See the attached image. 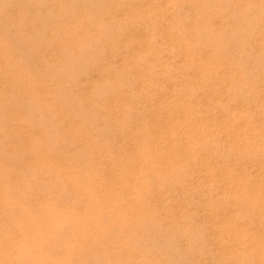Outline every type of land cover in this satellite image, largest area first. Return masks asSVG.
Listing matches in <instances>:
<instances>
[{
	"label": "rangeland",
	"instance_id": "obj_1",
	"mask_svg": "<svg viewBox=\"0 0 264 264\" xmlns=\"http://www.w3.org/2000/svg\"><path fill=\"white\" fill-rule=\"evenodd\" d=\"M27 0H0V12H2L3 13V15H1V17H0V39L2 40V41H0V264H118L117 262H119V264L121 263V264H123L122 262H121V260L124 262L125 260H127V262H130V261H133V260H131L130 259V255L127 257V255L125 256L124 254L122 255V253H124V250L123 249H121V247L118 245V247H117V245L114 247L113 245L114 244H117V242H118V244L120 243V242H122V237L121 238H118V237H116V238H118V239H120V240H118V239H116V238H114L115 236H117L116 234H118L119 235V237L120 236H123L125 239H126V237L127 236H130L133 232H131L134 228H136V226H135V224H128L127 226H128V228L130 229V227H129V225H131L132 226V228L133 229H131L130 230V232H131V234H130V232H129V229H128V231H126V228H125V231H126V234L124 233L125 231H124V227L126 226L125 224H127V223H131V222H129L130 220L132 221L133 219H135V213H137V212H135L134 214V217L132 216L131 218H133V219H130L127 223L125 222V226L123 227L122 225L123 224H121L120 226L121 227H123V228H121L120 226H119V224L117 223V219H115L114 218V215H111V213H113V212H111L112 210L114 211L116 208H118L119 207V209L121 210L122 208H123V212H125V209L127 210V209H130V207H132L131 205H132V201H131V192L133 191V189H130L131 187L132 188H134V186L133 185H135V183H134V181H135V179H136V177L137 176H135V179H134V181H132V179H130L129 178V180H131L132 182H133V185H132V182L130 181V182H127V179H126V177H128V175L132 178V177H134L133 175L134 174H137V173H134L133 174V172H132V174H130L131 172H129V170H131V171H134V172H138L139 170H137L139 167H140V165H141V163H140V160H141V162H142V160L145 162V159L147 158V156H148V154H150L149 152L151 151V149H153L154 150V148H153V142H155V140H156V137H158V136H156L155 137V139H153L152 140V137L154 138V136H155V134L156 135H158V134H165V136L164 135H160L159 137V139L158 140H160L159 142H165V143H162V146H164L165 144V146L166 147H164V148H166L165 150H164V148H163V150L162 149H160L159 148V150H162L163 152H164V157L162 156V157H160V158H158L154 153L153 154H151L152 155V157H157L156 159H157V163L158 164H160V163H165L166 165L164 166L165 168H166V170H167V172H166V174H163V176L165 175V177H166V175H167V173H169V171H168V169L167 168H170L171 167V169L173 168V167H175V166H171V165H174V163L175 162H173V163H171L170 161H169V157H167L168 156V154H166V153H168V145L170 144V142H171V140L173 139V138H177L178 136H179V138L181 137V136H184V134H185V137L188 135V137H186V138H189V136L191 135V137L192 136H194L196 139H197V137H196V132L198 133V131L200 130V131H202V128H201V126L198 128L199 130L197 131V130H195V125L193 126L192 125V119H191V123H188L189 121L188 120H190V119H188L187 121V123L185 124V126H180L179 127V129H182V127H183V129H182V131H184L183 132V134H181V131H180V135L179 134H177L179 131V129L177 130V129H175V128H178V127H175L174 129H172L174 126H170V124H168L167 126H165V127H162L163 126V124H165L164 122H166V121H163V119L165 118V120H169V118H167V115H164L163 113H165V109L167 108H169V110L170 109H173V110H177L176 108H183V107H181V106H183V105H180L182 102H183V100H184V102H186L185 100H190L192 97L193 98H195V96H197L198 94V96H200V94H202V95H204L205 93L203 92V91H205L206 89H204L203 90V85L205 84V87L204 88H208L207 89V91H205L206 92V97L207 98H209V99H211L213 96V94H215V95H220L219 93H225L226 91V93H228L231 89L233 90L232 92L233 93H229V94H231V95H229L228 94V96H230V97H232V95H233V98H231V100L229 99V97L228 96H226L225 94H224V96H225V102H226V100L227 99H229V101L228 102H230V105H229V103H227V105H225L226 103H224L223 101L221 102V100L223 99V98H221V97H224V96H222V95H220V96H218V97H220L221 99H219V98H217L220 102H221V104L222 103H224V104H220V102H219V104L216 102V100H215V98H212V100L214 99V101H212V100H210L209 102H208V100H207V98L205 97V96H202L201 97V99L202 98H206V99H203L204 101H202V103L203 102H205V100H206V103H207V106H204L206 103H203V104H201V101H200V99H197L196 101L198 102V100H199V102H198V106H197V109H198V107L199 106H204V107H207V108H205L204 109V107H203V109L205 110H203L202 112L203 113H205V115L207 116V118H209V116H211L212 117V115L214 116L215 115V118L217 119V117L218 118H221V117H223V118H221V120L220 119H218L219 120V122H221V123H223L225 126L227 125V123H229V121H230V123H232V122H234L233 124H228V125H230V126H232V128L234 129V133L235 132H238L237 130H239V128L237 129L236 127H240V125H241V127H242V125H243V127L244 126H246L244 129H246L247 128V125H248V127L249 126H251V125H253V126H251V127H254V126H256L257 125V121L259 120V118H260V120L259 121H261L262 123H264V120H263V114L261 113V109L263 108L262 106V108L260 109V111H258L259 109L257 108L256 109V107L257 106H253V108H250V107H248L249 106V104H250V102L249 103H247L248 102V100L250 101V99H251V103L253 104V105H255L256 103L258 104V107H259V100H255L254 98H252V96L253 97H255V96H257V97H255L256 99L259 97V94H260V96H262V97H260V98H262V100L260 99V98H258V99H260V103H261V105L263 104V101H264V93H263V91H264V86L262 87V91H261V83L259 84L258 82H260V81H257L256 83L258 84V86H259V88L260 89H258V86L256 85V83H254L253 82V80L254 81H256V79H254L255 77H257L258 75H255V72L253 71V70H255V71H257L256 72V74L259 72V70H256L257 68L256 67H258L259 69H261L260 71H262L263 70V67H264V63L262 64L261 63V61H258V62H260V63H258L256 60H259L258 59V53H257V50H258V47H259V44H258V41L255 39L256 37H254V36H252V37H248L247 36V34L249 35V32L252 30V28H253V24H251V25H249L248 24V22L250 21V19H251V16L252 17H254L255 16V14H254V16L251 14L252 12L254 13V11H256V12H258V11H261V10H264V0H261V3H258L259 2V0H258V2H256V0L254 1V2H256V5H257V3L259 4V6L257 5H254L255 3H253L252 5L249 3L250 1L252 2V0H250L249 2H248V0H243V1H245V2H248V4H246L245 2H242V0L240 1V0H238V2H239V4H237L238 2H237V0H227L228 2L227 3H229V9H228V4H226V2H225V4L222 2V1H225V0H215L216 2L218 1L219 3H216L214 0H213V4H211L209 1H211L212 2V0H206V3L207 4H211L212 5V7L214 8V9H217V6H219L218 7V9L217 10H219L218 11V13L217 12H215V14H220V16L221 17H223V15H225L226 14V16L224 17V18H222V19H224V20H222L218 15H216V17L213 15V13H212V15L214 16V18L215 19H217L218 18V20L216 21V22H221V23H219L218 22V24H219V26H218V24L217 23H215V19L213 20V19H211L210 18V16H212V15H206V14H208V13H211V12H209V11H211L209 8L211 7V5H210V7L207 5L206 7H209L208 9H209V11H208V13L205 11V10H207V8L205 9V5H206V3L205 4H203L204 6H201L202 4H200L199 2H202L203 3V0L202 1H199V0H196L197 2H196V4H195V1L194 2H192L191 0H189L190 2H188V0H186V2L188 3H184V1H182L181 0V3L177 0V1H171L170 2V0H165V2H164V0H147L148 1V4L146 3L147 1L146 0H116V2H115V0H87V1H89L90 3H88L89 4V7H94L93 9L91 8V11H94L95 12V10L97 9V10H100V12L99 11H97V12H90L92 15H93V13H94V18H95V16L97 15V17L94 19L93 18V21H94V23H91L92 22V20L91 21H89L90 23H91V27H92V29L93 28H95V29H97V26L99 25L98 23H102V22H100L101 20L102 21H104L103 23L104 24H106V23H109L108 22V19L106 20V19H104L105 17L106 18H109V17H111V18H113L114 20L117 18V22L119 23H117V25L116 26H118L117 27V32L119 33V31H120V33H127V34H123V36H122V34H119V37L118 38H116V39H114V41H113V43L117 46V48H118V52L116 53L117 54V56H116V54L115 55H113V56H111V58H110V56H109V54L108 53H106V48H104V46L103 45H101V44H99V46L97 47L99 50H101V52L104 54V56H103V54L102 53H98L99 51L97 50V52L96 51H94V56H95V54H96V57H94L95 59H96V61L94 62V63H92V62H88V61H83V58L81 57V53H80V51L78 50V48L76 49L74 46H73V42L74 41H72V40H68V37H69V39H73V37H74V39L77 37V36H79V35H81L79 32H83V33H86V32H88L87 34H92V32L95 30V29H90L91 30V32H90V30H89V28L90 27H86L87 26V23L88 24H90L89 22H86V23H84V25H83V29H85V30H75V29H73L74 27V23L75 22H73V21H76V19L74 20L73 19V17L74 18H78L79 17V15L81 14L82 15V13L85 11L82 7L85 5V4H87V3H85L83 0H28L27 2H26ZM35 1V2H34ZM44 2L43 3V7H42V3H39V2ZM79 1H80V3H84V5L82 6H80L79 4ZM94 1V2H93ZM101 1V2H100ZM123 1L125 2V3H123ZM136 3H135V2ZM150 1V2H149ZM157 1H158V3H157ZM199 1V2H198ZM24 3V4H22V3ZM26 2V3H25ZM37 2H38V4H37ZM65 3V4H67L66 6H67V8L69 7L70 8V6H68L69 5V3H70V5L73 7V8H71V10L73 11V12H69L68 10L69 9H67V11L66 12H68L67 14H66V18L64 17V15H65V13L63 12V8L60 10V6L61 7H63V6H65L64 4H60V3ZM67 2V3H66ZM99 2V3H98ZM103 2V3H102ZM167 2H169V3H167ZM172 2H174V5L172 6V8L175 10V8L177 9V11H180L181 10V13H179V12H175L174 10L172 11H169L170 10V6L169 5H172L173 3ZM178 2L181 4H179V5H177L178 4ZM191 2L196 6H198V8H197V6H196V9H194L195 8V6H193L192 4H191ZM204 2H205V0H204ZM232 2V3H231ZM29 3V4H28ZM30 3L31 4H33L32 6L33 7H30ZM94 3V4H93ZM101 3V4H100ZM116 3V4H115ZM122 3V4H121ZM151 3V4H150ZM157 3V4H156ZM177 3V4H176ZM183 3L185 4V5H183ZM197 3H199V5L197 4ZM215 3L216 4H218L216 7H214L213 5H215ZM245 3V4H244ZM26 4H28V7H27V5ZM35 4L36 5H38V9L36 8V7H34L35 6ZM41 4V6L40 7H42L41 9H39L40 7H39V5ZM58 4L60 5L59 7H58ZM124 4V5H123ZM143 6H142V5ZM161 4V5H160ZM168 4V6H169V10H167L168 9V6L166 7V5ZM224 4V5H223ZM233 4H234V6L235 5H237V6H233ZM241 4H243V6L244 5H246V7H248V8H246L245 7V9L243 8V6L241 5ZM261 4V5H260ZM44 5H45V7H44ZM77 5V6H76ZM91 5V6H90ZM93 5V6H92ZM96 5V6H95ZM120 5H121V7H120ZM125 5H127V6H125ZM129 5V6H128ZM132 5V6H131ZM139 5L141 6V8L139 7ZM146 5H148L149 6V8H147V7H145ZM155 5H157V7L155 6ZM165 6V7H163V8H165V10L162 8H160L159 6ZM177 5V6H176ZM191 6L193 9H194V13H195V15H194V13L193 12H189V10H191V11H193L192 10V8L191 7H187V6ZM231 5V6H230ZM24 6V7H23ZM66 6L64 7V8H66ZM103 6L105 7V8H103ZM119 6V7H118ZM127 7V8H124V7ZM138 6V7H137ZM153 6V8H150V7H152ZM176 6V7H175ZM179 6V7H178ZM182 6V7H181ZM223 6V8H221ZM225 6V7H224ZM240 6H242V9L246 12V14L248 13L247 11H249V13H250V16H249V13H248V16H249V19L248 18H246L247 20H248V22L246 21V24H247V26H245V25H243V27L245 26V27H250V26H252V28H251V30L249 31L248 29L249 28H246L247 30H245L243 27L241 28V27H239V26H236L235 24H233L232 22H233V20H235V23L237 22V23H239V22H243V21H241L239 18H237L239 15V13H240V15H241V18L243 17L244 18V15L243 14H241L242 13V11L240 10V9H238L237 7H240ZM252 6H253V8H252ZM27 8V10H26V8ZM48 7V8H47ZM57 7H58V9L60 10V11H56V10H58L57 9ZM79 7V8H78ZM85 7V9H87V7H88V5H87V7H86V5L84 6ZM114 7H115V10L117 11V9H118V11L116 12L115 10H113L114 9ZM129 7V8H128ZM175 7V8H174ZM183 7H187L185 10H183L182 11V8ZM199 7H200V9H199ZM204 7V10H203V12L205 13L206 12V14L205 15H203V16H208V17H203L202 15H199V16H197L196 15V13H198V10L199 11H201L202 12V10H201V8H203ZM211 7V9L213 10V8ZM30 8V9H29ZM56 8V9H55ZM125 9V11H124V9ZM141 10H140V9ZM144 8V9H143ZM146 8V9H145ZM167 8V9H166ZM171 8V9H172ZM231 8L233 9V10H231ZM257 8H259V10L257 9ZM2 9V10H1ZM23 10V11H21V10ZM43 9H45L46 11H44ZM78 9V10H77ZM90 9V8H89ZM105 9V10H104ZM108 9V10H107ZM109 9H110V11H109ZM112 9V10H111ZM119 9H121V10H119ZM127 9H129V11L127 10ZM153 9V10H152ZM155 9V10H154ZM160 9V10H159ZM184 9V8H183ZM189 9V10H188ZM221 9H223V10H221ZM234 9H235V12H233L234 11ZM249 9V10H248ZM250 9H254V10H250ZM29 10V11H28ZM41 10L42 11H44V12H48V11H50V12H48L47 14L46 13H44L45 14V16L42 14V13H40L41 12ZM53 10H55V12H59L58 14H59V16H61L62 17V15H63V17H64V19H60L59 17H58V15H57V13L56 14H53V13H55V12H53ZM70 10V11H71ZM76 10V11H75ZM122 10H123V12H122ZM134 10H136V11H134ZM137 10H139V11H137ZM145 10V11H144ZM162 10V11H161ZM186 10H188V11H186ZM216 10V11H217ZM221 10V11H220ZM226 10V11H225ZM229 10H231V11H229ZM237 10H240V11H237ZM21 11V12H23L24 13V15L21 13V15H20V13L19 12ZM27 12L26 14H25V12ZM51 11H52V13H51ZM82 11V12H81ZM120 11H121V13L123 14H119L120 13ZM141 11H143L142 13H141ZM146 11H147V13H146ZM167 11H169V12H167ZM236 11H237V13H236ZM243 11V12H244ZM100 14H99V13ZM101 12H105V13H101ZM106 12H108V14L106 13ZM109 12H110V14H109ZM113 12V13H112ZM125 12V13H124ZM132 12V13H131ZM145 12V13H144ZM149 12V13H148ZM163 12V13H162ZM166 12V13H165ZM174 12V13H173ZM187 12L190 14V15H192V16H190L189 14H187ZM201 12H199L200 14H204V13H201ZM212 12H214V11H212ZM225 12H227V13H225ZM239 12V13H238ZM245 12H244V14H245ZM255 12V13H256ZM2 13H0V14H2ZM64 13V14H63ZM69 13H72V15L70 16V14ZM75 13V14H74ZM78 13V14H77ZM97 13V14H96ZM128 14V16H127V14ZM156 13V14H155ZM176 13V14H175ZM198 13V14H199ZM230 13V14H229ZM235 13L238 15H236L235 16ZM259 13V12H258ZM38 14H40V17L38 16ZM42 14V15H41ZM51 14V15H50ZM56 15L55 17L53 16V15ZM118 14V16L116 17V15ZM129 14H131L130 15V17H129ZM158 14V15H157ZM161 14H163V15H167V14H170V16L168 17V15L167 16H163V15H161ZM173 14H175L176 16L177 15H179V14H181V15H179L178 16V19L176 20L175 18H173ZM234 14V15H233ZM48 15H50V16H48ZM76 15V16H75ZM80 15V16H81ZM91 15V16H92ZM102 15H104V16H102ZM108 15V16H107ZM119 15H120V17H119ZM124 15H126V17L124 16ZM171 15H173V16H171ZM185 15H187V17L185 16ZM193 15L194 16H197L196 18H194L195 20L199 17V18H208V20H209V25H210V27L213 29V27H214V29H216V30H209L211 33L210 34H213V36H215V34H217V33H219V32H221L222 30H217V28H219V27H224L225 25H227V24H229V23H231V25L229 24V26L230 27H232L233 29L235 28V26H236V28H241V31H239V34H238V29L236 30V28L234 29L235 31H229V30H224V31H229V32H231V34L233 35V34H238L237 36L240 38V39H238V37H237V39L238 40H241L238 44L240 45V43L242 42H246V41H248V42H246V44L247 45H249V46H247L248 47V50H250L251 51V53L254 51L253 50V48H255V50L256 51H254V52H256V53H254V54H256L255 55V57L253 56L254 54L252 53V55H251V53L248 51V50H244V49H246V46H245V44L243 43V44H241L240 46L238 45V44H235V46L233 47V46H231L232 47V50H231V48H230V44L229 43H227V40H223V44L221 43L222 42V40H220L219 41V39L217 40L216 39V41H218V42H216L215 43V45L213 44L214 42H215V39L214 40H212V42L211 41H209V42H211L212 44L210 45V43H208L207 44V46H206V48L208 49V50H206V52L208 51V53H205V46L204 45H202V47H200L199 48V46L198 45H196V43H195V41H193L192 40V38L191 37H189V38H187L188 39V41H190V38H191V41H193L194 42V45L193 44H190V43H192V42H189V48L190 49H192V50H194L195 52H196V54H198V55H200L199 57L202 59L203 58V60L205 59V60H207L206 58H208L207 56H209V60L210 59H212V60H210V62H209V60H208V63H209V65H211V70H214V71H212V73H207V72H209V71H211V70H209V65L208 66H206V68L208 67V69L207 70H205L204 71V69H206L205 68V66H204V68L199 64V66H201V67H199L198 66V64H196L197 65V69H198V67H199V69L200 70H203L205 73H207V74H209V76H210V78H208L209 76H204L203 74H201L199 71V69L197 70L196 69V66H195V64L194 63H192L193 65H191L190 63H188V62H186L184 59H182V57L183 56H186V55H183V54H185V53H187L186 52V50L185 49H183V48H180V50H178L179 48H177V49H175V51L173 52V51H167V49H169V47H168V45H169V38H167V35H166V33L165 32H169V31H167L166 30V26H167V24H168V26H169V23H170V27L172 28L173 26H177V25H179L180 24V22H182V24L183 25H187V27L185 28V26H181V24H180V26H181V28H180V26L177 28V29H179V32L181 31L180 29H182V33L184 32L185 34L187 33V32H189L191 29H193L194 30V28L195 27H193L192 26V24L193 23H195V20L193 21V19H192V22H191V20H189V21H187L190 17L191 18H193ZM11 16V17H10ZM37 16H38V18H37ZM42 16V17H41ZM67 16H70L71 17V19H70V17L69 18H67ZM78 16V17H77ZM100 16V17H99ZM122 16V17H121ZM147 17V19H146V17ZM175 16V17H176ZM218 16V17H217ZM235 17V19H234V17ZM10 17V18H9ZM12 17H14L13 19H12ZM25 17V18H24ZM48 17H50V18H52V19H46V18ZM58 17V18H57ZM62 17V18H63ZM99 17V18H98ZM115 17V18H114ZM120 19H119V18ZM128 17V18H127ZM133 17V18H132ZM134 17H136V18H138V19H136V18H134ZM154 17H155V19H154ZM163 17V18H162ZM168 17V18H167ZM179 17L182 19V21H180V19H179ZM186 17V18H185ZM40 18H42L41 19V21L45 24V23H47L45 26H44V30H43V27H41L40 25H42L43 23L40 21ZM53 18H55V19H53ZM81 18V17H80ZM111 18H109V19H111ZM143 18V19H142ZM149 18V19H148ZM151 18H153V19H151ZM162 18V19H161ZM165 18H167L166 20H165ZM170 18V19H169ZM172 18V19H171ZM185 18V19H184ZM188 18V19H187ZM198 18V19H199ZM242 18V19H243ZM22 21H21V20ZM25 19V20H24ZM30 19V20H29ZM32 19V20H31ZM37 19V20H36ZM39 19V20H38ZM57 19V20H56ZM62 20V22L64 21V23H63V26L64 25H67L68 23H69V25L68 26H64V28H62L61 27V21H59V20ZM69 19V20H68ZM96 19H98L97 20V22H96ZM142 19V21H140V23H139V25H136L137 24V22H139L138 20H141ZM158 19V20H157ZM160 19H161V21H163L164 20V22L166 21V23H164L163 22V24L164 25H166L165 27H163V24L161 25V24H159V23H162L161 21H160ZM169 19V20H168ZM220 19L223 21V24H222V21H220ZM252 19H254V22H256V19L255 18H252ZM251 19V22L253 21ZM5 20V21H4ZM11 20V21H10ZM19 20L21 21V22H19ZM28 20V23L26 22ZM36 20V21H35ZM44 20V21H43ZM46 20V21H45ZM51 20V21H50ZM52 20H54L53 22H54V24L53 25H49L48 23H51L52 22ZM55 20L58 22H60V23H55ZM100 20V21H99ZM121 20V21H120ZM125 21L126 22V24H125V22L123 23V25H122V23L121 22H123V21ZM126 20H129L128 22H129V25L131 24V25H133V27L130 25H127L128 24V22L126 21ZM131 20H132V23H131ZM136 20V21H135ZM146 20H147V22H146ZM154 21L156 24H157V22H158V25H161L162 26V30H159V35H161L162 37H160L159 35H156V34H158L157 32L155 33V31H157V29H161V27L159 28L158 26H156L157 28L155 29V31H153L154 30V28H155V26L153 25V24H155L154 22H151V21ZM157 22H156V21ZM167 20H168V22H167ZM211 20V21H210ZM230 20H232V21H230ZM238 20H240V21H238ZM244 20V19H243ZM25 21V22H24ZM30 21H31V23H30ZM37 21H39V25H37ZM72 21V23H70ZM135 21V22H134ZM148 21H150V22H148ZM177 21H178V23H177ZM187 21V22H186ZM212 21H214L213 23H211ZM8 22H10V27L12 28H10L9 26H8V23L6 24V23ZM32 22H34V25H33V23ZM41 22V23H40ZM96 22V23H95ZM146 22V25L144 24ZM172 22H175L176 24L174 25V23H172ZM191 22V23H190ZM227 23V24H225V23ZM250 22V23H251ZM253 22V23H254ZM5 23V27H6V29H4V26H3V24ZM14 25V27L12 26V24ZM22 23V24H21ZM23 23H26V25L25 24H23ZM66 23V24H65ZM144 24V29H140L139 28V26L140 25H142L143 26V24ZM148 23V24H147ZM149 23H150V25H149ZM190 23V24H189ZM257 23V22H256ZM19 24V25H18ZM32 24V25H31ZM43 24V25H44ZM52 24V23H51ZM57 24V25H56ZM61 24V25H60ZM96 24H97V26H96ZM116 23H114V25H115ZM189 24V25H188ZM211 24H213V26L211 25ZM214 24H216V25H214ZM223 26H222V25ZM21 26V25H25L24 27L23 26H21L20 28H16L17 26ZM42 25V26H43ZM59 25V26H58ZM107 25H109V24H107ZM122 25V26H121ZM135 25V26H134ZM153 25V30L151 29V31H149L150 30V27ZM173 25V26H172ZM233 25H235L234 27H233ZM8 26V27H7ZM28 26V27H27ZM35 27V29H33L32 27ZM38 26H40L39 28H42V30H40L39 28H38ZM46 26L48 27L47 29H46ZM51 26V29L53 28V30H50L49 29V27ZM57 26H58V28H57ZM70 26V27H69ZM95 26V27H94ZM115 26V27H116ZM121 26V27H120ZM126 26H127V28H126ZM147 26H150L149 27V30L147 29L148 27ZM168 26H167V28H168ZM194 26H195V24H194ZM241 26V25H240ZM26 27V28H25ZM60 27L62 28L61 30H60ZM73 27V28H72ZM123 27V28H122ZM125 27V28H124ZM141 27V26H140ZM226 27V26H225ZM224 27V28H225ZM227 27H228V25H227ZM7 28H8V30H7ZM27 29L25 32H24V30L25 29ZM38 28V29H37ZM57 28V29H56ZM87 28V29H86ZM120 28H122V30L120 29ZM131 28V29H130ZM141 28H143V27H141ZM174 28V27H173ZM173 29V30H171L172 31V33L171 34H174V32H177L178 33V31H177V29ZM185 28V29H184ZM10 29V30H9ZM20 29V30H19ZM49 29V30H48ZM116 29V28H115ZM127 29V30H126ZM130 29V30H129ZM134 29V31L136 30V31H138L139 33H141V34H145L146 36H148V33H152V31H153V33L157 36V40H159L158 41V43H159V45H158V55H157V57H159V59L161 60V62L163 63V65H164V67H163V65H162V63L160 62V64L157 62V61H154V59H153V61L155 62V64H153V66L154 67H152V63H154L150 58H149V60H148V55H145L143 58L145 59V61H146V64H144L145 66H147V67H149L148 68V70L150 69V71L152 72V74H153V72H154V74H155V76L156 75H158L159 77H158V79L160 78V77H162V75L163 74H161V73H163V72H165V70H167L168 68H170L169 69V71L170 70H172V72L170 71V73H172V74H170V75H172V77L173 78H175V79H173L172 77H171V79L174 81H171V80H169L170 78H168V79H166L167 78V75H168V77L170 76L169 75V73H167L166 75H165V73H164V75H163V80H164V78H165V76H166V82L165 81H163L162 79H157V81H156V78H157V76L155 77V76H152L153 78H155V82H154V84H153V81L154 80H152L153 78H151L150 80L151 81H149V83H147L145 80H144V78H143V80H142V78L140 77L141 75L142 76H145V74L146 73H148L146 70V68L147 67H145L144 65H143V63L142 62H144L143 60V58H140V57H142V53H139V50H138V46H139V44H141V43H143L144 41H143V39L145 40L146 39V36L144 35H142L141 36V34H139L140 36H138L139 37V39H137L136 37V35L138 34V32H134V34H133V38L135 37V41H133L132 40V42L130 41L131 40V38H132V33L133 32H130V31H132ZM139 29V30H138ZM187 29H190V30H188V31H186ZM229 29V28H228ZM231 29V28H230ZM232 29V30H233ZM243 29V30H242ZM30 30V31H29ZM35 31V33L36 32H38L39 31V36L40 37H42V35L43 36H45V33L47 34L48 33V35H49V33H50V35L48 36V35H46V39L45 38H41L40 39V37L38 38V35H37V37L36 38H38L36 41L34 40V39H36V38H34V39H32L31 37H30V35L28 34V31L29 32H31V33H34L33 31ZM67 30V32H65ZM70 30V31H69ZM89 30V31H88ZM146 30V31H145ZM166 30V31H165ZM175 30V31H174ZM190 31L189 33L191 34L192 32H194V31ZM240 30V29H239ZM257 30V29H256ZM18 31H20V32H18ZM40 31H42V32H40ZM85 31V32H84ZM98 31V30H97ZM96 30L94 31L95 33L97 32ZM111 31V30H110ZM112 31H115V30H112ZM123 31V32H122ZM125 31V32H124ZM143 31V32H142ZM161 31V32H160ZM170 31V32H171ZM174 31V32H173ZM197 31V30H196ZM199 31H201V30H199ZM212 31H214V32H212ZM244 33H243V32ZM254 32H251L253 35H256V34H258V30L257 31H255V30H253ZM262 31H264V30H260V32H262ZM23 32H24V35L26 36H24V35H22L23 34ZM27 32V33H26ZM53 32H55L56 34L58 33V36H60L59 37V40H58V38H57V40H56V34H53ZM131 34H129V33ZM236 32V33H235ZM240 32H242L243 34H245L244 36H243V34L241 33V35H240ZM17 33V34H16ZM19 33H20V35H19ZM22 33V34H21ZM34 33V34H35ZM61 33V34H60ZM65 33V34H64ZM71 33V34H70ZM79 33V34H78ZM95 33H93V34H95ZM165 33V34H164ZM181 33V32H180ZM254 33H256V34H254ZM42 34V35H41ZM51 34H52V37H50L51 36ZM64 34V35H63ZM76 34V35H75ZM184 34V36H187V35H185ZM188 34V33H187ZM17 36V37H14V36ZM29 37H28V36ZM66 35V36H65ZM75 35V36H74ZM126 35H128V36H126ZM4 36H6V38L8 39L9 38V40H7V39H5V37ZM31 36H33V35H31ZM54 36V37H53ZM57 36V37H58ZM64 36V37H63ZM71 36V37H70ZM73 36V37H72ZM129 36H131V38L129 37ZM188 36H189V34H188ZM187 36V37H188ZM241 36V37H240ZM4 37V38H3ZM18 37H20V38H18ZM22 37H24V39L22 38ZM28 37V38H27ZM63 37V38H62ZM160 37V38H159ZM166 37V38H165ZM254 37V39H252ZM18 38V41L16 40ZM25 38H27V39H25ZM34 40V44H33V41L31 40ZM52 38H53V40H52ZM123 38V39H122ZM127 38H128V41H127ZM143 38V39H142ZM186 38V37H185ZM234 38H235V36H234ZM251 38V39H250ZM14 39V40H13ZM22 39V40H21ZM44 39V40H43ZM60 39H62L61 40V42H58V41H60ZM64 39V40H63ZM122 39V43L120 42V40ZM126 39V41H124ZM130 39V40H129ZM166 39V40H165ZM171 39V38H170ZM248 39V40H247ZM259 39V38H258ZM5 40V41H4ZM23 40H25V41H23ZM28 40H29V42H28ZM47 40V41H46ZM67 40V41H66ZM136 40H139V44L137 43L136 44V42H138V41H136ZM251 40V41H250ZM253 40V41H252ZM17 41V42H16ZM27 41V45H26V43H25V47H27V46H30L31 47V44H32V47H34V48H32V52H34L33 51V49L34 50H36L34 53H32L31 52V54H32V56L29 54V52L28 51H31V48L30 47H28L27 49H30V50H27L26 48H24L23 46H24V42H26ZM31 41V42H30ZM44 41H46V43L44 42ZM54 43H53V42ZM68 41H70V42H68ZM143 41V42H142ZM2 42V43H1ZM23 42V43H22ZM56 42H58V43H56ZM66 42V43H65ZM125 42V43H124ZM238 41L236 40V43H237ZM4 43V44H3ZM16 43H20V46H22V47H19V44L17 45ZM28 43H30V44H28ZM48 43V44H47ZM120 43H121V45H120ZM133 43H135V45H137L135 48H137V50L135 49H133L132 51L130 50V48L132 49V44ZM162 43V44H161ZM207 43V42H206ZM9 44V45H8ZM51 44V45H50ZM69 44V45H68ZM72 44V46H70ZM129 44H131V47L130 48H126V47H129ZM164 44H166V48L165 47H163V45ZM217 44H219L218 46H219V48H217ZM221 44H222V48H221ZM251 44L253 45V48H251L252 46H251ZM17 45V46H16ZM37 45V46H36ZM55 45V46H54ZM58 45H60L61 47H62V49H61V47L60 46H58ZM101 45V46H100ZM120 45V46H119ZM135 45H133V48H134V46ZM162 45V46H161ZM206 45V44H205ZM208 45H209V47H210V50H209V47H208ZM238 45V46H237ZM242 45H243V49L241 48L242 47ZM3 46V47H2ZM8 46V47H7ZM36 46V47H35ZM124 46H126V47H124ZM199 48H197V47ZM212 46H213V48H214V46L216 47V50L215 51H217V49H219L216 53H215V51L212 49ZM56 47V48H55ZM58 47V48H57ZM103 47V48H102ZM162 47V49H166V51L165 50H161V51H159V49ZM168 47V48H167ZM240 47V48H239ZM6 48V49H5ZM9 48V49H8ZM36 48V49H35ZM67 48V49H66ZM120 48H122V49H120ZM226 48V49H225ZM228 48H230L229 50H231V51H234V52H229V51H227L228 50ZM233 48H234V50H233ZM235 48H238V49H236L235 50ZM5 49V50H4ZM26 49V50H25ZM198 49V50H197ZM204 49V50H203ZM220 49H225V51L224 50H222V52H220ZM242 49V50H241ZM20 50V51H19ZM59 50V51H58ZM62 50H64L63 52H62ZM76 50H77V52H76ZM128 52H127V51ZM130 50V51H129ZM202 50V51H201ZM214 51V53L215 54H213V52H211L210 53V51ZM244 50V51H243ZM253 50V51H252ZM69 51V53L67 54V52ZM120 51V52H119ZM121 51H122V53H121ZM136 53H135V52ZM183 51H184V53H183ZM200 51V52H199ZM204 51V52H203ZM239 51V52H238ZM241 51H243V53L241 52ZM246 51H248L249 53H250V55L249 56H252L251 58H252V60H253V58H256V59H254L253 60V62H252V60H250L251 61V63H253L254 64V66H253V64H250V62H249V59H247V58H245L244 57V55L243 54H245L246 56H248V52H246ZM1 52H5L4 54H6L5 56H3L2 54L3 53H1ZM26 52H28V54L32 57V61H31V57L30 58H27V54H26ZM37 52V53H36ZM65 52V53H64ZM74 52V53H73ZM93 51H91L90 52V54L92 53ZM96 52V53H95ZM131 52V53H130ZM134 52V53H133ZM160 52V53H159ZM161 52H163V54L161 53ZM183 53V54H181V53ZM226 52H229V53H227V55L226 54H224V53H226ZM236 52H238V53H236ZM8 53V54H7ZM60 53H64L63 55L62 54H60ZM119 53V54H118ZM123 53H124V55H123ZM128 53V54H127ZM131 55H130V54ZM164 53H167V54H169L170 56L168 57V55L166 56ZM179 53H180V55H179ZM202 53H204V54H202ZM242 53V54H241ZM26 54V55H25ZM70 54H73V55H71L70 56ZM87 54L89 55V52H87ZM99 54V55H98ZM108 54V55H107ZM135 54V55H134ZM216 55V57H218V63L220 64V66L221 67H219L218 65V63H216L215 61H214V58H211V57H215V56H213V55ZM231 54V55H230ZM232 54H235V57H236V59L237 58H239V60L237 59V63L239 62V63H242V66H244V64H248V63H243V59H247L248 61L247 62H249V64L250 65H252V68H251V66H249L248 68H247V70H249V69H253V70H249V71H247L245 68H246V66L247 65H245L244 67L245 68H243L242 66V69L240 68V64H238L239 65V67H238V65L237 64H234V65H236V67L234 66V65H232V66H230L231 65V63L229 62V61H227V62H229V63H227L226 62V60L227 59H229L230 60V58H231V60L233 61V63H234V58L232 59V57L234 56V55H232ZM239 55V54H241V55H239V56H237V55ZM12 55V56H11ZM29 55H28V57H29ZM36 55H37V57H36ZM54 57H53V56ZM68 55H69V57H68ZM121 55H123L124 57H122ZM132 55H134V56H132ZM141 55V56H140ZM220 55L224 58V56L226 55L227 57H229V58H227V59H223L222 60V58H219L220 57ZM6 57L7 56V58H8V56H9V60L11 59V63L10 62H8V61H6V59L7 58H4V59H1V58H3V57ZM81 57V60H79V58ZM87 56V55H86ZM90 56V55H89ZM91 56H92V58H93V55L91 54ZM108 56V57H107ZM119 56V57H118ZM120 56H121V58H120ZM129 56H131V57H129ZM136 56V57H135ZM165 57L164 59L162 58V57ZM176 56H178V57H176ZM206 58H205V57ZM231 56V57H230ZM248 56V57H249ZM26 57V58H25ZM38 58V59H36V58ZM58 57V58H57ZM88 57V56H87ZM117 57V58H116ZM126 57H129L128 59L126 58ZM147 57V58H146ZM175 58V59H172V58ZM241 57V58H240ZM57 60H59V61H57ZM89 58V57H88ZM124 60H123V59ZM126 58V59H125ZM139 58H140V60H139ZM162 58V59H161ZM178 58V59H177ZM184 58V57H183ZM55 59V60H54ZM70 59V60H69ZM112 59V60H111ZM141 59H143V60H141ZM167 59V60H166ZM180 59H182V60H184L185 62H183L184 64L185 63H187L188 65L190 64V66H186V65H184L183 67H181L182 65L181 64H183L182 63V60H180ZM240 59H241V61H240ZM5 60V61H4ZM127 60V61H126ZM137 60V61H136ZM151 60V61H150ZM155 60H156V58H155ZM158 60V59H157ZM160 60H158V61H160ZM163 60V61H162ZM170 60H175V61H172V66H171V61ZM222 62H221V61ZM230 60V61H231ZM24 61L26 62V64H28V66L26 65V64H24L25 66H21L22 68L24 67L25 69H26V71H24L23 69H21L20 68V66L19 65H23V63H24ZM28 61V62H27ZM79 61V62H78ZM124 61V62H123ZM131 61H134V62H132L131 63ZM139 61V62H138ZM147 61H149V63H147ZM177 61V62H176ZM178 61H181V62H178ZM212 61V62H211ZM213 61H214V64H212L213 63ZM231 61V62H232ZM2 62V63H1ZM8 62V65H9V67L7 66V63ZM55 62V63H54ZM71 62H72V64H71ZM81 62V63H80ZM129 62H130V64H129ZM142 64H141V63ZM151 62V63H150ZM170 62V63H169ZM173 62H174V64H173ZM221 62V63H220ZM226 62V63H225ZM19 63V64H18ZM32 63V64H31ZM74 63H76L77 65H78V67L74 64ZM88 63H90V64H88ZM92 63V64H91ZM98 63V64H97ZM125 63H127V64H125ZM145 63V62H144ZM168 63H169V67L167 68V66H168ZM211 63V64H210ZM232 63V64H233ZM235 63H236V60H235ZM6 64V66H4ZM149 64V65H148ZM158 64V65H157ZM218 64V65H217ZM222 64V65H221ZM224 64V65H223ZM227 64H230V65H227ZM263 66H262V65ZM18 65V66H17ZM44 65V66H43ZM48 65V66H47ZM69 65H71V66H69ZM75 65V66H74ZM84 65V66H83ZM90 65V66H89ZM135 65V66H134ZM140 65H143V69H142V66H140ZM151 65V66H150ZM160 65V66H159ZM175 65V66H174ZM79 66H83L82 68L81 67H79ZM94 66V67H93ZM158 67V69H159V71H163V69L165 68V66H166V69H164V71L162 72H160V74L161 75H159L158 74V72L156 71L155 72V70L154 69H152V68H155L156 69V67ZM162 66V67H161ZM171 66V67H170ZM178 66L180 67V68H182V69H180V68H178ZM191 66H193L194 68V70H195V72H194V70L192 69V74H188V75H184V74H187L188 73V70L189 71H191ZM212 66H214L213 68H215L216 66H218V70H219V72H220V74L218 73V71L216 72L215 71V69H213L212 68ZM261 66H262V68H261ZM19 69H18V68ZM26 67H28V68H26ZM67 67V68H66ZM69 67V68H68ZM73 67V68H72ZM75 67H77V68H75ZM92 67V68H91ZM97 67V68H96ZM141 67V68H140ZM173 67V68H172ZM177 67V68H176ZM187 67V68H186ZM224 67V68H223ZM231 67L232 68H236V70L235 69H233V70H231ZM12 68V69H11ZM30 68V69H29ZM72 68V69H71ZM137 68H139V70L137 69ZM163 68V69H162ZM203 68V69H202ZM226 68H229V69H226ZM238 68H239V70H238ZM20 71V72H18L19 73V76H18V74H17V76H16V73L15 72H17L18 70ZM23 70V71H21V70ZM29 69V70H28ZM50 69V70H49ZM93 69V70H92ZM134 69V70H133ZM161 69V70H160ZM180 69V70H179ZM183 69H184V71H183ZM110 70H116V71H118V70H123V75H124V77L126 78L127 77V79L125 80L124 78H123V75L121 74V73H119L120 75L119 76H122V77H120L119 79H118V85L120 86V87H123L121 90V92H120V90H118V88L116 87V83L113 85V87H115V88H113L112 90H111V87H110V90H111V92L109 91V89L108 90H106L104 93H102V95L101 94H99L98 93V96L96 95L97 94V92H99L100 90H101V88H100V82L102 81V79H104L105 78V76H106V74L105 73H107L108 71H110ZM157 70V69H156ZM173 70H176V72L174 71L173 72ZM177 70H179V75L181 74L182 75V77H180L179 75L176 77V73L178 72ZM181 70H182V72H181ZM209 70V71H208ZM221 70H224V71H221ZM235 70V71H234ZM28 71V72H27ZM77 71V72H76ZM86 71V72H85ZM101 71V72H100ZM137 71H138V73H137ZM141 71V72H140ZM144 71V72H143ZM146 71V72H145ZM168 71V70H167ZM166 71V72H167ZM187 71V72H186ZM203 71H201V72H203ZM207 71V72H206ZM238 71L239 72H241V71H243L242 73H244V72H246L247 71V74H242L241 73V75H243V76H240V74L238 73ZM251 71L254 73V76H252L253 74L251 73ZM264 71V70H263ZM263 71L262 72H259L260 74H259V76L257 77V79L258 80H262V84H264V81H263V79H264V74H263ZM24 72V73H23ZM32 72H34V73H32ZM36 72L38 73L37 75H35L34 76V74H36ZM64 72V73H63ZM79 72V73H78ZM105 72V73H104ZM129 72V73H128ZM134 72V74H132ZM143 72V73H142ZM150 72V73H151ZM184 72V73H183ZM197 72H199L203 77H201V76H199L200 74L199 73H197ZM218 73L217 74V79H219L220 78V76H221V78L220 79H222V80H219V82H220V84H222V85H220L219 84V86L220 87H222V86H225V87H223V88H225V89H223V88H219V86H217L218 84L217 83H219L217 80H214L213 82H212V79L211 78H214V79H216V76H215V74L214 73ZM222 72H224L223 74H222ZM236 72V73H235ZM250 72V73H249ZM15 73V75L14 76H16V78L17 77H20V79H18L19 80V82H18V80L15 78V77H13L12 75ZM26 73V74H25ZM62 73V74H61ZM145 73V74H144ZM194 73H195V75H194ZM232 73H233V75H232ZM263 75H262V74ZM25 74V75H24ZM27 74H29V76L30 77H27ZM46 74V75H45ZM50 74V75H49ZM54 74V75H53ZM105 74V75H104ZM126 74V75H125ZM129 74H131V75H129ZM140 74V75H139ZM149 74V73H148ZM153 74V75H154ZM196 74H199L198 76L196 75ZM206 74V75H207ZM212 74L215 76V77H212ZM228 74V75H227ZM238 74V75H237ZM251 74V75H250ZM49 75V76H48ZM192 75V76H191ZM223 75V76H222ZM231 75H232V77H234V78H232L231 77ZM237 75V77H235ZM246 75H248L250 78H251V82L252 83H254V84H252V86L250 85L251 84V82H249L250 80V78L248 77V81L245 79L244 80V78L245 77H247ZM262 75V76H261ZM59 76H61V77H59ZM74 76H75V78H74ZM129 76H130V78H129ZM131 76H133V77H131ZM139 76V77H138ZM189 76H190V78H189ZM224 76H227V77H224ZM44 77V78H43ZM73 77V78H72ZM179 77V78H178ZM186 77V79L184 80L183 78H185ZM197 79H195V78ZM219 77V78H218ZM228 77H229V79H230V82H228L227 81V79H228ZM241 77L243 78V81L241 80ZM254 77V78H253ZM30 78V79H29ZM31 78H32V80H33V82H31ZM38 78V79H37ZM52 78H54V80H52ZM140 78V79H139ZM192 78V79H191ZM225 78H227V79H225ZM260 78V79H259ZM262 78V79H261ZM15 79H16V81L17 82H15ZM47 79V80H46ZM48 79H50V81L48 80ZM101 79V80H100ZM132 79H135L134 80V83H133V80ZM208 79H210L211 80V82H210V80H208ZM235 79H237V81H235ZM21 80V81H20ZM52 80V81H51ZM59 80V81H58ZM82 80V81H81ZM130 80V81H129ZM137 80V81H136ZM178 80V81H177ZM186 80H188L189 82L188 83H191V84H193V83H197V82H199L200 80V82H203L204 83V81H208V82H206V83H204V84H200L199 85V83H198V88H196L194 85L193 86H191V85H188L186 82ZM202 80H204V81H202ZM233 80V81H232ZM23 81V82H22ZM26 81H28V82H26ZM30 81V82H29ZM54 81H56V82H54ZM65 81V82H64ZM140 83H139V82ZM163 81L164 82V84H162V86H161V89H162V87L163 86H165V85H167L166 87H164L163 89H162V91H163V93H159V91L158 90H161V89H159V87H160V83ZM171 81V82H170ZM176 81L177 82H181L180 84H185L184 86L183 85H178V83H176ZM191 81H193V82H191ZM195 81V82H194ZM216 81V82H215ZM235 81V82H234ZM239 81V87H240V84L241 83H246V85H244L243 84V86H242V84H241V86L244 88V90H248L249 88H248V86L247 85H250L252 88H253V85H254V88L253 89H251L250 88V90L249 91H251V92H249L250 94L249 95H251V93L252 92H254L255 91V87L257 88V93L256 92H254L255 94H258V95H251L249 98L248 97H246V98H248V100H246V99H244V100H246V102L244 101L243 102V98H245V95L244 94H242L243 92H244V90H243V92H242V90L241 91H238V88L237 87H235L238 83ZM242 81V82H241ZM4 82V83H3ZM26 82V83H25ZM49 82V83H48ZM54 84H53V83ZM60 83V85H59V83ZM157 82H159V84H157ZM162 82V83H163ZM183 82V83H182ZM223 82H224V84H223ZM225 82H227V83H225ZM233 82V83H232ZM241 82V83H240ZM249 82V83H248ZM27 83H28V86H26L27 85ZM30 83V84H29ZM33 84V87H32V84ZM43 83L45 84V86H43ZM62 83V84H61ZM73 83V84H72ZM132 85H131V84ZM139 83V84H138ZM151 83V84H150ZM166 83V84H165ZM176 83V84H175ZM216 83V84H215ZM232 83V84H231ZM41 86H40V85ZM52 84H53V86H54V88H53V86H52ZM153 84V85H152ZM155 84H157V86L155 85ZM209 86H208V85ZM210 84H211V86H212V89H211V87H210ZM214 84H215V87H214ZM227 84H229V85H227ZM143 85L145 86V87H143ZM151 85L152 86H154V87H151ZM187 85V86H186ZM228 87H230V88H228ZM232 85V86H231ZM235 85V86H234ZM50 86V87H49ZM63 86V87H62ZM68 88H67V87ZM139 88H138V87ZM148 86V87H147ZM172 86H174V87H172ZM181 86H183V88L185 87V88H187L189 91H191V89H192V91L190 92V94L188 95V91H187V89H181L180 87ZM188 86H190V88H188ZM200 86H202V89L200 88L199 89V87ZM32 87V88H31ZM49 87V88H48ZM57 87H58V90H57ZM69 87H70V89L72 88V90H70L69 89ZM126 87V88H125ZM133 87V88H132ZM142 87L143 88H145V89H142ZM151 87V88H150ZM171 87H172V89H171ZM179 87L180 89H178V90H182V94H180V92L178 91L176 94L174 93V90H176L177 91V88ZM217 87H218V89H222L221 91L220 90H218V92H216V90H217ZM233 87H235V88H233ZM241 87V88H242ZM48 88V89H47ZM56 88V89H55ZM153 88H155V89H157V90H154V91H152L153 90ZM166 88V89H165ZM169 88V90H167ZM176 88V89H175ZM215 88V89H214ZM227 88H228V90H227ZM240 88V89H241ZM248 88V89H247ZM28 89H30V90H28ZM67 89H69V90H67ZM124 89V90H123ZM125 89H127L126 91H125ZM133 89V90H132ZM135 89V90H134ZM137 89V90H136ZM147 89V90H146ZM171 89V90H170ZM239 89V90H240ZM10 90V91H9ZM47 90V91H46ZM55 90H57L56 92H55ZM82 90V91H81ZM131 90V91H130ZM144 90V91H143ZM149 90L151 91V93L149 92ZM165 90V91H164ZM169 92H167V91ZM196 90H198V92L196 91ZM225 90V91H224ZM235 90V91H234ZM130 91V93H128V92ZM137 91H139V92H137ZM143 91V92H142ZM146 91V92H145ZM157 91H158V93H157ZM187 91V96H185L184 94H185V92ZM193 91H196V93L197 94H195ZM214 91V92H213ZM220 91V92H219ZM30 92H35V93H30ZM44 92V93H43ZM53 92H54V94L55 93H57V95L55 94V95H53ZM61 92V93H60ZM126 92V93H125ZM140 92H141V94H143V95H141L140 94ZM161 92V91H160ZM175 94V96L173 95V93ZM259 92V93H258ZM260 92H262V94L260 93ZM28 93V94H27ZM36 93H38V94H36ZM120 93V94H119ZM133 93H135L134 95L135 96H137V98L133 95ZM145 93H147V94H151V96H150V94H149V97L147 96V94H145ZM155 93H156V96H155ZM179 93V94H178ZM192 93L193 94H195L194 96L192 95ZM208 93V94H207ZM209 93H210V95H209ZM64 94V95H63ZM81 96H80V95ZM105 94H106V98L104 99V97H105ZM107 94H108V96H107ZM138 94V95H137ZM154 94V97H156V98H154V97H152V95ZM162 94V95H161ZM164 94V95H163ZM245 94H247L246 92H245ZM29 95V96H28ZM30 95H31V97H32V99H31V97H30ZM44 95V96H43ZM45 95H47L46 97H45ZM63 95V97H60V96H62ZM96 95V96H95ZM145 95V97H148L149 99L151 98V99H153V102L151 103V100H150V103H151V105H150V103H149V101H147L148 103H146V104H149L150 106H148L147 108H153L152 109V112H150L149 113V110L151 111V109H148L147 111H146V105L144 106L143 104H145V102L144 103H141V100L143 99L144 101L145 100H148V99H145V97H143ZM181 95V96H180ZM183 95V96H182ZM236 95V96H235ZM238 95V96H237ZM241 95H244V97L243 96H241ZM37 96V97H36ZM53 96V97H55V98H51V97ZM89 96H90V98H89ZM102 96V97H101ZM113 98H115V99H113ZM133 96V97H132ZM141 98L142 97V99H140L139 97ZM161 96V97H160ZM179 96V97H178ZM185 96V97H184ZM197 96V97H198ZM212 96V97H211ZM240 96L242 97V98H240ZM247 96H248V94H247ZM40 97V98H39ZM60 99V101L59 100H57L58 98ZM109 97H110V99H109ZM119 97H124V98H119ZM129 97H130V99H129ZM158 97V98H157ZM167 97V98H166ZM182 97H184V98H182ZM211 97V98H210ZM228 97V98H227ZM36 99V100H34V99ZM39 98V99H38ZM65 98H67L66 99V101H65ZM74 98V99H73ZM79 98V99H78ZM89 98V99H88ZM95 98H97V99H99L98 101L96 100L95 101ZM119 99L118 101H117V103H119L118 104V106H117V103H115L116 102V100L117 99ZM170 100H169V99ZM180 98V99H179ZM190 98V99H189ZM199 98V97H198ZM235 98H236V100H235ZM38 99V100H37ZM44 99H46V100H44ZM49 99L51 100V99H53V100H51V101H54L55 102V105L54 104H52V103H54V102H52L51 103V101H49ZM77 99V101H75ZM94 99V100H93ZM100 99H102V100H100ZM121 99V100H120ZM123 99H125V101L123 100ZM139 99H140V101H139ZM156 99V101L158 100V101H160V104L159 103H156V101H154ZM183 99V100H182ZM254 99V100H253ZM29 100H34V102L37 104V103H39L40 102V105L38 104L37 106H38V109L36 108L37 106L35 105V106H33L34 108H31L32 107V104L34 103H32L31 101H29ZM48 100V101H47ZM59 101L58 103H57V101ZM62 100V101H61ZM70 100V101H69ZM104 100H106V101H104ZM107 100H109V101H107ZM122 100H123V102H122ZM133 100H135V102L133 101ZM138 100V101H137ZM180 100H182V101H180ZM28 101L29 102H31L32 104H30V109H32V111L30 110V109H28V107H27V105H29L28 104ZM38 101V102H37ZM65 101V102H64ZM71 101H74V102H72L71 103ZM100 101V102H99ZM130 101H131V103H130ZM173 101H175V102H173ZM180 101V102H179ZM238 101H242V103H241V105L243 106L244 104H245V106L247 107V108H245V106H244V110H247V111H244V110H242V109H240L239 108V106H241V105H238ZM253 101L255 102V103H253ZM262 101V102H261ZM42 102H44L43 104H42ZM62 102H64V104L62 103ZM70 102V103H69ZM101 104H99V103ZM108 102V103H107ZM113 102V103H112ZM130 105L131 104V106H126V104L127 103ZM143 102V101H142ZM167 102V103H166ZM177 102H179L178 104H177ZM187 102H189V101H187ZM212 102V106H209V103H211ZM215 102V104H213ZM232 102H234L235 103V105L234 104H231ZM27 103V104H26ZM34 103V104H35ZM48 103H50V105L52 104V105H54L55 107H54V109H52L53 111H51L50 113L49 112H47L48 110L50 111L51 109H50V107L52 106H48L49 104ZM68 103V104H67ZM74 103V104H73ZM79 103V104H78ZM91 103V104H90ZM104 103H106V104H104ZM122 103V104H121ZM125 103V104H124ZM139 103V104H138ZM165 103V104H164ZM172 103H175V104H172ZM244 103V104H243ZM26 104V105H25ZM33 104V105H34ZM48 104V105H47ZM63 104V105H62ZM73 104V107L71 106ZM93 104V105H92ZM134 104H136V105H134ZM138 104V105H137ZM158 104V106H156ZM162 104V105H161ZM166 104H167V107H166ZM195 103H193V105H194ZM201 104V105H200ZM240 104V103H239ZM252 104H250L251 106H252ZM256 104V105H257ZM3 105V106H2ZM41 105H43L44 107H42ZM47 105V106H46ZM58 105H59V107H58ZM77 105H80V106H77ZM86 105V106H85ZM107 105H109L110 106V108H108L109 106H107ZM114 105H116V106H114ZM123 105H125V106H123ZM142 107V105L146 108H144L145 109V112H146V114H147V112H148V114L146 115L145 113V115L146 116H148L149 115V119H150V121H148L149 119L148 118H146V116L145 117H141L142 115L144 116V114H143V112L142 113H140L141 111H143V109L140 107V106ZM153 105H154V107H153ZM172 105H174V107L175 106H177V107H175V109H174V107L172 106ZM196 105V104H195ZM194 105V106H195ZM213 105L215 106V107H219V108H216L215 109V107L214 108H212L213 107ZM219 105H221V106H219ZM233 107H232V106ZM23 106H24V108H23ZM40 106H41V108H40ZM65 106V108H63V107ZM89 107V109H88V107ZM99 108H98V107ZM100 106H102V107H100ZM104 106V107H103ZM113 106H114V108H113ZM169 106V107H168ZM172 106V107H171ZM179 106V107H178ZM224 106V107H223ZM236 107V109H237V106H238V109L236 110L235 109V107ZM26 107V108H25ZM69 107V108H68ZM82 107V108H81ZM86 107V108H85ZM117 107V108H116ZM126 107V108H125ZM135 107V108H134ZM137 107H139V110H138V108ZM157 107L159 108V109H157ZM228 107V108H227ZM231 107V108H230ZM21 108H23V109H21ZM40 108V109H39ZM45 108V109H44ZM46 108H48V109H46ZM52 108V107H51ZM101 108V109H100ZM104 108H105V110H104ZM141 108V109H140ZM162 108H163V110H162ZM194 108V107H193ZM192 108V109H193ZM200 109V112L199 113H202L201 112V110H202V108L201 107H199ZM212 108V109H211ZM223 108H225V110H223ZM229 108L230 109H233V111H234V113L232 112V110H231V112H232V114L233 115H235V113L237 112V113H239V114H242L241 116H242V122L245 120V116L247 117L248 115H249V113H250V115L249 116H251V112H253L252 113V117H256L255 115H257V117H259L260 115H263V116H260L259 118H255V119H258L256 122L255 121H253L254 119H252V121H251V118L252 117H247V119H246V121L248 120V119H250L249 121H247V123H245L244 124V122L241 124V120H239L240 119V115H238L239 117H237L236 118V116H237V114H236V116H235V120L234 119H230L231 117H234V116H230L231 115V112H230V110H229ZM20 109V110H19ZM25 109V110H24ZM30 110L29 111V114H28V110ZM34 109H37L38 110V112L40 113V116H39V114H38V117H43L42 118V120H43V122H41V123H39L40 121H42V120H40L38 123H37V119L35 118L36 116H37V114H36V112H34ZM41 109H43V110H47L46 111V113H45V111H41ZM68 109H72L71 111L70 110H68ZM101 111H100V110ZM117 109V110H116ZM122 109V110H121ZM123 109H125V110H123ZM132 109H133V112H135V113H132ZM134 109H135V111H134ZM167 109H166V114H168V116L170 117V114H174V112L175 111H173V110H171V111H169L168 113H167ZM184 109H186V108H184ZM192 109H191V111H192ZM209 109V110H208ZM250 109H252V110H255V111H252V110H250ZM23 112H25V111H27V113H22V111ZM41 112H43V113H41ZM79 110V111H78ZM90 110V111H89ZM95 111V112H92V111ZM103 110V111H102ZM109 110H110V112H109ZM131 110V111H130ZM137 110V111H136ZM141 110V111H140ZM158 110V111H157ZM160 110V111H159ZM162 110V111H161ZM194 110H195V108H194ZM199 110H196V115H199L198 113H197V111H199ZM210 110H212V111H210ZM229 110V114H228V111ZM238 110H242V111H244L243 113H245V114H243V113H240V111H238ZM250 110V112H248ZM18 111H20V112H18ZM65 111V112H64ZM68 111H70V113L68 112ZM75 111V112H74ZM83 111V112H82ZM86 111H87V113H86ZM112 111V112H111ZM113 111H115V116L114 115H112V114H114L113 113ZM117 111L119 112L118 114H117ZM128 111V112H127ZM139 111V112H138ZM155 111H157V112H155ZM178 112H179V110H177ZM180 111H182V109L180 110ZM208 111L209 112H211V114L210 113H208ZM221 111V112H220ZM224 111V112H223ZM225 111H226V113H225ZM260 112L259 114L257 113V112ZM31 112H34V114L33 113H31ZM37 112V113H38ZM62 112V113H61ZM79 112V113H78ZM85 112V113H84ZM89 112V113H88ZM90 112H91V114H90ZM124 112H126V113H124ZM131 112V113H130ZM137 112L138 113H140V114H142L141 116H140V118H139V114H137ZM154 112L156 113V115L157 114H162V115H157L158 117H156V119H154L152 116H153V114H154ZM177 112V113H178ZM185 112H187L186 110H185ZM219 112V116H221V117H219L218 116V113ZM247 112H248V115H246L247 114ZM254 112H256L255 113V115H254ZM262 112L264 113V109H262ZM49 113V114H48ZM66 113L68 114V115H70V116H68V115H66ZM93 113V114H92ZM122 114V117H121V114ZM128 113V114H127ZM151 113H152V115H151ZM177 113H175V114H177ZM202 113V114H203ZM207 113H208V115H207ZM214 113V114H213ZM216 113V114H215ZM223 113V115H221V114ZM21 114H23V115H27L28 116V119H27V117H26V119H27V121H32L31 119H33V117H34V119H33V122H35L36 121V123H28L27 121H25L24 119V122L23 123H21L20 121H22V118H24V117H22L21 116ZM31 114H33V116L31 115ZM90 114V115H89ZM110 116H109V115ZM131 114V115H130ZM133 114V115H132ZM192 114V113H191ZM190 114V111H189V116L191 115ZM194 114V115H195ZM200 114V116H202V117H200V118H206V116L203 114ZM31 116V118H30V116ZM34 115H36V116H34ZM42 115V116H41ZM108 115V116H107ZM111 115H112V117H114V119L115 120H110L112 117H111ZM119 115H120V119H121V122H120V119H119ZM156 115H154V116H156ZM254 115V116H253ZM259 115V116H258ZM19 116V117H18ZM45 116V117H44ZM60 116V117H59ZM71 116H73V117H71ZM101 116V117H100ZM125 116V117H124ZM133 116H135L134 118H132ZM204 116V117H203ZM228 116H229V118H228ZM244 116V117H243ZM66 117V118H65ZM79 117H81V118H79ZM151 117H152V119H154V121L156 122H153L152 121V119H151ZM161 117H162V119H161ZM191 117H193V115H191ZM211 117H210V119H207L206 121H207V123H206V121L204 120V121H202L203 122V126L205 125V124H207L206 126L208 127H210L212 124H209V122H211ZM263 117V118H262ZM44 118H46L47 120H48V122L50 123L51 122V124H48V122L46 121V120H44ZM64 118V119H63ZM74 118V119H73ZM99 118H102V119H100L99 120ZM107 118H109V120L107 119ZM125 118H128V120L126 119V121L127 122H125ZM131 118V119H130ZM142 118H145L144 119V121H145V124L143 123L144 121H141L142 120ZM228 118V119H227ZM39 119H41V118H39ZM56 119V120H55ZM77 119V120H76ZM81 121H80V120ZM83 119H85L86 120V122H85V120H83ZM104 119V120H103ZM113 119V118H112ZM134 119V120H133ZM138 119H140V120H138ZM157 119H158V121H157ZM159 119H160V121H163V122H160L159 121ZM225 119V120H224ZM236 119H238V120H236ZM35 120V121H34ZM51 120V121H50ZM52 120H55V122H57V126H56V124L54 125V123L52 122ZM71 120V121H70ZM98 120H99V122H98ZM116 120H118L119 122H116L117 124H115V125H113L114 123H115V121ZM132 121V123L130 122V121ZM136 120H138L137 121V124H138V126H139V122L141 121L142 123H143V125H142V123H140V127H142V126H144V127H142V129L144 128V129H148V131H149V129L151 130V125H155L156 124V127L155 128H157V129H155L154 127H152V132L150 133V132H146V133H148V137H149V140H148V138H145V137H147V134L145 135V133H141V132H139L140 130H141V128H140V130L138 131V132H134L133 131V134H135L136 133V135L135 136H137V135H139V133H141L142 135H143V137H141L140 135V137L138 138V137H136L135 139H139V140H135V139H132L133 140V142H132V140H131V142H129L130 141V139H131V137L133 136V138H134V135L131 133L132 132V130L134 129V127L136 128V126H137V124L135 123L136 122ZM168 120H167V122H168ZM210 120V121H209ZM44 121H45V124H48V125H45V127H44V124H42V123H44ZM66 121V122H65ZM102 121H104V122H102ZM111 121V122H110ZM152 121V122H151ZM226 121H228V122H226ZM238 121H240L239 123H238ZM245 121V122H246ZM253 122V124H251L250 125V123L249 122ZM258 121V122H259ZM19 122V123H18ZM28 124H27V123ZM47 122V123H46ZM77 122H81L82 124H77ZM85 122V123H84ZM108 122V123H107ZM122 122H124V123H122ZM130 122V124L128 125V123ZM160 122V123H159ZM24 123H26L25 125H24ZM53 123V124H52ZM58 123H59V125H58ZM100 123V124H99ZM119 123H121V125H119ZM135 125H134V124ZM146 123H148L149 124V126H148V124H146ZM153 123V124H152ZM220 123V124H221ZM261 123V124H262ZM22 124V125H21ZM32 124V125H31ZM34 124V125H33ZM35 124H38V125H36L35 126ZM78 126H77V125ZM90 124H92V125H89ZM99 124V126H101V127H99L100 129L102 128V132L100 131V132H98L100 129L98 128V127H96V125H98ZM102 124V125H101ZM103 124H108L107 126H104ZM158 124H162V126H160V125H158ZM192 126V129L191 130H193V132H195V134L190 130V129H188V133L184 130V129H187V128H190L191 126ZM219 124V123H218ZM234 124H236V125H234ZM254 124H256V125H254ZM260 123L258 124V126H256V129H258V128H260L261 126V130H260V132H264V130H262V128L264 127V125L262 124L261 125ZM12 125V126H11ZM27 125H31L30 127H26L27 129H29V130H27L26 128H24V126H27ZM39 125H42L43 127H41V126H39ZM49 125H51V127L54 125V127H53V129H55L54 131H56L55 133L53 132V129L51 128L50 129V126ZM61 125V126H60ZM70 127H69V126ZM74 125H76V126H74ZM88 125V126H87ZM110 125V126H109ZM113 125V126H112ZM145 125H147V126H145ZM158 125V126H157ZM188 125H189V127H188ZM217 125V124H216ZM22 126V127H21ZM64 126V127H63ZM83 126H85V127H83ZM102 126H104V128L102 127ZM128 126V127H127ZM131 126H133V128H131ZM159 126H160V128H159ZM214 126V125H213ZM213 126H211V128L213 127ZM218 126H220V125H217L216 126V128L215 127H213L212 128V130L214 131V128H215V130H217L216 132H214L213 133V131H211L210 133H213V135L214 136H212L211 137V139L213 138V142L211 141V139H210V136H209V134L210 133H207L209 130H208V128H207V130H205L206 128H204L203 130V134H205V136L204 135H199V137L198 138H200L201 136L203 137L204 136V139H206V142H205V144H203L204 143V139H203V141L201 142V140H200V143L202 144H198L199 142V139H197L198 141H197V143H196V140H195V138L194 137H192V138H194L193 140L192 139H190L192 142L195 140V142H193L194 144H197L196 146L194 145V144H190V143H188V145L190 146V148H192L191 146L193 145V148H192V150H193V152L196 150H199V151H195V154L192 152V150H191V154H190V148L189 149H187L186 150V152H184V154L185 153H188V154H190L191 155V159H192V157H194L192 160L193 161H195L196 159H198L199 158V156H200V161H198V160H196L195 161V164L197 165H199V163L201 162V161H205L206 162V160L207 159H209V161H210V156H213V157H215L216 159L218 158L219 160H222L223 161V159L225 158L226 159V161H232L234 164H242L243 163V159H244V157L242 156V159L240 158V156H237V154L239 153V151H238V147L236 148V150H235V146L234 145H232V144H227V140H228V142H230V140H229V134H227V136H228V138L226 139V134H225V136L224 135H222V132L224 131V133H225V130H222V132L220 133L218 130H220V127H218ZM234 126H235V128H234ZM49 127V128H48ZM59 127V129H56V128H58ZM76 127H80V128H76ZM87 127V128H86ZM91 127V128H90ZM93 127V128H92ZM117 127H120V128H117ZM123 127V128H122ZM146 127V128H145ZM170 127H172V128H170ZM187 127V128H186ZM194 127V128H193ZM217 127L219 128V129H217ZM221 127H224V126H222L221 125ZM228 127V126H227ZM240 127V129H243V128H241ZM37 128V129H36ZM42 130H41V129ZM45 128H47V129H45ZM72 128V129H71ZM76 128V129H75ZM96 128H98L97 129V131H94V129H96ZM126 128H129V129H126ZM138 128V127H137ZM138 128V129H139ZM154 128V129H153ZM165 128V129H164ZM196 128V129H197ZM201 128V129H200ZM211 128H209V129H211ZM225 128V127H224ZM43 129H45V130H43ZM66 129H67V131H66ZM80 129H82V131L80 130ZM83 129H85L86 131H89L90 133L92 132V134L94 135L95 134V136L96 137H93V135H91V136H89V135H87V134H89L88 132L86 133V131H83ZM88 129V130H87ZM90 129H93L92 131L90 130ZM105 129V130H104ZM111 129V130H110ZM123 129V130H122ZM126 129V130H125ZM130 129H132L131 131H130ZM143 129V130H144ZM163 129V130H162ZM168 129H170V134H169V130L167 131ZM255 128H253V129H251L250 127H249V129H248V131H251V130H254ZM256 129L254 130V132L256 133L257 131H256ZM36 130V131H35ZM38 130V131H37ZM49 130H50V132H49ZM78 130H80L81 132H78ZM114 130V131H113ZM117 130H120L119 132H121V134L119 135V132L117 131ZM125 130V131H124ZM128 130V131H127ZM153 130H156V132L157 131H159L158 132V134L157 133H155V131H153ZM164 130H166V133H167V135H166V133H165V131ZM176 130V132H174V131ZM28 133H27V132ZM42 131H44V133H45V131H47V136L45 135V134H43V133H40V132H42ZM62 131V132H61ZM72 131V132H71ZM108 131V132H107ZM135 131H137V129H135ZM142 131V130H141ZM146 130H144L143 132H145ZM164 131V132H163ZM178 131V132H177ZM199 131V132H200ZM207 131V132H206ZM221 131V130H220ZM243 131H247V129L246 130H243ZM247 131V132H248ZM38 132V133H37ZM52 132V133H51ZM58 132V133H57ZM60 132V133H59ZM66 132H67V134H66ZM105 132V133H104ZM107 132V133H106ZM113 133V136H112V133ZM128 132V133H127ZM130 132V133H129ZM174 132V133H173ZM191 132V133H190ZM219 132V133H218ZM246 132V133H247ZM253 131H251L250 133L252 134V138L250 137L251 136V134H250V136H248L249 135V133H247L248 135H245V136H248V142L249 141H254V139H255V142H250L251 144L250 145H253L252 146V149L254 148V150H252V155L251 154H249V152L251 151L250 150V148H249V150L250 151H248V156H246V157H253L252 159L249 157V159L248 160H250L251 162H256V161H258V159H256L257 157H259L260 155H261V153H264V145H262V144H264V143H260L259 144V141H257L256 142V138H257V140H258V138H259V140H261L260 142H264V140H263V137H261V139H260V136L261 135H263L264 133H261V134H259L258 132V135H257V133H256V135L257 136H255V134H253L252 133ZM42 135H40V134ZM51 135V136H53L54 134H56V135H54L53 137H51V136H49V134ZM54 133V134H53ZM61 133H64V134H61ZM69 133H71V134H69ZM75 133V134H74ZM76 133L78 134H80L81 133V135H82V137H81V135L79 136V134L78 135H76ZM97 133H99V134H97ZM103 133L105 134V136H106V138H105V136L103 137ZM138 133V134H137ZM153 133H155L154 135H153ZM173 133V134H172ZM186 133H187V135H186ZM189 133H190V135H189ZM217 133V135H218V137L215 135ZM238 133H240V132H238ZM245 133V134H246ZM22 134H23V136H22ZM57 134H60V135H57ZM76 135L77 137L75 138L74 137V135ZM109 134L110 135V137H109V135L107 136V135ZM127 134H131L132 136L130 137L129 135V140H127ZM174 134H176V137H172V136H170V135H174ZM194 134V135H193ZM236 134V133H235ZM243 134H244V132H243ZM45 135V136H44ZM63 135V136H62ZM208 137H207V136ZM221 135H222V137H221ZM60 136H62L61 138H60ZM89 136V137H88ZM101 136V137H100ZM126 136V137H125ZM152 136V137H151ZM168 136V137H167ZM171 137V140L169 139L170 137ZM175 136V135H174ZM217 137V138H214V137ZM220 136V137H219ZM264 136V135H263ZM16 137H18V139H16ZM20 137V138H19ZM27 137V138H26ZM37 137H40V138H37ZM42 137V138H41ZM48 138V139H50V141L47 139V141H49V143L51 144V146H50V144L46 141H43L44 143L43 144H40V143H42V140L41 139H43V138ZM51 137V138H50ZM58 137V138H57ZM75 139H74V138ZM80 137V138H79ZM92 137V138H91ZM101 138V139H99V138ZM107 137H109V138H107ZM162 137V138H161ZM166 137H167V139H169L170 141H168L167 139H166ZM190 137V138H191ZM225 138V140H223V139H221V138ZM231 137H233V135H231ZM230 137V138H231ZM24 138H26V139H24ZM29 138V139H28ZM35 140H34V139ZM44 138V139H45ZM54 138H55V140H54ZM57 138V139H56ZM60 138V139H59ZM68 138H69V141H72L71 143H66V141L68 140ZM71 138V139H70ZM85 138H88V139H85ZM96 140H95V139ZM115 138V140H113ZM121 138H124V139H122L121 140ZM140 138H142L141 140L142 141H140ZM164 138V139H163ZM182 138V137H181ZM180 138V139H181ZM218 138H220V140L218 139ZM251 138V139H250ZM254 138V139H253ZM24 139V140H23ZM37 139L39 140V141H41V142H38L37 141ZM43 139V140H44ZM45 139V140H46ZM74 139V140H73ZM103 139H105V142H104V140ZM109 139L112 141H109ZM126 139V140H125ZM144 139V140H143ZM163 139V140H162ZM166 139V140H165ZM184 139V137L182 138V140ZM210 139V140H209ZM26 140H28V142H26ZM59 140L61 141V143H59ZM66 140V141H65ZM89 140H93V141H88ZM100 141L99 142V145L97 144V146L100 148V144H101V149H99L97 146H95V144L96 143H98L97 141ZM107 140H108V142H107ZM122 142H121V141ZM125 140V141H124ZM147 140V141H146ZM151 140V141H150ZM182 140H179V139H177V141L179 142V141H181V143L183 144V142H182ZM189 140V139H188ZM219 140V143H217V141ZM222 140V141H221ZM57 141H58V143H57ZM77 141V142H76ZM126 141H128V143H126ZM146 141V143H144V142ZM175 140H173V142H174ZM177 141H175V142H177ZM184 141V140H183ZM208 141H211L210 143L208 142ZM214 141H215V143H217V145H218V147H216L217 145H215V144H212V143H214ZM224 141H225V143H224ZM20 142V143H19ZM24 142V143H23ZM31 142V143H30ZM36 142H38L37 144H36ZM76 144L75 146H74V143ZM79 142V143H78ZM82 142V143H81ZM110 142V143H109ZM124 142V143H123ZM143 144H142V143ZM150 144H149V143ZM158 142V141H157ZM169 143V144H167V143ZM17 143V144H16ZM22 143V144H21ZM56 143V144H55ZM72 143H73V147L72 146H70V145H72ZM77 143L79 144V145H77ZM86 143V145H83V144H85ZM109 143V144H108ZM126 143V144H125ZM130 143V144H129ZM137 146L138 144H140L139 146H141V147H143V148H141V147H139L138 148V146L136 147V148H134L133 147V145L134 144ZM172 143V142H171ZM180 143V142H179ZM255 143H258V145H261V147H254V146H258L257 144H255ZM26 144V145H25ZM28 144V145H27ZM33 144V145H32ZM37 145V146H34V145ZM38 144H40V145H42L41 147L39 146V148H37L36 149V147H38ZM47 144H49V145H47ZM62 144H64V147H62L63 145ZM108 144V145H107ZM116 144V145H115ZM118 144H121V145H118ZM130 146L131 144H133L132 146H128V145ZM148 144H149V146H151V147H149L148 146ZM164 144V145H163ZM211 144V145H210ZM221 144V145H220ZM225 144V145H224ZM226 144H227V146H226ZM3 145V146H2ZM16 145V146H15ZM18 145H20V146H18ZM22 145H25V146H22ZM32 145V146H31ZM43 145H44V147L47 149H45L44 147H43ZM53 145V146H52ZM55 145V146H54ZM57 145H59V146H57ZM69 145V146H68ZM81 145V146H80ZM90 145V146H89ZM107 145V146H106ZM127 147H125V146ZM171 145V144H170ZM187 145V146H188ZM198 145H200V146H198ZM203 145L205 146V147H203ZM228 145H231V146H228ZM34 146V147H33ZM77 146V147H76ZM78 146H80L81 148H79ZM116 146H118L119 148H122V151L118 148V147H116ZM147 146V147H149V148H145V147ZM160 146H161V143H160ZM160 146H158L157 145V147H160ZM161 146V147H162ZM168 146V147H167ZM194 146H195V148H194ZM224 146H225V148H224ZM234 146V147H233ZM263 146V147H262ZM17 148V152L18 153H20L21 152V148H22V150L25 152V150H26V148L25 147H29L27 150V153H25L26 154V156H25V154H24V152L22 153L23 155H21V153L20 154H18V155H16L17 154V152H16V154H14V155H16V156H12V155H10L13 151L12 150H14L15 148ZM19 147V148H18ZM53 147V148H52ZM54 147H57V149L58 148H62L61 150L60 149H56V148H54ZM82 147L85 149L84 151L85 152H83V149H82ZM88 147V148H87ZM96 147H97V149H96ZM104 147V148H103ZM171 147V146H170ZM208 147H210V148H208ZM222 149H221V148ZM230 147L232 148V150L234 151V153H237L234 157H235V159H232V158H234L232 155H234V153H230L229 151H231V149H230ZM35 148V149H34ZM44 148V149H43ZM124 148V149H123ZM129 148V149H128ZM138 148V149H137ZM226 148H228V149H226ZM234 148V149H233ZM263 148V149H262ZM30 149V150H29ZM33 149V150H32ZM42 149V150H41ZM55 149H56V151L59 153H57L56 151H55ZM74 149H76V150H74ZM94 149V150H93ZM112 149V150H111ZM115 149V150H114ZM128 149V151H133V152H135V153H133V152H128V151H126ZM131 149V150H130ZM139 149H141V150H139ZM142 149H144V150H142ZM147 149H150V150H147ZM170 149V148H169ZM215 149V150H214ZM225 149V150H224ZM8 150V151H7ZM19 150H20V152H19ZM50 150L52 151V150H54L55 152L53 153V152H51V155H50ZM73 150V151H72ZM80 150H82L81 152H79V153H77V151H80ZM87 150V151H86ZM125 150V151H124ZM138 151V154L139 155H141V156H145L144 158H142V157H140L139 156V158L137 157L138 156V154H136L137 153V151ZM226 152H224V151ZM256 150V151H255ZM4 153H3V152ZM16 151V149L14 150V152ZM32 151V152H31ZM37 151V152H36ZM47 151H49V153L47 152ZM74 151H75V153H74ZM93 151V152H92ZM110 151V152H109ZM118 151V152H117ZM142 151H145V152H143L142 153ZM167 151V152H166ZM237 151V152H236ZM253 151L254 152H256L254 155H256L257 154V157L256 156H254L253 155ZM10 152V153H9ZM13 152V153H14ZM43 152V153H42ZM63 152H66L65 154L63 153ZM69 154H68V153ZM96 152V153H95ZM105 152H107V154L105 153ZM148 152V153H147ZM204 152V153H203ZM223 152H224V154H223ZM35 153H38V155H36V158H35ZM71 153H73V154H75V155H71ZM91 153L93 154V155H91ZM122 153V154H121ZM141 153V154H140ZM144 153L145 154H147V156L146 155H144ZM196 153H199V154H196ZM201 153V154H200ZM215 153H216V155H215ZM57 154V155H56ZM81 154V155H80ZM104 154V155H103ZM130 154V155H129ZM211 154V155H210ZM226 154V155H225ZM4 155V156H3ZM61 155H64L63 157L61 156ZM76 155L77 156H81L82 157V159H83V163H82V161H80L79 159L81 158L80 156V158L79 157H76ZM86 155V156H85ZM101 155H103L104 156V159H103V156H101ZM132 155V156H131ZM167 155V156H166ZM194 155V156H193ZM195 155L197 156V155H199V156H197V157H195ZM224 157H223V156ZM34 156V157H33ZM45 156V157H44ZM51 156H53V157H51ZM59 156V157H58ZM87 156H89V157H87ZM113 158H112V157ZM126 156V157H125ZM130 158H129V157ZM134 156V157H133ZM136 156V157H135ZM165 156H166V159L168 160V162H167V160H165ZM184 156V155H183ZM182 156V157H183ZM201 156H206L205 158H203V157H201ZM216 156H219V157H216ZM38 157H39V160H38ZM84 157V158H83ZM102 159H101V158ZM187 157H189L188 155L186 156V154H185V157H183V158H185V160H183L182 159V162L183 161H186V163L187 164H185V162H184V164L182 163V165H184V167H186V165H187V167L188 166H190V168H191V166L194 164L193 163V161H192V163H191V161L188 163L187 162V160H186V158ZM223 157V158H222ZM231 157V159H229ZM91 159V161H84V159ZM116 158V159H115ZM124 158V159H123ZM137 158L138 159H140V160H137ZM58 159V160H57ZM67 159H69V162H70V164H68L69 162L67 161ZM73 159V160H72ZM87 159V160H88ZM97 159V160H96ZM109 159V160H108ZM111 159H113V160H111ZM128 159V160H127ZM132 159V161H130ZM137 161H136V160ZM154 159V158H153ZM152 159V160H153ZM171 159H174V158H171ZM170 159V160H171ZM190 159V158H189ZM195 159V160H194ZM203 159H206V160H203ZM224 159V160H225ZM228 159V160H227ZM242 161H241V160ZM247 158H245V160L244 161H246V163H243V165L245 164V165H248V164H251V162L250 161H247L246 160ZM256 159V160H255ZM65 160H66V162H65ZM70 160H72V161H70ZM76 160V161H75ZM79 160V162H77ZM127 160V161H126ZM235 160H237L238 161V163H237V161H235ZM254 160V161H253ZM57 161H59V162H57ZM106 161H107V163H106ZM122 161V162H121ZM124 161V162H123ZM131 162L132 164H133V166H132V164L131 163H129V162ZM136 161V163H134ZM189 161V160H188ZM197 161L199 162V163H197ZM213 161V160H212ZM241 163H240V162ZM51 164H50V163ZM54 162V163H53ZM65 162V163H64ZM73 164H72V163ZM77 162V163H76ZM80 162H81V165L79 166V164H80ZM84 162H87V163H85L84 164ZM89 162H90V164H89ZM99 162H100V164H99ZM126 163V165H124V164H122V166H121V168H120V164L121 163ZM128 162V163H127ZM144 162H142V163H144ZM156 162V161H155ZM160 162V163H159ZM170 162V163H169ZM208 162V161H207ZM211 162V161H210ZM232 162H229V163H231V164H233ZM247 162H248V164H247ZM67 163V164H66ZM96 163V164H95ZM98 163V164H97ZM109 163V164H108ZM111 163H114V164H111ZM119 164V166H118V164ZM162 163V164H163ZM170 164V167H169V165L168 164ZM204 163V162H203ZM200 163V167L202 166V165H205V168H206V166H210L211 165V163H210V165H207L206 163ZM213 163V162H212ZM66 164V165H65ZM75 164H78V167H75L76 165ZM84 164V166H82ZM127 164H128V166H130V167H128L127 166ZM131 164V165H130ZM140 164V165H139ZM162 164H160V165H162ZM192 164V165H191ZM194 164V165H195ZM202 164V165H201ZM50 165V166H49ZM52 165H54V167L52 166ZM56 165V166H55ZM74 165V166H73ZM90 165V166H89ZM92 165V166H91ZM97 165H100V167L99 166H97ZM138 165V166H137ZM164 165V164H163ZM163 165L162 166H159V169H160V167H161V171L162 172H165L166 170H164V168H162L163 167ZM182 165H181V167L180 166H177L176 165V167H180V171L182 170L181 168H182ZM195 165V166H196ZM196 166V167H194L193 166V169H195V173L194 172H191V174L193 173L194 174V180H196V182L195 181H193L192 179H190L188 176L190 175V170H192L193 171V169L191 168V169H189L188 170V168L186 167V168H184L183 167V169H187L188 170V172L189 173H187L185 170H182V171H185V173H187V177H186V179L188 180V182L190 183V182H194V183H192L193 185L195 184V183H200L199 181H198V179H197V177L199 176H202V177H200L201 179L202 178H205L206 179V176L208 175L206 172H205V169H204V171H200L202 168H204V166H202L201 167V169H198L197 170V167H199V166ZM54 168V169H52V167ZM71 166V169L69 168ZM82 166V167H81ZM87 166H89L88 168H87ZM124 166L126 167V168H124ZM135 166V167H134ZM167 166V167H166ZM46 167V168H45ZM61 167V168H60ZM75 167V168H74ZM137 167V168H136ZM156 167V166H155ZM175 167V168H176ZM56 168L57 169H60V171L59 170H56ZM66 168V169H65ZM74 168V169H73ZM80 168V169H79ZM84 169V171H82L83 169ZM86 168H87V170H89V171H87L86 170ZM94 170H93V169ZM122 168H124L125 170L123 171V169ZM135 168V169H134ZM149 168H152V167H149ZM46 169V170H45ZM63 169H64V171H63ZM77 169V170H76ZM91 169H92V171H91ZM118 169V170H117ZM177 169H179V168H177ZM47 170H49L48 171V173L46 172ZM53 170H55L54 172H53ZM76 171V172H74V171ZM82 171L81 173H78V172H80V171ZM136 170V171H135ZM164 170V171H163ZM175 170V173H176V171H178V170H176V169H174ZM174 170H170V171H172L173 173H174ZM196 170H197V174H196ZM203 170V169H202ZM39 171V172H38ZM40 171H41V173H40ZM52 171V172H51ZM88 172V173H86V172ZM105 171V172H104ZM115 171H116V173H115ZM120 171V172H119ZM125 171H126V173H125ZM148 171H150V172H148L147 174H150V175H152V176H150V175H148V177L146 178V180H145V177L147 176V175H144L143 177H141V179L142 178H144V180H145V182L147 183V179H151V181H153V183L152 184H155V187H152V188H150V186H149V184L151 183V182H148V184H147V188L149 189H151V191H153L154 192V189L153 188H158V186L159 185H161L159 188H158V193L160 194L161 192H160V190L163 192V191H165V193L163 192V193H161L160 195H161V198H163V197H166L165 199H167V198H169L170 197V200H171V198L173 199L172 201L174 202H177V203H171L170 201H169V199L166 201V203H171V204H173V207H172V209L170 208L172 205H168V204H166L165 203V199L163 198L162 200H161V198H157L158 197V195L156 196H153L154 198L156 197V199L158 200V204H157V202H156V199H152V198H150L151 197V195H150V189L148 190V194L150 195H148V201H149V204L150 205H152L153 207H154V209L159 205V207H157V209L156 210H158V216L159 215H161V217H163L164 216V218H161L160 216H159V219H160V221L158 220V219H156V218H158V216H154V215H157V213L155 212V210L153 209V207L152 206H150L151 208H150V212L153 214L154 213V215H153V218L154 217H156V218H154V220L155 221H157L156 223L158 224V223H160L161 221L163 222V220H164V225L162 224V222L159 224L160 226L161 225H163L164 227H161V228H159L160 226L159 225H157V224H155V222H153L154 220H153V218L152 217H150L151 216V213L149 214L148 213V210L146 209V211H145V213L144 214H146V213H148L149 215V217H150V220H148L149 218L148 217H146V215L144 216V218H142L141 219V221L143 220L144 222H145V225L144 224H142L143 223V221L141 222V223H136V224H139V226L142 224V226L144 225V227L146 226H148V224L151 222V223H154L155 225H154V227H153V225L151 224V228H149L148 227V230H145V228H143L142 226L140 227V228H143V237H141L142 235H140V234H142V233H140V231H142V230H140V228H139V226L137 225V230H138V232L140 233V234H138V236L137 237H135L136 235V231L137 230H135L134 229V233L132 234L133 236H134V238L133 239H136V238H138L139 237V235H140V238L142 239H144V240H146V241H148V239L150 240V237H152V234H154V232H156V231H158L159 232V230H160V232L162 233V235L164 234V236H165V234L167 233V232H165V231H168V232H170V233H168V235L167 236H170V237H167L166 239H165V237L163 236V237H161L162 239L161 240H163L164 239V241L165 240H170V239H172L175 235H178L179 234V236L178 237H174L171 241L173 242L174 241V239H176L174 242H175V244L178 246H176L175 244V246L174 245H172L173 247H174V250L176 251V253L178 254V253H180V257H179V254L177 255L174 251H173V254H171L172 253V251L171 250H173L172 248H170L171 247V244H173V243H171L170 241V243H169V246H163V245H160L161 246V248L159 247L158 248V250H157V248L155 249V254H154V250H151V251H153V252H151L150 254H149V252H147V254H146V257L148 256H150L151 257V254L154 256L155 255V257H153L152 256V259L151 258H149V259H151L150 260V262H149V259H147L146 257H145V255H144V257L146 258V260H148V261H146L145 260V258L143 257V259H144V261H142V263H147L148 262V264L150 263V264H155V262L157 261L158 262V264L160 263V262H162V259L164 258L165 260H163V261H165V263H167V264H169V263H171L172 262V260H174L172 263L173 264H186L185 263V260H186V262H187V264H197V263H202V264H205V263H207V264H210L209 262H212V261H216V260H218L219 261V263L220 264H222V261L224 262V264H230V260L228 259V261L226 262L225 260H227V259H225L224 258V254L222 253L223 251L221 250L222 249V247H223V244L221 243V242H217L218 243V245H217V243H215V241L213 242V237H212V239H211V241L207 238H205V237H210L211 235H213V231H209V230H211V227H213L212 225V223L210 222H208V221H210V219L212 220V222L214 221V218H215V215L217 214L216 212H230L231 210H233L234 208V206H230V204L228 203V201L226 200V199H228V198H230V200L232 201L233 199V197L232 196H230V197H228V195L227 194H225L223 197H224V199H222L223 201H225V205L227 206V208L229 207V208H232V209H229V210H227L226 209V206L223 204L224 202H222V205H224L225 206V208L224 209H226V211L224 210L223 211V206L221 207V208H218L219 206H217V204H216V208L215 207H213V205H210V204H214L215 205V202H217L218 200H220V199H217V197L219 196V195H221V194H224L223 192H221V190H222V186H220V185H222L221 183H220V181H222V180H219V183L217 182V183H212V182H210L209 183V181L207 180V181H205V180H201L200 178H199V180H201V185H205V184H207V183H209L208 185H205V186H207V187H209V188H211V187H215L214 189L213 188H211L212 189V191L213 190H217V192L218 191H220L219 193V195L217 196V193L214 191L213 192V196H212V191H211V189H210V191H209V196L211 195L212 197H209L207 194H206V192H208V191H204V193H205V195H207L208 196V199H207V196H206V198L205 197H203V196H205V195H203L202 193H203V191L202 190H200V189H202V188H204V189H206L207 190V188L206 187H202L201 186V188L199 189L198 187H195L196 188V190L197 191H200V193H198L199 195L201 194L202 195V197L204 198V199H206V201L202 198V199H200V200H198V198H200L201 197V195H200V197H198V196H196V195H198V194H196L195 195V193L193 194V192H197V191H194V186H192L194 189H192V188H190L193 192H191V190L190 189H188V191L190 190V192H191V194L193 195V196H191V199L192 198H194V199H196V201H194V199H193V201L192 200H190L189 198H190V196L188 195V194H190V192H188L187 191V189H184V188H186V187H184V188H182V190H185V191H187V196H185L186 195V192L184 191V193H185V195H184V193L180 190V189H178V191L180 190V192H178L180 195H176V190L177 189H175V190H173L174 189V186H173V188H172V186H171V188H169L170 190L172 189L174 192H170V191H166V190H168L166 187V183H165V177H161L162 176V172L161 173H159V174H156L157 172H154L153 170H148ZM153 172V174H151L152 172ZM179 171V174H181L182 173V171L180 172ZM60 172V173H59ZM61 172H64L63 174H65V175H63ZM85 172V173H84ZM95 172V173H94ZM101 172H103V173H101ZM111 172V175L109 174ZM121 172H124V177L125 178H123V173H121ZM129 172V173H128ZM171 172V174L169 173L168 175H167V179H171V176H172V180H173V177L175 178V173L173 174ZM203 172V174L205 175L204 177H203V175H201V173ZM206 174H205V173ZM45 173H47V174H45ZM50 173V174H49ZM55 173H57V174H55ZM59 173V174H58ZM66 173H68V174H66ZM73 174V173H75V175L73 174V175H69V174ZM77 173V174H76ZM93 173H94V175H93ZM106 173V175H104ZM128 173V175L126 176V174ZM155 173V174H154ZM185 173L184 174H182V175H178L177 176V174H176V180L175 181H177L176 183L178 184V186L177 187H175V188H178V187H182L183 185L184 186H186V185H190L189 183H187V182H182V181H186L185 179L183 180V178H185L184 177V175H185ZM81 176H80V175ZM90 174H92V175H90ZM113 174V175H112ZM119 174V175H118ZM138 174H139V172H138ZM137 174V175H138ZM196 174V175H195ZM69 175V176H68ZM83 175V176H82ZM102 175V176H101ZM117 177V180H116V177ZM132 175V176H131ZM158 176V177H155V176ZM160 175V176H159ZM171 175V176H170ZM88 176V177H87ZM106 176H108V178L106 177ZM112 176V177H111ZM182 176V177H181ZM186 176V175H185ZM68 177V178H67ZM71 178V180H70V178ZM78 177H79V179H78ZM100 177V178H99ZM152 177L155 179H157V181L158 180H160V182L158 183L156 180H152ZM178 177V178H177ZM191 177V176H190ZM193 177V176H192ZM195 177H196V179H195ZM73 178H75V179H73ZM97 178V179H96ZM119 178V179H118ZM190 180H189V179ZM208 178V177H207ZM89 179H92L91 181H93V180H97V181H99V183H101V184H99L98 186V188H101V189H98V190H96L95 189V191L96 192H101L102 191V189L104 188V187H109V186H112L111 188H112V190H111V188H105V189H107L106 191L109 193V191H111V192H113L114 193V195L116 196V194H118L119 192L121 193V194H123V193H125L126 191V197H124L125 196V194H123V195H121V194H119V195H121V199L119 198V195H117L116 196V198H119L118 200H117V202H115L116 200H114V199H112L114 196H110L109 197V194L107 193V195L105 194V189H104V191H102L103 192V195L105 196H107V198L109 197L110 199L108 200V204H109V202L111 203L112 201L113 202H115V204L112 202L110 205H107V200L106 199H104V198H106V196L103 198V197H99V195H100V193H96L95 191H94V195L95 196H97V197H99V198H97V199H99L100 201L101 200H103L104 199V201H106V205L104 204V201H103V204H102V201H101V203L98 201V203H99V205H96V204H92L93 202H92V200H88V198L89 197H91L90 196V194H87V193H85L84 191H82V192H84V194L81 192V195H83V196H81V195H79L80 193H78L79 191H81V190H83V189H81V188H78V190H74L73 191V188L72 187H75L74 189H77V187L76 186H78L77 184H78V181H80V184H81V182H82V184H84L85 185V181H89ZM100 179V180H99ZM104 179V183H103V180ZM123 179H125V180H123ZM166 179V180H167ZM182 179V180H181ZM106 180H108V182L106 181ZM128 180V181H129ZM143 180V179H142ZM172 181V182H167V183H169V184H171V185H173V182H175V181ZM68 181H74V182H72L71 184H67V183H69ZM110 181V182H109ZM113 181V182H112ZM115 181H117V182H115ZM118 181H120V183H121V181H125V184H126V182H127V186H125V184L122 182V184L124 185V186H120L119 184V182ZM149 181V180H148ZM156 181V182H155ZM164 181V182H163ZM171 181V180H170ZM77 182V183H76ZM107 182V183H106ZM155 182V183H154ZM163 182V183H162ZM179 182H181L180 184L182 185L183 183V185L181 186H179ZM204 182V183H203ZM205 182H207V183H205ZM88 182H86V184H87ZM112 183H113V185H112ZM114 183H115V185H114ZM116 183H119V184H116ZM131 183V184H130ZM156 183H158L159 185L158 186H156L157 184ZM161 183V184H160ZM185 183H186V185H185ZM203 183V184H202ZM105 186H104V185ZM107 184H109V185H107ZM121 184V185H122ZM129 184H130V186H129ZM165 185V187H163V185ZM175 184V183H174ZM210 184H215V185H213V186H211ZM218 186H217V185ZM76 185V186H75ZM102 185L104 186V187H102ZM116 188H115V187ZM196 186V185H195ZM197 186H200L199 184H197ZM211 186V187H210ZM125 188L124 190H126L125 192H121V191H124V190H122V188ZM130 187V188H129ZM161 187H163L164 188V190L163 189H161ZM169 187H170V185H169ZM216 187H217V189H216ZM218 187H219V189H218ZM220 187H221V189H220ZM72 188V189H71ZM83 188V187H82ZM118 188V189H117ZM120 188V189H119ZM166 188V189H165ZM199 190H198V189ZM208 188V189H209ZM69 189H71V190H69ZM81 189V190H80ZM160 189V190H159ZM67 190H69V192L71 191L72 193H68V191ZM115 190H117V191H115ZM121 190V191H120ZM157 190V189H156ZM171 190V191H172ZM67 191V192H66ZM76 191H78V192H76ZM116 193H115V192ZM128 191L130 192L129 194H128ZM77 194H76V193ZM111 192H110V194H111ZM166 192H168V193H166ZM183 194H182V193ZM76 195H75V194ZM112 193V194H113ZM173 193V194H172ZM177 193V194H178ZM73 194V195H72ZM89 196H87V195ZM99 194V195H98ZM152 195H154V193H151ZM163 194V195H162ZM176 196H175V195ZM190 194V195H191ZM215 194V195H214ZM79 195V196H78ZM102 194H101V196H103ZM127 195H130L129 197H130V199H129V197L127 196ZM160 195H159V197H160ZM168 195H169V197H168ZM171 195V196H170ZM196 197H195V196ZM227 195V197H226V199H225V196ZM74 196H75V198H74ZM76 196H78L79 198H76ZM94 196V197H95ZM179 196V197H178ZM183 196H184V198H188V200L187 199H184L183 198ZM189 196V197H188ZM217 196V197H216ZM123 197V198H122ZM128 197V198H127ZM175 199H174V198ZM222 197V198H223ZM83 198V199H82ZM126 198V199H125ZM209 198H213L212 200H215V201H213V202H211L212 200H210ZM217 200H216V199ZM218 198H220V197H218ZM82 199V200H81ZM87 199V200H86ZM91 199V198H90ZM129 199V200H128ZM151 199V200H150ZM178 199H179V201L180 200H186V202L190 205H192V207H190V208H192L193 209V206L195 207L196 205L194 204H192L193 202H196V203H200V205L201 204H205L206 202L208 203V201H210L211 203H206V205H204V207L206 206V207H209V206H211L213 209V212H212V210L211 209H209V208H211V207H209L208 209L211 211H209V213H215V215L213 214V217L214 218H212V215H210L207 211H208V209H205L206 211H204L203 209H204V207H203V205L201 206L202 207V209L199 207V209L197 210V212L198 213H200V214H197V212L195 211L197 208H194L193 210L194 211H192V210H190V208L189 207H187L188 206V204L187 205H185V201H183V202H179L178 201ZM79 200H81V201H79ZM85 200V202H87V203H85V202H82V201H84ZM153 200V201H152ZM177 200V201H176ZM189 200L192 202H190L189 203ZM202 200H203V202H202ZM229 200V199H228ZM76 201H78L79 203L80 202H82V203H80V205H81V207H85V206H89V205H91V208H89V210H91V209H96V207H97V209L100 207H103V205H105L104 207H109V208H112V209H110L109 210V212L107 211V212H105L106 210H104L103 208H101V211L102 212H98V213H101V216H100V214H98V213H95L96 211H98V210H94L95 212L93 213L94 215H92V217L91 218H93V217H95L96 218V220H97V218H99V220L101 221L102 220V224L104 225V227H105V229H104V227H103V225H100L101 226V229H102V227H103V229H104V231H109V232H111V233H107V232H105L106 234L104 235V233L102 232V233H100L101 235H104V236H106V235H110V237L111 236H113V234L115 235V236H113V237H109L111 240H109L108 238H107V236L105 237V239H108V240H102V242L103 241H108L107 242V244L108 245H106V243L104 242V244L103 243H101V242H99L98 240H97V238L99 239L100 237L101 238H103L100 234H98L99 232H97V230H96V228L97 229H99V231H101L100 230V227H99V225H95V223H97V222H95L96 220H94V222L95 223H91L92 225H93V227H95L94 228V230H96V235H99L100 237H96L95 238V231L94 230H92L93 229V227L92 228H89V225H91L89 222L91 221H89L88 222V224H82V217H80L81 216V214L83 213V214H88V213H90V212H88L89 210L87 209L88 207H85L84 209L85 210H83V208L81 209V207L79 208V207H77V209H81V212H82V210L84 211V212H82L81 214H80V210L79 211H77V209H75L76 208V206L77 205H74L75 203H76ZM90 201L92 202V203H90ZM118 201H121V202H118ZM126 201H129V202H127V203H129L128 204V206H126L125 204H126ZM159 201H160V203H159ZM197 201H199V202H197ZM73 202V203H72ZM75 202V203H74ZM78 202L76 203V204H78ZM154 202H156V204L154 203ZM179 202V203H178ZM219 202H221V200L219 201ZM83 203H85V204H87V205H85V204H83ZM90 203V204H89ZM117 203V204H116ZM131 203V204H130ZM180 203H184V204H181V205H183L182 206V208L184 209H182L181 208V210H179V206H177V205H179ZM119 204H122V206L123 205H125L126 207H122L121 205H119ZM174 204H175V206H177L176 208H177V210H178V212L180 213L181 212V215L180 214H178V216H175V213L177 212V210H176V208H174ZM228 204H229V206H228ZM232 204H233V202H232ZM74 206V210L75 211H73V209H71V208H73V206ZM85 205V206H84ZM96 205V206H95ZM116 207L115 209H114V206ZM117 205V206H116ZM130 205V206H129ZM166 205V210H164L165 209V207L164 206ZM186 207H185V206ZM209 205V206H208ZM92 206H95V207H93L92 208ZM111 206H113V207H111ZM169 206V207H168ZM107 207H106V209H107ZM122 207V208H121ZM205 207V208H206ZM247 207V206H246ZM108 208V209H109ZM125 208V209H124ZM162 208V209H161ZM167 208L169 209V210H167ZM187 210H186V209ZM218 208V209H217ZM86 209L88 210V211H86ZM103 209V210H102ZM107 209V210H108ZM164 212V213H166L165 215H164V213H162V211ZM214 209H216V210H214ZM222 210V211H219V210ZM176 210V211H175ZM200 210H202V212L203 213H205V212H207L210 216H211V218H209L208 219V221H207V219H206V217H208L209 215L208 214H206V217L204 218V221H202V222H204L205 224H203L202 222H201V220L203 219H200V222L198 221H196L197 220V217H198V220H199V217L201 216H205ZM70 211H72V212H74L75 213V218L77 217V219H73L74 218V213H70ZM115 211H119V210H115ZM122 211H120L121 213H122ZM169 211H171V212H169ZM185 211L187 212V213H189L188 211H192L191 213L193 214H197V216H196V220H193L192 218H194L195 216L194 215H190V214H186L185 213ZM236 210H234V212H235ZM250 210H248L247 211V209L245 210V213H247V212H249ZM252 211V210H251ZM250 211V212H251ZM76 212L77 213H79L80 215H78V214H76ZM85 212H87V213H85ZM168 212V213H167ZM233 212V211H232ZM250 212H249V214H250ZM255 212V211H254ZM105 213V215L106 214H108V216H109V213H110V216L111 217H113V219H115V220H113L111 217H108V216H103V214ZM115 213V215H117L116 214V212H114ZM170 213H172V215L170 214ZM185 213V214H184ZM96 214H98L99 216L97 217V215ZM138 214V213H137ZM143 214V215H144ZM221 214V213H220ZM72 215V216H71ZM78 215V216H77ZM96 215V216H95ZM185 215H190V217L189 216H185ZM83 217L85 216V215H82ZM138 216V215H137ZM171 216V217H170ZM183 216H185V217H183ZM209 216V217H210ZM250 216H253V214L252 215H250ZM73 217V218H72ZM106 218L107 217V219L109 218V222H108V220L107 219H104V218ZM143 217V216H142ZM145 217H146V220H148V222L149 223H146V220H144L145 219ZM169 217V218H168ZM181 217V218H180ZM182 217H183V221H185V220H187V222H184L185 223V225H184V223H183V226H184V228H183V226H182ZM186 217H187V219H186ZM192 217V218H191ZM95 218H93V219H95ZM140 218V217H139ZM139 218H138V220H139ZM170 218H171V220H170ZM172 218H174V220L176 221H179V223L178 222H176L177 224H181V226L182 227H180L179 225H177V224H175L174 222H172L173 221V219ZM176 218V219H175ZM185 218V219H184ZM188 218H190L189 219V221H188ZM253 218H255V217H252V219ZM71 219H73V220H71ZM93 219H92V221H93ZM137 219V218H136ZM180 219H181V221H180ZM205 219H206V222H205ZM251 219V221H250V224L252 225V226H254V225H258V221L256 222V220H255V222L253 221ZM103 220H105V222L103 221ZM153 220V221H152ZM216 221L218 220V218H216L215 219ZM72 221H74V222H79V221H81V223H78V224H76V223H73L74 224V226H77V227H79L80 229H81V226H82V228H83V226H84V228L83 229H85L86 227H88V229H89V231H90V234H91V236H87L86 237V232H88V231H85L84 230V233L81 231V230H79L78 228H76L75 227V232H76V230H79V232H82L83 234H85V236L83 237L82 236V234L81 233H79V234H77V232H76V236L74 235L75 233H72V232H74L73 230L71 231V229H74V226L72 225ZM91 221V222H92ZM112 221L115 223V224H117V228H119V230H121V235H120V232L118 233L117 232V228L115 229V226H114V228H113V226H110V223L111 224H114V223H112ZM159 221V222H158ZM169 221V222H168ZM191 221H195V222H197V223H194L193 224V222H191ZM253 221V222H252ZM133 222H135L134 220H133ZM132 222V223H133ZM165 222H166V224H165ZM171 222L172 223H174L173 224V226H171L172 224H171ZM190 222V225L191 226H193V225H195V226H193V227H195V228H193L194 230V232H196V229L198 228H200L201 227V229H197L198 231H199V233H194L193 231L191 232L190 231V229H192V228H188V223ZM108 224L109 226H110V228H108V227H106L105 225L106 224ZM186 223L188 224V225H186ZM200 225H199V224ZM81 224V225H80ZM114 224V225H115ZM147 224V225H146ZM149 224V225H150ZM167 224H171L170 225V227H173L172 229H173V231L171 232V230H170V228H169V230H165L166 229V227H167ZM207 224L209 225L210 224V226H207ZM212 224V225H211ZM86 225H88V226H86ZM91 225V226H92ZM134 225V226H133ZM157 225V227H155ZM165 225H166V227H165ZM189 225V226H190ZM86 226V227H85ZM90 226V227H91ZM176 226V228H174ZM180 227V229L178 228V227ZM187 226V227H186ZM197 226V227H196ZM208 227V228H206V227ZM152 227H153V229H155V228H158V230L156 229V231L155 230H152ZM169 227V226H168ZM167 227V228H168ZM189 230H187V232H189L190 233V235L193 237V235H195L196 236V238H190L189 236L190 235H186V234H188V233H186V230H184V229H186V228ZM109 230H108V229ZM114 229L113 231H112V229ZM162 228H164L163 230H162ZM184 230L185 232V234L183 233V231L181 232V233H183V235H185V236H187V237H183V236H181L180 235V232H178L179 230ZM182 228V229H181ZM87 229V230H88ZM93 231L92 233H91V230ZM102 229V230H103ZM107 229V230H106ZM147 229V228H146ZM150 229L152 230L151 231V233H150ZM175 229V230H174ZM178 231H177V230ZM203 229H207L208 231H209V234L210 235H206V234H208L207 232V230H204L203 231ZM116 230V232L115 233H112V232H114ZM118 230V231H119ZM213 230V229H212ZM124 231V232H123ZM148 231H149V235H150V237L149 236H147L148 235ZM174 231H176V232H174ZM202 231V233H203V235L205 236L204 238H203V236H202V233H201V236H198L199 234H200V232ZM207 231V232H206ZM128 232V233H127ZM158 232H156L155 233V236L157 237V239L156 240H158V239H160V232L158 233ZM178 232V234H176ZM206 232V233H205ZM212 232V233H211ZM69 233V234H68ZM124 233V234H123ZM147 234V235H145V234ZM192 233V234H191ZM194 233V234H193ZM89 234V235H90ZM123 234V235H122ZM129 234V235H128ZM157 234V235H156ZM172 234H173V237H172ZM198 234V235H197ZM79 235V238L81 239V241L80 240H78V236ZM88 235V234H87ZM92 235H95L94 237L92 236ZM125 235H126V237H125ZM130 236L129 237V239L130 238H132L133 236ZM81 236V237H80ZM145 236H147L146 238H145ZM95 238L96 239V241L97 242H99L100 244H101V246L99 245V243H97L96 242V244H98V246H100V249L102 248V250H98V251H96L98 248H95V251H96V253H92V254H90V252H92V251H94V246H96L97 247V245H95L94 244V242L93 241H95V240H91V238ZM198 237V238H197ZM199 237H202L203 238V241H202V239H199ZM74 238V239H73ZM82 238H90L89 240H86V239H83L82 240ZM92 238V239H93ZM128 238V237H127ZM139 238V239H140ZM155 238V237H154ZM170 238V239H169ZM179 238V239H178ZM180 238H184L183 240H181ZM122 239V240H121ZM123 240L124 242V244H125V242H127L128 241V243L127 244H130V240ZM132 239V240H133ZM141 239H140V241H137V242H141ZM152 239H153V237H152ZM85 240H86V242L87 241H90V242H87V244H86V242H85ZM115 240H116V242H115ZM155 239H154V241L155 242H158V241H160V240H158V241H156ZM179 240H181V241H179ZM199 240H200V242L202 241V243L203 244H201L202 246H203V248L200 250V251H204L205 250V253H206V251H207V253H212V255L211 254H209V255H206L205 253L203 254L202 252H198V253H196V255L197 254H200L201 253V255H197V257H199L200 258V260H199V258H197V257H195L196 255H194L195 254V251L197 252V251H199V249H200V243H199ZM208 240V241H210V242H206V241ZM77 241V242H76ZM84 241V242H83ZM92 241V242H91ZM179 241V242H178ZM183 241H184V243H183ZM205 241V242H204ZM76 242V243H75ZM81 242V244H78V243H80ZM133 242V241H132ZM151 243L152 242V240L151 241H148V242H145V243ZM176 242H178L179 243V245H178V243H176ZM194 242V243H193ZM195 242H197L199 245H197L196 247H197V250L196 249H194L195 247H193V249L195 250H186V247L187 246H189L190 247V249L192 248L190 245H196V243ZM142 243H143V241H142ZM141 243V244H142ZM144 243V244H145ZM150 243H149V245H150ZM153 243V242H152ZM159 244H160V242H158ZM181 243V244H180ZM206 243H208L207 245H206ZM210 243V244H209ZM79 245V246H77V248H75V249H77V250H79V252H77L76 251V254L74 253L75 252V249H74V247H76V246H74V245ZM84 244H85V246H84ZM88 244H90V246L88 245ZM94 244V245H93ZM103 244V245H102ZM126 244V245H127ZM133 244V243H132ZM136 244H140V243H136ZM146 244V245H147ZM155 244V243H154ZM154 244H151L152 246L154 245ZM215 245V247L218 249L219 248V250H215V249H213L212 251L210 250V251H208L210 248L212 249L214 246L213 245ZM220 244H222V246H220ZM91 245H93V246H91ZM143 245V244H142ZM140 246V247H143V246ZM149 245H147L145 248H147ZM184 245V246H183ZM81 246V247H80ZM84 246V247H83ZM87 246H88V248L89 249H86L87 248ZM103 246H104V248L106 249L108 246L110 247V249H107V250H109V251H107V250H105V249H103ZM201 246V247H202ZM211 246V247H210ZM213 246V247H212ZM220 246V247H219ZM108 247V248H109ZM114 248L116 251H117V248H118V250L119 249H121V250H119V251H117V253H116V251L114 252V251H112V250H114V249H112L111 250V248ZM117 247V248H116ZM165 247V249H163ZM80 248V249H79ZM90 248H92L91 250H90ZM166 248H169V252H167L168 251V249H166ZM177 248L178 249H180V251H178L177 252ZM199 248V249H198ZM207 248V249H206ZM73 249H74V252H73ZM144 249V248H143ZM142 249V254H145ZM181 249H183V250H181ZM82 250V251H81ZM88 250H89V252H88ZM111 250V251H110ZM157 250V251H156ZM162 250V251H161ZM165 250V251H164ZM167 250V251H166ZM216 252H215V251ZM85 251H86V253H85ZM121 251H122V253H121ZM161 251V252H160ZM185 251V252H184ZM188 251V252H187ZM189 251H191L190 253H189ZM193 251H194V253H193ZM83 252V253H82ZM109 252V254H107V253ZM114 252V253H113ZM118 252H120V254L118 253ZM186 252H187V254H186ZM220 254H218V253ZM77 253H79V254H77ZM100 253V254H99ZM157 253H159V254H157ZM163 254V255H165V256H160V254ZM175 253V254H174ZM182 253H183V255H182ZM191 253H193V254H191ZM73 254V255H72ZM83 254V255H82ZM99 254V255H98ZM106 254V255H105ZM166 254H169L168 256H166ZM171 254V255H170ZM190 254V255H189ZM216 254H218L219 256H223V258L222 257H218V255H216ZM76 255V256H75ZM97 255V256H96ZM158 255H159V260H161L160 262L158 261V259H157V257H158ZM172 255L173 256H175V255H177V256H175V257H172ZM186 255V256H185ZM194 255V256H193ZM216 255V256H215ZM138 257H136V260L139 258V256H141L140 258H142V255H141V253H140V255H137ZM203 256H206V258L209 260V262H208V260L207 259H205ZM208 256V257H207ZM217 257V258H214V259H216V260H213L211 257ZM125 257V258H124ZM168 257H171L170 258V262H168L169 260H167L166 258H168ZM188 257H190V258H188ZM203 257V259H201ZM87 258V259H86ZM118 258V259H117ZM125 260H124V259ZM127 258H129L130 259V261L127 259ZM140 258H139V260H140ZM153 258H154V260H153ZM175 258V259H174ZM184 258V259H183ZM195 258V259H194ZM197 258V259H196ZM219 258H221L220 260H219ZM115 259H116V261H115ZM169 259V258H168ZM211 259V260H210ZM225 259V260H224ZM92 260V261H91ZM99 260H100V262H99ZM102 260V261H101ZM111 260V261H110ZM120 260V261H119ZM156 260V261H155ZM167 260V261H166ZM176 260V261H175ZM190 260L192 261L193 260V262H190ZM202 260H204V261H207V262H203ZM245 260H247L248 261V259L247 258H245ZM244 260V261H245ZM97 261V262H96ZM111 263H110V262ZM113 261V262H112ZM135 261V260H134ZM140 261V262H141ZM146 261V262H145ZM151 261H155V262H151ZM202 261V262H201ZM93 262V263H92ZM126 262V261H125ZM124 262V264H128V263H125ZM137 263L136 264H138V261H136ZM156 262V263H157ZM175 262V263H174ZM189 262V263H188ZM253 262H254V264H258L257 263V260L256 259H254L253 260ZM163 263V262H162ZM162 263H160V264H162ZM199 263V264H200ZM213 263V262H212ZM216 263H218V262H216ZM218 263V264H219ZM129 264H135V262L134 263H129ZM139 264H141V263H139ZM164 264V263H163ZM214 264V263H213Z\"/></svg>",
	"mask_w": 264,
	"mask_h": 264
},
{
	"label": "bare ground",
	"instance_id": "obj_2",
	"mask_svg": "<svg viewBox=\"0 0 264 264\" xmlns=\"http://www.w3.org/2000/svg\"><path fill=\"white\" fill-rule=\"evenodd\" d=\"M27 1H28V0H27ZM27 1H26V2H27ZM42 1H43V0H42ZM42 1L39 2V3H42V7H43V3H44V2H42ZM80 1H81V0H80ZM80 1H79V3H80ZM83 1H84V0H83ZM121 1H122V0H121ZM146 1H147V0H146ZM150 1H151V0H150ZM150 1H149V2H150ZM154 1H155V0H154ZM159 1H160V0H159ZM171 1H173V0H170V2H171ZM174 1H177V0H174ZM178 1H179V0H178ZM182 1H184V3L186 2V0H182ZM191 1H192V0H191ZM194 1H195V4H196L197 1H196V0H193L192 2H194ZM199 1H202V0H199ZM199 1H198V2H199ZM207 1H208V0H207ZM214 1H215V0H214ZM218 1H219V0H218ZM218 1H217V2L215 1V2H216V3H219ZM230 1H231V0H230ZM240 1H241V0H240ZM249 1H250V0H248V2H249ZM254 1H255V0H252V2L250 1L249 3H250L251 5H252L253 3H255L254 5H256V2H258V0H256V2H254ZM26 2H25V3H26ZM34 2H35V1H34ZM81 2H82V1H81ZM84 2H85V3H87V2L90 3V2L87 1V0H85ZM93 2H94V1H93ZM100 2H101V1H100ZM115 2H116V0H115ZM134 2H135V1H134ZM136 2H137V1H136ZM136 2H135V3H136ZM155 2H156V1H155ZM164 2H165V0H164ZM179 2L181 3V0H180ZM179 2H178V4H177V3H176V4L179 5V4H180ZM188 2H190V1L188 0ZM192 2H191V4H192L193 6H195ZM209 2H210L211 4H213V0H212V2H211V1H209ZM222 2H223L224 4H225V2H226V4H228V6H227L228 9L230 8V7H229V3H227V2H228L227 0L222 1ZM237 2H238V0H237ZM242 2H245V1L242 0ZM248 2H245V3L248 4ZM21 3H22V2H21ZM59 3H60V2H59ZM66 3H67V2H66ZM88 3L85 4L86 7H87V5H88L87 9H85V7H84V6H85L84 3H83V4H82V3L79 4L80 6H81V5H82V6L84 5L82 8H83L85 11L82 13V15L80 14L81 16H80V15H79V17L77 16L78 18H74V17H73L74 20L76 19V21H73V22H75V23H74V26H73L74 28L72 27L73 29H75V30H85V29H83V25H84V23L89 22V21H91V20H92L91 23H94L95 20L93 21V18H94L93 15H94V13L97 12V11L100 12L101 9H100V10H97V9H96L97 11L95 10V12H94V11H91V8L93 9L94 7H89V4H88ZM98 3H99V2H98ZM102 3H103V2H102ZM123 3H125V2L123 1ZM146 3L148 4V1H147ZM157 3H158V1H157ZM157 3H156V4H157ZM167 3H169V2H167ZM172 3H173L172 5H169L171 8H172V6L174 5V2H172ZM184 3H183V5H185ZM186 3H187V2H186ZM199 3L202 4L201 6H204L203 4L206 3V0H205V2H204V0H203V3H202V2H199ZM199 3H197V4L199 5ZM216 3H215V5H213L214 7H216V6L218 5V4H216ZM231 3H232V2H231ZM245 3H244V4H245ZM258 3H261V0H259ZM258 3H257V5L259 6ZM22 4H24V3H22ZM28 4H29V3H28ZM28 4H26L27 7H28ZM37 4H38V2H37ZM60 4H64V5L66 6L68 3H67V4H65V3H60ZM90 4H91V3H90ZM93 4H94V3H93ZM100 4H101V3H100ZM115 4H116V3H115ZM121 4H122V3H121ZM150 4H151V3H150ZM181 4H182V3H181ZM181 4H180V5H181ZM187 4H188V3H187ZM211 4H210V5H211ZM224 4H223V5H224ZM226 4H225V5H226ZM237 4H239V2H238ZM261 4H262V3H261ZM261 4H260V5H261ZM24 5H25V4H24ZM32 5H33V4L30 3V7H33ZM71 5H72V4H71ZM71 5H70V3H69L68 6H70V8H69V7L67 8V6H66V8H64L65 6L61 7L62 5L60 6V5L58 4V7L60 6V10L63 8V12H64V11L66 12L67 9H69V10H68L69 12H73V11L71 10V8H73V7H72L73 5H72V6H71ZM123 5H124V4H123ZM141 5H142V4H141ZM148 5H149V4H148ZM148 5H146L145 7H147ZM160 5H161V4H160ZM177 5H176V6H177ZM180 5H179V6H180ZM207 5L210 7V5L206 3V5H205L204 7H205V9L207 8V10H205V11L208 13V11H209V9H210L211 11H209V12H211V13H208V14H206V12L204 13V12H203L204 7H203V8H201L202 12L198 10V13L201 12V13H204V14H200V13L198 14V13H196V15H197V16H199V15H202V16H203V15H205V14H206V15H209V14L212 15V13H213V15H214L215 12L218 13L219 10H217V9H218V7H219L220 5L217 6V9H214V8L212 7V5H211V7L213 8V10L211 9V7H210V8H209V7H206ZM239 5H240V4H239ZM241 5L243 6V4H241ZM257 5H256V6H257ZM36 6L38 7V5L35 4L34 7H36ZM40 6H41V4L39 5V7H40ZM76 6H77V5H76ZM90 6H91V5H90ZM92 6H93V5H92ZM95 6H96V5H95ZM125 6H127V5H125ZM128 6H129V5H128ZM131 6H132V5H131ZM142 6H143V5H142ZM155 6L157 7V5H155ZM158 6H159V5H158ZM167 6H168V4L166 5V7H167ZM169 6H168V9L166 8L167 10H169ZM176 6H175V7H176ZM179 6H178V7H179ZM196 6H197V5H196ZM196 6H195L194 9H196ZM230 6H231V5H230ZM233 6H234V4H233ZM235 6H237V5H235ZM235 6H234V7H235ZM242 6L237 7V8L240 9V10L242 11V10H243V9H242ZM23 7H24V6H23ZM37 7H36V8H37ZM42 7H40L39 9H41ZM44 7H45V5H44ZM58 7H57V9H58ZM118 7H119V6H118ZM120 7H121V5H120ZM123 7H124V6H123ZM137 7H138V6H137ZM139 7L141 8L140 5H139ZM159 7L162 9V8L165 7V6L163 5L162 7H161V6H159ZM175 7H174V8H175ZM181 7H182V6H181ZM187 7H191V6L189 5V6H187ZM187 7H183L184 9L182 8V11L185 10ZM224 7H225V6H224ZM245 7H246V5L243 6L244 9H245ZM25 8H26V7H25ZM47 8H48V7H47ZM78 8H79V7H78ZM89 8H90V9H89ZM103 8H105V7L103 6ZM124 8H127V7H124ZM124 8H123V9H124ZM128 8H129V7H128ZM140 8H139V9H140ZM147 8H149V6H148ZM150 8H153V6L150 7ZM157 8H158V7H157ZM171 8H170L169 11H171V10L173 11V10H174L173 8H172V9H171ZM176 8H177V7H176ZM176 8H175L176 11H175V10H174V11H175V12H179V13H181V10H180V11H177ZM191 8H192V7H191ZM197 8H198V6H197ZM208 8H209V9H208ZM221 8H223V6H222ZM246 8H248V7H246ZM252 8H253V6H252ZM29 9H30V8H29ZM37 9H38V8H37ZM55 9H56V8H55ZM94 9H95V8H94ZM143 9H144V8H143ZM145 9H146V8H145ZM163 9L165 10V8H163ZM194 9L192 8L193 11H191V10H189V9H188V10H189V12H193V13H194V12H195ZM199 9H200V7H199ZM223 9H224V8H223ZM223 9H221V10H223ZM257 9L259 10V8H257ZM1 10H2V9H1ZM20 10H21V9H20ZM23 10H24V9H23ZM23 10H21V11H23ZM26 10H27V8H26ZM43 10L46 11L45 9H43ZM60 10L58 9V10H56V11H60ZM70 10H71V11H70ZM77 10H78V9H77ZM104 10H105V9H104ZM107 10H108V9H107ZM111 10H112V9H111ZM113 10H115V7H114ZM119 10H121V9H119ZM127 10L129 11V9H127ZM140 10H141V9H140ZM152 10H153V9H152ZM154 10H155V9H154ZM159 10H160V9H159ZM188 10H186V11H188ZM216 10H217V11H216ZM221 10H220V11H221ZM231 10H233V9L231 8ZM231 10H229V11H231ZM240 10H237V11H240ZM248 10H249V9H248ZM250 10H254V9H250ZM21 11H20V12L18 11V12L20 13V15H21V13L24 15V13L21 12ZM28 11H29V10H28ZM28 11H27V12H28ZM44 11L41 10L40 13H42V14L45 16L44 13H46V12H44ZM75 11H76V10H75ZM109 11H110V9H109ZM115 11H116V10H115ZM117 11H118V9H117ZM117 11H116V12H117ZM124 11H125V9H124ZM134 11H136V10H134ZM137 11H139V10H137ZM144 11H145V10H144ZM161 11H162V10H161ZM169 11H167V12H169ZM212 11H214V12H212ZM225 11H226V10H225ZM237 11H236V13H237ZM241 11H240V12H241ZM243 11H244V10H243ZM243 11H242L241 14L244 15V18L242 17L244 20L241 18V15H240L239 12H238V13H239V14H238L239 16L235 13V16L237 15L238 17H237V16H236V17L239 18V19H240L241 21H243V22H239V23L236 22V23H235V20H233V22H232L233 24H235L236 26H239V27H241V28L243 27V25L247 26L246 21L248 22V20H247L246 18L249 19L250 13L252 12V11H251V12L249 13V11H247V12L249 13V16H248V13L246 14V12L244 11V12H245V14H244ZM256 11H257V10H256ZM256 11H254V13H253V12L251 13L253 16H254V14H255L254 17L251 16V19H252V18H255L257 23L254 22V19H252V20H253L252 22H251V19H250V21L248 22L249 25L253 24V25H252L253 28H252V26H250V27L252 28V30H251V28H250L249 26H248V27H245V26H244L245 28H244V27H243V28H244L245 30H247L246 28H249V29H248L249 31L251 30V31L249 32V35L247 34L248 37H252V36L256 37L255 39L258 41V44H259V47H258V50H257V53H258V59H259V60H256V61H257V62H258V61H261V63H262V62L264 63V31L260 32V30H264V10L258 11L259 13L256 12ZM24 12H25V11H24ZM27 12H25V14H26ZM48 12H50V11H48ZM48 12H47V13H48ZM53 12H55V10H53ZM65 12H64V13H65ZM81 12H82V11H81ZM90 12H94L93 15H92ZM99 12H98V13H99ZM118 12H119V11H118ZM122 12H123V10H122ZM142 12H143V11H141V13H142ZM233 12H235V9H234ZM255 12H256V13H255ZM0 13H2V12H0ZM47 13H46V14H47ZM51 13H52V11H51ZM56 13H57V12H55V13H53V14H56ZM58 13H59V12H58ZM58 13H57L58 17H59L60 19H64V17L66 18V14H67L68 12L65 13L64 17H63V15H62L63 18H62L61 16H59ZM64 13H63V14H64ZM101 13L103 14V13H105V12H101ZM106 13L108 14V12H106ZM112 13H113V12H112ZM124 13H125V12H124ZM131 13H132V12H131ZM144 13H145V12H144ZM146 13H147V11H146ZM148 13H149V12H148ZM162 13H163V12H162ZM165 13H166V12H165ZM173 13H174V12H173ZM225 13H227V12H225ZM42 14H41V15H42ZM48 14H49V13H48ZM53 14H52V15H53ZM69 14H70V16L72 15V13H69ZM74 14H75V13H74ZM77 14H78V13H77ZM96 14H97V13H96ZM99 14H100V13H99ZM109 14H110V12H109ZM119 14H120V15L122 14L121 11H120ZM126 14H127V13H126ZM155 14H156V13H155ZM175 14H176V13H175ZM175 14H173L174 16H173V15H171V16H173V18H175V19L177 20V19H178V16L181 15L182 13L179 14V15H177V16H176ZM187 14H189V13L187 12ZM190 14H191V13H190ZM190 14H189V15H190ZM227 14H228V13H227ZM229 14H230V13H229ZM1 15H3V13L0 14V17H1ZM50 15H51V14H50ZM50 15H48V16H50ZM67 15H68V14H67ZM91 15H92V16H91ZM97 15H98V14H97ZM97 15L95 16V18L97 17ZM120 15H119V17H120ZM122 15H123V14H122ZM130 15H131V14H129V17H130ZM157 15H158V14H157ZM161 15H163V14H161ZM167 15H168V17L170 16V14H167ZM167 15H163V16L165 17V16H167ZM194 15H195V13H194ZM194 15H193V18H191V17H190L189 19L187 18V19H188L187 21L191 20V22H192V19H193V21H194V20H195L194 18L197 17V16H194ZM213 15L210 16L211 19H213L214 16L216 17V15H218V14H215L214 16H213ZM233 15H234V14H233ZM38 16L40 17V14H38ZM38 16H37V18H38ZM53 16L55 17L56 15H53ZM70 16H67V18H69ZM75 16H76V15H75ZM102 16H104V15H102ZM107 16H108V15H107ZM117 16H118V14L116 15V17H117ZM124 16L126 17V15H124ZM127 16H128V14H127ZM175 16H176V17H175ZM185 16L187 17V15H185ZM190 16H192V15H190ZM218 16L222 19V18H224V17L226 16V14L223 15V17H221L220 14H219ZM218 16H217V17H218ZM246 16H247V17H246ZM10 17H11V16H10ZM10 17H9V18H10ZM41 17H42V16H41ZM58 17H57V18H58ZM80 17H81V18H80ZM99 17H100V16H99ZM99 17H98V18H99ZM119 17H118V18H119ZM121 17H122V16H121ZM145 17H146V16H145ZM168 17H167V18H168ZM186 17H185V18H186ZM203 17H208V16H203ZM203 17H202V18H199V17H198L199 19L197 18V19L195 20V23L192 24V26L195 27V28H194L195 31H194L193 29H191V30H190V29H187V30H186V31H188V30H190V31L193 30V31H194V32H192L191 34L189 33L190 31L187 32V33L189 34V36H188L187 33H186V34H185L184 32L182 33V29H180V30H181V31H180L181 33L179 32V29H177V28L180 26V24H181V26L183 25L182 22H180L179 25H177L175 22H172V23H174V25L176 24L178 27L172 25L174 28H173V27L171 28V27H170V26H171L170 23H169V26H168V24L166 23V21H165V22H164V20L161 21V19L163 18V17H162V18L160 19V21H161L162 23H159V24L162 25L163 22H164V23H166L167 26H168V28H167V26L163 24V27L166 26V30L169 31V32H165L166 35H167V38H169V40H170V41H169V45H168L169 49H167V51H170V50H171V51H173V50L175 51V49H177V48H179L178 50H180V48H183V49L186 50L187 53L183 54L184 51H183V53L180 52L181 54L186 55V56H183L184 58L182 57V59H184L186 62L190 63L191 65H193L192 63H194V64L196 63V64H198V66H199V64H200L203 68H204V66H205V68H206V66L209 65L208 60H209V56H210V55L207 56L208 58H206V57L204 56L207 60H205V59L203 60V58L201 59V58H200L201 56L198 55V54H196L197 51H196V52L194 51L195 49L192 50V49L189 48V46H190V45H189V42H192V43H190V44H193V45H194V42H193V41H195L196 45H198V46L200 45L199 48L202 47V45H204V46H205V50H204V49H203V50L205 51V53H208V51L206 52V50H208V49L206 48V46H207L208 43H210V45H211V44H212L211 42H212V40H214V39H215V42L213 43L214 45H215L216 42H218V41H216V39H217V40L219 39V41L222 40V42H221L222 44H223V40H227V43L230 44V48H231V50H232V47H231V46L234 47L235 44H238L242 39H241V40H238V39H240V38L238 37V36H239L238 34H239V31H241V28H236V26L233 25V27L235 26L236 30L238 29V30H237V31H238V34L235 32L236 34H233V35H232L231 32H229V31H230V30H231V31H235V30H234L235 28L233 29L232 27L229 26V24L231 25V23L227 24V23H225V22H224V23L227 24L228 27H227V25H225V26H226V27L224 26L225 28H224V27H223V28H222V27L217 28V30H222V31L219 32V33H217V34H215V36H213V34H210L211 32L209 31V30L212 29V28L210 27V25H209V23H210L209 20H208L209 17H208V18H203ZM226 17H227V16H226ZM233 17H234V16H233ZM245 17H246V18H245ZM13 18H14V17H12V19H13ZM24 18H25V17H24ZM45 18H46V17H45ZM47 18H48V17H47ZM47 18H46V19H47ZM95 18H94V19H95ZM109 18H111V17H109ZM109 18H106V17L104 18V19H106V20L108 19V22H109V23H106V24L103 23L105 20H104V21H102V20L100 21V20H99V21L102 22V23H98V24H99L98 26H97V24H96L97 29L93 28V29H95L96 31L98 30L96 33L94 32L95 30L92 32V34H87L88 32H86V33L79 32L80 34H81V33H82V34L79 35V36H77L75 39H74L73 36H72L73 39H69V37H68V40H72V41H74V42H73V46H74L76 49L78 48V50H79L80 53H81V57L83 58V61H85V62L88 61V62H92V63H94V62L96 61V59L94 58V57H96V54H95V56H94V54H93L94 51L97 52V50H98V51H99L98 53H102L101 50H99V49L97 48V47L99 46V44L103 45L104 48H106L105 51H106V53L109 54L110 58H111V56L115 55V54L118 52V51H117L118 48H117V46L113 43V41H114V39H116V38L119 37V34H122V33H120V31H119V33L116 31V30H117V27H118V26H116L117 23H118V22H117V18H116L115 20H114L113 18H111V19H109ZM114 18H115V17H114ZM127 18H128V17H127ZM132 18H133V17H132ZM134 18H136V17H134ZM167 18H165V20H166ZM185 18H184V19H185ZM210 18H209V19H210ZM14 19H15V18H14ZM41 19H42V18H40V21H41ZM48 19H52V18L49 17ZM48 19H47V20H48ZM53 19H55V18H53ZM70 19H71V17H70ZM119 19H120V18H119ZM136 19H138V18H136ZM142 19H143V18H142ZM142 19H141V20H138L139 22H137L136 25H139V23H140V21H142ZM146 19H147V17H146ZM148 19H149V18H148ZM151 19H153V18H151ZM154 19H155V17H154ZM169 19H170V18H169ZM169 19H168V20H169ZM171 19H172V18H171ZM179 19H180V21H182V19H181L180 17H179ZM214 19H215V18H214ZM214 19H213V20H214ZM221 19H220V21L224 20L225 18L222 19V20H221ZM234 19H235V17H234ZM20 20H21V19H20ZM20 20H19V22L22 21V20H21V21H20ZM24 20H25V19H24ZM29 20H30V19H29ZM31 20H32V19H31ZM36 20H37V19H36ZM36 20H35V21H36ZM38 20H39V19H38ZM56 20H57V19H56ZM56 20H55V23L57 22ZM58 20H59V19H58ZM65 20H66V19H65ZM65 20H64V21H65ZM68 20H69V19H68ZM97 20H98V19H96V22H97ZM157 20H158V19H157ZM168 20H167V22H168ZM217 20H218V18L215 19L214 21H215V23L218 24L219 21L216 22ZM240 20H238V21H240ZM245 20H246V21H245ZM4 21H5V20H4ZM10 21H11V20H10ZM43 21H44V20H43ZM45 21H46V20H45ZM48 21H49V20H48ZM50 21H51V20H50ZM53 21H54V20H52V22H51L52 24H51V23H48V24H49V25H53V24H54ZM59 21H61V24H62V25H61V24H60V25H61V27H62L64 21H63V22H62V20H59ZM59 21H58L57 23H60ZM85 21H86V22H85ZM120 21H121V20H120ZM122 21H123V20H122ZM126 21L128 22L129 20H126ZM135 21H136V20H135ZM135 21H134V22H135ZM150 21H151V20H150ZM150 21H148V22H150ZM155 21H156V20H155ZM187 21H186V22H187ZM210 21H211V20H210ZM214 21H212L211 23H213ZM230 21H232V20H230ZM24 22H25V21H24ZM26 22L28 23V20H27ZM41 22H42V21H41ZM41 22H40V23H41ZM96 22H95V23H96ZM124 22H125V21L121 22L122 25H123ZM146 22H147V20H146ZM146 22L144 23L145 25H146ZM151 22H154V21H151ZM156 22H157V21H156ZM191 22H190V23H191ZM250 22H251V23H250ZM253 22H254V23H253ZM5 23H6V22H5ZM5 23L3 24L4 29H6V27H5L6 25H5ZM7 23H8V22H7ZM7 23H6V24H7ZM30 23H31V21H30ZM32 23H33V25H34V22H32ZM38 23H39V21H37V25H39ZM42 23H43V22H42ZM70 23H72V21H71ZM89 23H90V22H89ZM91 23H90V24L87 23V26H86V27H90L89 30L92 29L91 26H92L93 24L91 25ZM114 23H116V24L114 25ZM119 23H120V22H119ZM119 23H118V24H119ZM131 23H132V20H131ZM154 23H155V22H154ZM177 23H178V21H177ZM190 23H189V24H190ZM219 23H221V22H219ZM9 24H10V22L8 23V26L10 27ZM11 24H12V23H11ZM21 24H22V23H21ZM23 24L26 25V23H23ZM28 24H29V23H28ZM43 24H44V23H43ZM43 24H42V25H43ZM46 24H47V23H45L43 26L40 25L41 27H43V30L45 29L44 26H45ZM65 24H66V23H65ZM72 24H73V23H72ZM107 24H109V25H107ZM125 24H126V22H125ZM142 24H143V23H142ZM144 24H143V26L140 25V26L143 27V28H141L140 26H139V28H140V29H144ZM147 24H148V23H147ZM189 24H188V25H189ZM194 24H195V26H194ZM222 24H223V21H222ZM222 24H221V25H222ZM18 25H19V24H18ZM25 25H24V26H25ZM31 25H32V24H31ZM56 25H57V24H56ZM68 25H69V23H68L67 25H64V26H68ZM122 25H121V26H122ZM127 25H129V22H128ZM130 25H131V24H130ZM130 25H129V26H130ZM149 25H150V23H149ZM153 25L155 26V28L153 27ZM153 25H152L151 27H150V26H147V27H148L147 29L149 30V27H150V30H149V31H151V29L153 30V28H154L153 31H155V29L157 28L156 26H158L159 28L161 27V29H157V31H155V33H156V32L158 33V34H156V35H159V34H160V33H159V30H162V26H161V25H158V22H157V24L155 23V24H153ZM185 25H186V24H185ZM185 25H183V26H185ZM190 25H191V24H190ZM190 25H189V26H190ZM211 25L213 26V24H211ZM214 25H216V24H214ZM223 25H224V24H223ZM223 25H222V26H223ZM240 25H241V26H240ZM8 26H7V27H8ZM12 26L14 27L13 24H12ZM16 26H17V25H16ZM21 26H23V25H21ZM21 26H20V27H21ZM24 26H23V27H24ZM34 26H35V25H34ZM34 26L32 27L33 29H35ZM40 26H38V28H39ZM58 26H59V25H58ZM58 26H57V28H58ZM64 26H63L62 28H64ZM115 26H116V27H115ZM121 26H120V27H121ZM131 26L133 27V25H131ZM134 26H135V25H134ZM181 26H180V28H181ZM189 26H188V27H189ZM218 26H219V24H218ZM231 26H232V25H231ZM20 27L17 26L16 28H20ZM27 27H28V26H27ZM61 27H60V30L62 29ZM69 27H70V26H69ZM94 27H95V26H94ZM152 27H153V28H152ZM176 27H177V28H176ZM186 27H187V25L185 26V28H186ZM188 27H187V28H188ZM10 28H11V27H10ZM25 28H26V27H25ZM25 28H24V29H25ZM38 28H37V29H38ZM47 28H48V27L46 26V29H47ZM57 28H56V29H57ZM115 28H116V29H115ZM122 28H123V27H122ZM122 28H120V29L122 30ZM124 28H125V27H124ZM126 28H127V26H126ZM128 28H129V27H128ZM128 28H127V29H128ZM175 28L177 29L178 33H177V32H174V31H175V30H174V31H173L174 34H171V33H172L171 30H173V29H175ZM185 28H184V29H185ZM228 28H229V29H228ZM230 28H231V29H230ZM11 29H12V28H11ZM39 29L42 30V28H39ZM49 29H50V30H53V28L51 29V26L49 27ZM49 29H48V30H49ZM64 29H65V28H64ZM86 29H87V28H86ZM93 29H92V30H93ZM127 29H126V30H127ZM130 29H131V28H130ZM130 29H129V30H130ZM232 29H233V30H232ZM239 29H240V30H239ZM256 29H257L259 32H258V34L254 33V34H256V35H253L251 32H254L253 30L257 31ZM7 30H8V28H7ZM9 30H10V29H9ZM19 30H20V29H19ZM26 30H27V29H25L24 32H25ZM35 30H36V29H35ZM89 30H88V31H89ZM110 30H111V31H110ZM112 30H115V31H112ZM138 30H139V29H138ZM166 30H165V31H166ZM196 30H197V31H196ZM199 30H201V31H199ZM212 30H216V29H214V27H213ZM224 30H229V31H224ZM242 30H243V29H242ZM29 31H30V30H29ZM29 31H28V34L30 33L31 35H33V36H31V35L29 34L30 37H31L32 39L36 38L37 35H38V38L40 37L39 34H38L39 31L35 33V31L32 30L35 34L29 32ZM69 31H70V30H69ZM133 31H134V29H133L132 31H130V32H133ZM145 31H146V30H145ZM153 31H152V33H148V36H146V35L143 33V34L146 36V39L144 40V39L142 38L144 42L142 41L143 43H141V44H139V43H140L139 40H136V41H138V42H136V44H137V43L139 44V46H138V50H139V53H142V57H140V58H143L145 55H148V56H149V57H148V60H149V58H150L152 61H153V59H154V61H157V62L160 64L161 60L159 59V57H157V55H158V52H157V51H158V45H159L158 41H159V40H157V36L153 33ZM170 31H171V32H170ZM18 32H20V31H18ZM24 32H23V34H22V33H21V34L24 35ZM40 32H42V31H40ZM65 32H67V30H66ZM84 32H85V31H84ZM90 32H91V30H90ZM122 32H123V31H122ZM124 32H125V31H124ZM134 32H138V31L135 30ZM134 32L132 33V35L128 32V33L132 36V38H131V36H129V37L131 38V40L129 39L131 42H132L133 39H134L133 41H135V37L133 38V34H134ZM142 32H143V31H142ZM160 32H161V31H160ZM212 32H214V31H212ZM242 32H243V31H242ZM242 32H240V35H241ZM26 33H27V32H26ZM79 33H78V34H79ZM93 33H95V34H93ZM165 33H164V34H165ZM243 33H244V32H243ZM243 33H242V34H243ZM16 34H17V33H16ZM53 34H56V33L53 32ZM60 34H61V33H60ZM64 34H65V33H64ZM64 34H63V35H64ZM70 34H71V33H70ZM123 34L125 35V34H127V33H123ZM123 34H122V36H123ZM139 34H141V33L138 32V34L136 35V36H137V37H136L137 39H139V37H138V36H140ZM143 34H141V36H142ZM184 34L187 35L188 37H187V36H184ZM19 35H20V33H19ZM41 35H42V34H41ZM46 35H48V33H47V34L45 33V36L42 35V37L45 38ZM49 35H50V33H49ZM49 35H48V36H49ZM75 35H76V34H75ZM75 35H74V36H75ZM134 35H135V34H134ZM144 35H143V36H144ZM237 35H238V36H237ZM244 35H245V34H243V36H244ZM20 36H21V35H20ZM24 36H25V35H24ZM27 36H28V35H27ZM57 36H58V33L56 34V40H57V38H58V40H59V37H60V36H58V37H57ZM65 36H66V35H65ZM126 36H128V35H126ZM159 36L162 37L161 35H159ZM234 36H235V38H234ZM236 36L238 37V39H237ZM4 37H5V39H7L6 36H4ZM4 37H3V38H4ZM14 37H17V36L15 35ZM25 37H26V36H25ZM28 37H29V36H28ZM28 37H27V38H28ZM42 37H40V39H41ZM50 37H52V34H51ZM53 37H54V36H53ZM63 37H64V36H63ZM63 37H62V38H63ZM70 37H71V36H70ZM160 37H159V38H160ZM185 37H186V38H185ZM189 37H191L193 41H191V38H190V41H188L187 38H189ZM212 37H213L214 39H213ZM240 37H241V36H240ZM254 37H253L252 39H254ZM18 38H20V37H18ZM18 38L16 39L17 41H18ZM22 38L24 39V37H22ZM27 38H25V39H27ZM31 38H30V39H31ZM38 38H36V39H34V40L36 41ZM165 38H166V37H165ZM170 38H171V39H170ZM258 38H259V39H258ZM32 39H31V40H32ZM45 39H46V38H45ZM122 39H123V38H122ZM122 39L120 40V42L122 41ZM211 39H212V40H211ZM250 39H251V38H250ZM7 40H9V38H8ZM13 40H14V39H13ZM21 40H22V39H21ZM34 40H32V41H33V44L35 43ZM43 40H44V39H43ZM52 40H53V38H52ZM61 40H62V39H60V41H58V42H61ZM63 40H64V39H63ZM165 40H166V39H165ZM236 40L238 41L237 43H236ZM247 40H248V39H247ZM0 41H2V40L0 39ZM4 41H5V40H4ZM17 41H16V42H17ZM23 41H25V40H23ZM46 41H47V40H46ZM46 41H44V42L46 43ZM66 41H67V40H66ZM124 41H126V39H125ZM127 41H128V38H127ZM209 41H211V42H209ZM250 41H251V40H250ZM252 41H253V40H252ZM28 42H29V40H28ZM30 42H31V41H30ZM52 42H53V41H52ZM58 42H56V43H58ZM68 42H70V41H68ZM206 42H207V43H206ZM246 42H248V41H246ZM246 42H245V43L243 42V43L245 44V46L247 45ZM1 43H2V42H1ZM22 43H23V42H22ZM25 43H26V45H27V41L24 42V46H23L24 48L27 49L28 47H30V46L25 47ZM53 43H54V42H53ZM65 43H66V42H65ZM121 43H122V42H121ZM121 43H120V45H121ZM124 43H125V42H124ZM218 43H219V42H218ZM243 43L241 42L240 45L243 44ZM3 44H4V43H3ZM16 44H17V45L19 44V47H22V46H20V43H16ZM28 44H30V43H28ZM47 44H48V43H47ZM131 44H132V43H131ZM131 44H129V47H126V46H124V47H126V48H130V47H131ZM161 44H162V43H161ZM205 44H206V45H205ZM222 44H221V48L223 47ZM8 45H9V44H8ZM17 45H16V46H17ZM50 45H51V44H50ZM68 45H69V44H68ZM101 45H100V46H101ZM120 45H119V46H120ZM133 45H135V43L132 44V49L130 48V50H131V51H132L133 49H134V50H135V49L137 50V48H135L137 45H135L134 48H133ZM218 45H219V44H217V48H219V46H220V45H219V46H218ZM238 45H239V44H238ZM238 45H237V46H238ZM240 45H239V46H240ZM36 46H37V45H36ZM36 46H35V47H36ZM54 46H55V45H54ZM58 46H60V45H58ZM70 46H72V44H71ZM73 46H72V47H73ZM161 46H162V45H161ZM247 46H249V45H247ZM247 46H246V49H244V50H248V47H247ZM251 46H252L251 48H253V45H252V44H251ZM2 47H3V46H2ZM7 47H8V46H7ZM60 47H61V46H60ZM62 47H63V46H62ZM62 47H61V49H62ZM163 47L166 48V44H164ZM168 47H167V48H168ZM196 47H197V46H196ZM208 47H209V45H208ZM210 47H211V46H210ZM210 47H209V50H210ZM30 48H31V51H28V52H29V54L32 56L31 52H32V48H34V47H32V44H31V47H30ZM55 48H56V47H55ZM57 48H58V47H57ZM102 48H103V47H102ZM197 48H198V47H197ZM199 48H198V49H199ZM230 48H228L227 51L230 52V51H231V50H229ZM239 48H240V47H239ZM241 48L243 49V45H242ZM5 49H6V48H5ZM5 49H4V50H5ZM8 49H9V48H8ZM26 49H25V50H26ZM35 49H36V48H35ZM66 49H67V48H66ZM120 49H122V48H120ZM198 49H197V50H198ZM212 49H213V50H214V49L216 50V47L214 46V48H213V46H212ZM225 49H226V48H225ZM225 49H220V52H222V50L225 51ZM236 49H238V48H235V50H236ZM242 49H241V50H242ZM27 50H30V49H27ZM130 50H129V51H130ZM161 50H165V51H166V49H162V47L159 49V51H161ZM215 50H214V51H215ZM218 50H219V49H217V51H218ZM233 50H234V48H233ZM238 50H239V49H238ZM244 50H243V51H244ZM253 50L256 51L255 48H253ZM253 50H252V51H253ZM19 51H20V50H19ZM33 51L35 52L36 50L33 49ZM58 51H59V50H58ZM63 51H64V50H62V52H63ZM91 51H93V52L91 53V54L93 55V58H92V56H91V54H90ZM126 51H127V50H126ZM171 51H170V52H171ZM174 51H173V52H174ZM201 51H202V50H201ZM204 51H203V52H204ZM214 51L211 50L210 53L213 52V54H215V53L217 52V51H215V53H214ZM236 51H237V50H236ZM243 51H241V52L243 53ZM248 51L251 53L250 50H248ZM248 51H246V52H248ZM254 51L252 52L253 54L256 53V52H254ZM28 52H26L27 55H26V54H25V55L27 56V58H30L31 56L28 54ZM34 52H32V53H34ZM76 52H77V50H76ZM87 52H89V55H90V56L87 54ZM96 52H95V53H96ZM119 52H120V51H119ZM127 52H128V51H127ZM134 52H135V51H134ZM134 52H133V53H134ZM136 52H137V51H136ZM136 52H135V53H136ZM199 52H200V51H199ZM229 52H226V53H224V54L227 55V53H229ZM231 52H234V51H231ZM238 52H239V51H238ZM238 52H236V53H238ZM249 52H248V56L250 55ZM1 53H3V54H2L3 56L6 55V54H4L5 52H1ZM36 53H37V52H36ZM64 53H65V52H64ZM64 53H63V54H64ZM68 53H69V51L67 52V54H68ZM73 53H74V52H73ZM77 53H78V52H77ZM121 53H122V51H121ZM130 53H131V52H130ZM130 53H129V54H130ZM159 53H160V52H159ZM161 53L163 54V52H161ZM180 53H179V55H180ZM242 53H241V54H242ZM252 53H251V55H252ZM257 53H256V54H257ZM7 54H8V53H7ZM34 54H35V53H34ZM60 54H62V53H60ZM63 54H62V55H63ZM102 54H103V53H102ZM108 54H107V55H108ZM118 54H119V53H118ZM127 54H128V53H127ZM164 54H165L166 56L168 55V57L170 56V55H169L170 53H169V54L164 53ZM202 54H204V53H202ZM213 54H212V55H213ZM241 54H239V55H241ZM245 54H246V53H245ZM245 54H243L244 57L247 58V59L250 58V59H249V62H250V64H253V63H251V61H250V60H252V58H251L252 56H249V57H248V56H246ZM256 54H254L253 56L255 57ZM28 55H29V57H28ZM71 55H73V54H70V56H71ZM86 55H87L89 58H88ZM98 55H99V54H98ZM123 55H124V53H123ZM123 55H121V56L124 57ZM130 55H131V54H130ZM134 55H135V54H134ZM134 55H132V56H134ZM226 55L224 56V58H225V59L229 58V57H227ZM230 55H231V54H230ZM232 55H234V56L232 57V59H233V58L235 57V54H232ZM236 55H237V54H236ZM239 55H237V56H239ZM3 56H2V57H3ZM11 56H12V55H11ZM52 56H53V55H52ZM103 56H104V54H103ZM116 56H117V54H116ZM121 56H120V58H121ZM140 56H141V55H140ZM199 56H200V57H199ZM213 56H215V57H211V58H214V61H215V62L217 61L216 63H218V61H219V60H218V57H216V55H213ZM241 56H242V55H241ZM36 57H37V55H36ZM36 57H35V58H36ZM53 57H54V56H53ZM68 57H69V55H68ZM79 57H80V56H79ZM81 57L79 58V60H81ZM107 57H108V56H107ZM113 57H114V56H113ZM118 57H119V56H118ZM129 57H131V56H129ZM129 57H126V58L128 59ZM135 57H136V56H135ZM176 57H178V56H176ZM226 57H227V58H226ZM230 57H231V56H230ZM242 57H243V56H242ZM244 57H243V58H244ZM4 58H7V56H6V57H3V58H1V59H4ZM25 58H26V57H25ZM57 58H58V57H57ZM116 58H117V57H116ZM126 58H125V59H126ZM140 58H139V60H140ZM146 58H147V57H146ZM155 58H156V60H155ZM162 58L164 59L165 57L163 56ZM162 58H161V59H162ZM171 58H172V57H171ZM219 58H222V60L224 59L221 55H220ZM240 58H241V57H240ZM11 59H12V58H11ZM11 59L9 60V56H8V58L6 59V61H8V62L11 63ZM30 59H31V61H32V57H31ZM36 59H38V58H36ZM55 59H56V58H55ZM55 59H54V60H55ZM122 59H123V58H122ZM143 59H144V58H143ZM143 59H141V60H143ZM157 59L160 60V61H158ZM172 59H175V58H172ZM177 59H178V58H177ZM182 59H180V60H182ZM237 59L239 60V58H237ZM237 59H236V57L233 59V60H234V63H233V61L231 60V58H230V60H231L232 62H231L229 59H227L226 62L229 61V62L231 63V65H230V64H227V65L232 66V65H234V64H237V65L240 64V68H241V69H242V67L245 68L244 66L247 65L246 68H245L246 70H247V68H248L249 66H251V68H252V65H250L249 62H247V61H248L247 59H243V63H244V62H245V63H248V64H244V66H242V63H239V62L237 63ZM254 59H256V58H253V60H254ZM56 60H57V59H56ZM69 60H70V59H69ZM111 60H112V59H111ZM123 60H124V59H123ZM151 60H150V61H151ZM166 60H167V59H166ZM184 60H182V63L185 62ZM210 60H212V59H210ZM210 60H209V62H210ZM235 60H236V63H235ZM253 60H252V62H253ZM4 61H5V60H4ZM57 61H59V60H57ZM126 61H127V60H126ZM136 61H137V60H136ZM143 61L145 62V63L142 62L143 65L146 64L145 59H144ZM154 61H153V62H154ZM162 61H163V60H162ZM170 61H171V63H170V62H169V63H170L171 66H172V61H175V60H170ZM214 61H213L212 64H214ZM220 61H221V60H220ZM223 61H224V60H223ZM240 61H241V59H240ZM8 62H7L6 64H7V66L9 67ZM27 62H28V61H27ZM59 62H60V61H59ZM78 62H79V61H78ZM96 62H97V61H96ZM123 62H124V61H123ZM132 62H134V61H131V63H132ZM138 62H139V61H138ZM176 62H177V61H176ZM178 62H181V61H178ZM211 62H212V61H211ZM221 62H222V61H221ZM221 62H220V63H221ZM226 62H225V63H226ZM229 62H227V63H229ZM1 63H2V62H1ZM54 63H55V62H54ZM80 63H81V62H80ZM92 63H91V64H92ZM140 63H141V62H140ZM142 63H141V64H142ZM147 63H149V61H147ZM150 63H151V62H150ZM161 63H162V62H161ZM163 63H164V62H163ZM163 63H162V65H163ZM169 63H168L167 68L169 67ZM232 63H233V64H232ZM258 63H260V62H258ZM263 63H262V64H263ZM6 64H5L4 66H6ZM18 64H19V63H18ZM24 64H26L25 61H24L23 65H19L21 69L24 68V67H23V68L21 67V66H25ZM31 64H32V63H31ZM71 64H72V62H71ZM74 64L78 67V65H77L76 63H74ZM88 64H90V63H88ZM97 64H98V63H97ZM125 64H127V63H125ZM129 64H130V62H129ZM153 64H155V62L151 64L152 67H154ZM173 64H174V62H173ZM190 64L188 65L187 63H185V64L183 63V64H181V65H182L181 67H183L184 65H186V66L188 67V66H190ZM196 64H195V66H196V69H197V65H196ZM207 64H208V65H207ZM210 64H211V63H210ZM218 64H219V63H218ZM218 64H217V65H218ZM262 64H261V65H262ZM26 65L28 66V64H26ZM75 65H74V66H75ZM127 65H128V64H127ZM143 65H140V66H142V69L144 68ZM148 65H149V64H148ZM151 65H150V66H151ZM155 65H156V64H155ZM157 65H158V64H157ZM221 65H222V64H221ZM223 65H224V64H223ZM248 65H249V66H248ZM17 66H18V65H17ZM43 66H44V65H43ZM47 66H48V65H47ZM69 66H71V65H69ZM83 66H84V65H83ZM83 66H82V67H83ZM89 66H90V65H89ZM134 66H135V65H134ZM144 66H145V65H144ZM159 66H160V65H159ZM159 66H158V67H159ZM171 66H170V67H171ZM174 66H175V65H174ZM193 66H194V65H193ZM193 66H191V67H192V68H191V71L188 70V73H187V74H184V75H188L190 72H191L190 74H192V69L194 68ZM201 66H199V67H201ZM218 66L221 67L220 64H219ZM218 66H216L215 68H213L214 66H212V68L215 69V71L217 70L218 73L220 74V72H219V70H218V69H219ZM234 66L236 67V65H234ZM241 66H242V67H241ZM253 66H254V64H253ZM262 66H263V65H262ZM262 66H261V68H262ZM0 67H1V66H0ZM77 67H75V68H77ZM79 67H81V66H79ZM82 67H81V68H82ZM93 67H94V66H93ZM145 67H147V66H145ZM155 67H156V66H155ZM158 67H156L157 70H156L155 68H152V69H154L155 72L157 71L159 75H161V74L164 75V73H165V75H166L167 73H169V75L172 74V73H170V71L172 72V70L169 71L170 68L167 69L168 71L165 70V72H163L164 69H166V66H165L164 69L162 68L163 71L160 69V70L163 72V73L160 74L161 71H159ZM161 67H162V66H161ZM163 67H164V65H163ZM184 67H185V66H184ZM187 67H186V68H187ZM199 67H198V69H199ZM208 67H209V70H211V65H209ZM208 67H207L206 69H204V71L207 70ZM235 67H234V68L231 67V70H233V69L236 70L237 67H236V68H235ZM238 67H239V65H238ZM254 67H255V66H254ZM258 67H259V66H258ZM258 67H256V68H257L256 70H259V72H262V71L264 70V67H263V70H262V71H260L261 69H259ZM17 68H18V67H17ZM26 68H28V67H26ZM66 68H67V67H66ZM68 68H69V67H68ZM72 68H73V67H72ZM72 68H71V69H72ZM91 68H92V67H91ZM96 68H97V67H96ZM140 68H141V67H140ZM148 68H149V67L146 68V69H147L146 71H147V72L149 71V72H148L149 74H148V73H146V74L144 73L145 76H142V75L140 76V77L142 78V80H143V78H144V80H145L147 83H149V81H151L150 79L153 78L152 76H155V74H156V73L154 74V72H153V74H154V75H153L152 72L150 71L151 68H150L149 70H148ZM172 68H173V67H172ZM176 68H177V67H176ZM178 68H180V67L178 66ZM203 68H202V69H203ZM223 68H224V67H223ZM11 69H12V68H11ZM18 69H19V68H18ZM18 69H17V70H18ZM21 69H20V70H21ZM24 69H25V68H24ZM24 69H23V70H24ZM29 69H30V68H29ZM29 69H28V70H29ZM137 69L139 70V68H137ZM180 69H182V68H180ZM180 69H179V70H180ZM198 69H197V70H198ZM226 69H229V68H226ZM23 70H21V71H23ZM49 70H50V69H49ZM92 70H93V69H92ZM133 70H134V69H133ZM179 70H177L178 72L176 73V74H177L176 77L179 75V74H178V73H179ZM193 70H194V69H193ZM199 70H200V69H199ZM209 70H208V71H209ZM229 70H230V69H229ZM235 70H234V71H235ZM238 70H239V68H238ZM249 70H253V69H249ZM249 70H247V71H249ZM24 71H26V69H25ZM146 71H145V72H146ZM166 71H167V72H166ZM174 71L176 72V70H173V72H174ZM183 71H184V69H183ZM201 71H203V70H200L199 72H200L201 74H203V75L205 74L204 76L206 77V76H209V74H207V73H212V71H214V70H211V71H209V72L206 71L207 73H205L204 71H203V72H201ZM217 71H216V72H217ZM221 71H224V70H221ZM247 71L244 72V73H242L243 71H241V72L238 71V73L240 74V76H243V75H241V73H242V74H247ZM253 71L255 72V75H258V76H259V74H260L259 72L256 74L257 71H255V70H253ZM18 72H20V71L18 70L17 72H15V73H16V76H17V74H18V76H19V73H18ZM27 72H28V71H27ZM76 72H77V71H76ZM85 72H86V71H85ZM100 72H101V71H100ZM140 72H141V71H140ZM143 72H144V71H143ZM143 72H142V73H143ZM150 72H151V73H150ZM181 72H182V70H181ZM186 72H187V71H186ZM194 72H195V70H194ZM199 72H197V73H199ZM216 72L214 73L215 76H216V79L211 78V79H212V82H213L214 80H217L218 82H219V80H222V79H220L221 76H220V78L218 77L219 79H217V74H218V73H216ZM15 73H14L12 76L16 78V76H14ZM23 73H24V72H23ZM32 73H34V72H32ZM63 73H64V72H63ZM78 73H79V72H78ZM104 73H105V72H104ZM119 73L122 74V73H123V70H118V71H116V70H115V71H114V70H110V71H108L107 73H105V74H106L105 78L102 79V81L100 82V88H101V90H100L99 92H97L96 95L98 96V93L102 95V93H104V92H105L106 90H108V89H109V91L111 92V90H112L113 88H115V87H113V85H114L115 83H116V84H115L116 87H117L118 90H120V92H121V91H122L121 89H122L123 87H120V86L118 85V79H119L120 77H122V76H119V75H120ZM128 73H129V72H128ZM137 73H138V71H137ZM183 73H184V72H183ZM200 73H199V74H200ZM223 73H224V72H222V74H223ZM235 73H236V72H235ZM249 73H250V72H249ZM251 73L253 74L252 76H254V73H253L252 71H251ZM25 74H26V73H25ZM25 74H24V75H25ZM37 74H38V73L36 72V74H34V76L37 75ZM61 74H62V73H61ZM105 74H104V75H105ZM132 74H134V72H133ZM190 74H189V75H190ZM199 74H196V75L198 76ZM201 74H200L199 76L203 77ZM206 74H207V75H206ZM219 74H218V75H219ZM261 74H262V73H261ZM263 74H264V71H263ZM263 74H262V75H263ZM45 75H46V74H45ZM49 75H50V74H49ZM49 75H48V76H49ZM53 75H54V74H53ZM122 75H123V74H122ZM125 75H126V74H125ZM129 75H131V74H129ZM139 75H140V74H139ZM163 75H162V77H163ZM194 75H195V73H194ZM227 75H228V74H227ZM232 75H233V73H232ZM232 75H231V77H232ZM237 75H238V74H237ZM237 75H236L235 77H237ZM250 75H251V74H250ZM262 75H261V76H262ZM156 76H157V78H156V81H157V79H158L159 76H158V75H156ZM156 76H155V77H156ZM179 76L182 77L181 74H180ZM191 76H192V75H191ZM210 76H211V75H210ZM210 76H209L208 78H210ZM215 76L212 74V77H215ZM222 76H223V75H222ZM246 76H247V77H245L244 80H245L246 78L248 79V77H249L248 75H246ZM258 76H257V77H258ZM20 77H21V76H20ZM20 77H17V78L20 79ZM27 77H30L29 74H27ZM59 77H61V76H59ZM131 77H133V76H131ZM138 77H139V76H138ZM162 77H160L159 79H162V80H163ZM171 77H172V75H170L169 77H168V75H167V78H166V76H165L166 79L170 78L169 80L173 81V80L171 79ZM224 77H227V76H224ZM257 77H255V78L253 77L254 79H256V81L253 80V82L256 83L257 81H260V82H258V83H259V84L261 83L262 86H261L260 88H261V91H262V87L264 86V84H262V80H258ZM259 77H260V76H259ZM17 78H16V79H17ZM21 78H22V77H21ZM43 78H44V77H43ZM72 78H73V77H72ZM74 78H75V76H74ZM123 78H124L125 80L127 79V77L125 78L124 75H123ZM129 78H130V76H129ZM165 78H164L163 81L166 82V79H165ZM172 78H173V77H172ZM178 78H179V77H178ZM189 78H190V76H189ZM194 78H195V77H194ZM206 78H207V77H206ZM232 78H234V77H232ZM249 78H250V77H249ZM251 78H252V77H251ZM251 78L249 79V80H250L249 82L252 81ZM16 79H15V82H17ZM18 79H17V80H18ZM29 79H30V78H29ZM37 79H38V78H37ZM139 79H140V78H139ZM159 79H158V80H159ZM173 79H175V78H173ZM183 79L185 80L186 77L183 78ZM191 79H192V78H191ZM195 79H196V78H195ZM225 79H227V78H225ZM247 79H246V80H247ZM259 79H260V78H259ZM261 79H262V78H261ZM46 80H47V79H46ZM48 80L50 81V79H48ZM52 80H54V78H52ZM52 80H51V81H52ZM100 80H101V79H100ZM119 80H120V79H119ZM132 80H133V83H134V80H135V79H132ZM152 80H154V81H153V84H154V82H155V78H153ZM196 80H197V79H196ZM208 80H210V79H208ZM241 80L243 81V78H242V77H241ZM20 81H21V80H20ZM58 81H59V80H58ZM81 81H82V80H81ZM129 81H130V80H129ZM136 81H137V80H136ZM163 81H162V82H163ZM171 81H170V82H171ZM174 81H175V80H174ZM174 81H173V82H174ZM177 81H178V80H177ZM177 81H176V83H178V85H183V84H180L181 82H177ZM186 81H187L186 83H187L188 85H191V86H193V85L195 86V85H196V86H197V87L195 86L196 88H198V83H199V85H200L201 83L204 84V83L208 82V81H204V80H202V81H204V83H203V82H200V81H201V80H200V81L197 82V83H193V84H191V83H188V82H189L188 80H186ZM227 81L230 82L229 77H228ZM232 81H233V80H232ZM235 81H237V79H235ZM235 81H234V82H235ZM242 81H241V82H242ZM247 81H248V80H247ZM263 81H264V79H263ZM18 82H19V80H18ZM22 82H23V81H22ZM26 82H28V81H26ZM26 82H25V83H26ZM29 82H30V81H29ZM31 82H33L32 78H31ZM54 82H56V81H54ZM64 82H65V81H64ZM138 82H139V81H138ZM140 82H141V81H140ZM140 82H139V83H140ZM160 82H161V81H160ZM162 82L160 83V87H159V89H161L162 84H164V82H163V83H162ZM191 82H193V81H191ZM194 82H195V81H194ZM210 82H211V80H210ZM212 82H211V83H212ZM215 82H216V81H215ZM241 82H240V83H241ZM249 82H248V83H249ZM3 83H4V82H3ZM48 83H49V82H48ZM52 83H53V82H52ZM58 83H59V82H58ZM139 83H138V84H139ZM176 83H175V84H176ZM182 83H183V82H182ZM186 83H185V84H186ZM225 83H227V82H225ZM232 83H233V82H232ZM232 83H231V84H232ZM237 83H238V84H237L236 86H235V85H234V86L238 88V91H241L242 89L244 90V88H243L242 86H243V84L246 85V83H244V82L241 83L242 86H241V84H240V87H239V81H238ZM254 83L251 82L250 85L252 86V84H254ZM29 84H30V83H29ZM31 84H32V83H31ZM53 84H54V83H53ZM53 84H52V86H53ZM61 84H62V83H61ZM72 84H73V83H72ZM130 84H131V83H130ZM150 84H151V83H150ZM153 84H152V85H153ZM157 84H159V82H157ZM157 84H155V85L157 86ZM165 84H166V83H165ZM185 84H184V85H185ZM215 84H216V83H215ZM215 84H214V87H215ZM217 84H218L217 86H219L220 82L217 83ZM223 84H224V82H223ZM0 85H1V84H0ZM39 85H40V84H39ZM59 85H60V83H59ZM115 85H114V86H115ZM131 85H132V84H131ZM152 85H151V87H154V86H152ZM167 85H168V84H167ZM167 85L163 86L162 89H163L164 87H166ZM184 85H183V86H184ZM207 85H208V84H207ZM220 85H222V84H220ZM227 85H229V84H227ZM227 85H226V86H227ZM250 85H247L248 88L250 87L251 89H253V88H254V85H253V88H252ZM256 85L258 86L257 83H256ZM26 86H28V83H27ZM40 86H41V85H40ZM43 86H45L44 83H43ZM46 86H47V85H46ZM46 86H45V87H46ZM60 86H61V85H60ZM168 86H169V85H168ZM183 86H181L182 88H181L180 86H179V87L183 90V89L185 88V87L183 88ZM186 86H187V85H186ZM208 86H209V85H208ZM212 86H213V85H212ZM212 86H211V84H210L211 89H212ZM231 86H232V85H231ZM28 87H29V86H28ZM32 87H33V84H32ZM32 87H31V88H32ZM49 87H50V86H49ZM49 87H48V88H49ZM62 87H63V86H62ZM66 87H67V86H66ZM110 87H111V90H110ZM112 87H113V88H112ZM137 87H138V86H137ZM143 87H145V86L143 85ZM143 87H142V89H145V88H143ZM147 87H148V86H147ZM151 87H150V88H151ZM172 87H174V86H172ZM172 87H171V89H172ZM179 87H178V88L176 87V88H177V91L174 90V93H175V94H176L178 91H179V92H180V91L182 92V90H178V89H180ZM204 87H205V84L203 85V90L206 89L205 91H207L208 88H204ZM223 87H225V86H222V87L219 86V88H223ZM227 87H228V86H227ZM235 87H233V88H235ZM241 87H242V88H241ZM48 88H47V89H48ZM53 88H54V86H53ZM67 88H68V87H67ZM125 88H126V87H125ZM132 88H133V87H132ZM138 88H139V87H138ZM176 88H175V89H176ZM188 88H190V86H188ZM200 88L202 89V86H200L199 89H200ZM228 88H230V87H228ZM228 88H227V90H228ZM240 88H241V89H240ZM248 88H247V89H248ZM250 88H249L248 90H244V92H243V90H242V92H243L242 94L245 95V98L242 99L243 102H244V101L246 102V100H248V98H249L254 92L257 93V91H258L257 88L255 87V91L252 92L251 95H249V94H250L249 92H251V91H249ZM260 88H259V86H258V89H260ZM55 89H56V88H55ZM69 89H70V87H69ZM69 89H67V90H69ZM115 89H116V88H115ZM162 89H161V90H158L159 93H163ZM165 89H166V88H165ZM171 89H170V90H171ZM185 89H187V88H185ZM190 89H191V88H190ZM214 89H215V88H214ZM223 89H225V88H223ZM239 89H240V90H239ZM28 90H30V89H28ZM57 90H58V87H57ZM57 90H55V92H56ZM70 90H72V88H71ZM123 90H124V89H123ZM126 90H127V89H125V91H126ZM132 90H133V89H132ZM134 90H135V89H134ZM136 90H137V89H136ZM146 90H147V89H146ZM154 90H157V89L153 88L152 91H154ZM167 90H169V88H168ZM167 90H166V91H167ZM218 90L221 91L222 89H218V87H217L216 92H218ZM225 90H226V89H225ZM225 90H224V91H225ZM9 91H10V90H9ZM46 91H47V90H46ZM81 91H82V90H81ZM112 91H113V90H112ZM130 91H131V90H130ZM130 91H129V92L127 91V92L130 93ZM143 91H144V90H143ZM143 91H142V92H143ZM158 91H157V93H158ZM160 91H161V92H160ZM164 91H165V90H164ZM187 91L189 92V93H188V95H189L190 92L192 91V89H191V91H189V90L187 89ZM187 91H186L185 94H184L185 96H187ZM196 91L198 92V90H196ZM196 91H193V92H194L195 94H197ZM205 91H203V92L205 93L204 95H202V94H200V96H198L199 94L197 95L199 98H198L197 96H195V98L192 97L191 99L189 98L190 100H188V99L185 100L186 102H184V100L182 99L183 102L180 104V105H183V106H181V107H183V108H181L182 111H180V110H181L180 108H179V109L176 108L177 110H179V112H178L177 110H176V111L173 110V109H170V110H169V108H168V109L166 108V109H167V113H168L169 111H171V110H173V111H175V112H174V114H173V113L170 114V117H169L168 114H166V109H165V110H164L165 113H163V114H164V115H167V118H169V120L167 119V120H168V122H167V120H165V118H164L163 121H166V122H164L165 124H163V126H162V124H158V125H160V126H162V127H165V126H167L168 124H170V126H174L173 128H172V127H170V128L174 129L175 127H178V128H175V129L178 130L180 126H182V125L185 126V124H186L188 121H189L188 123H191V119H192V120H193V121H192V125H193V126L195 125V130L198 131V130H199L198 128H199L200 126H201V128H202V131L199 130L200 132H199V131H198V133L196 132V137H197V136L199 137V135H201V134L205 136V134H203V131H204L203 129H204V128H206L205 130H207V128H208L209 131L207 130L208 132H207V131H206V132H207V133H210L211 131H213V130H212L213 127L216 128L217 125H220V126H218V127H220V130H221V131H220V130H218V131L221 133L222 130H225V133H224V131L222 132V135H224V136H225V134H226V136H227V134H229V140H230V142H228V140H227V144L229 143V144L234 145V146H235V150H236V148L238 147V151H239L238 154H237V153H234V151H233L232 148L230 147L231 151H229V152L231 153V152L233 151L232 153H234V155H232V156L234 157V156L237 154V156H240L241 159H242V156H243V157H244V159H243V163H246V161H244L245 158H247V159H246L247 161H250V160H248L250 156H249V157H246V156H248L249 154L252 155L251 152H252V150H254V148L252 149V146H253V145H250V144H251L250 142H252L253 140L248 142V140H249V139H248V136H250V134H251L250 132H251V131L254 132V130L256 129V126H258L259 123H260V124L262 123L261 121H259L260 118H261L260 116H263V115H264V113L262 112V109H264V101H263V104H262V105H261V103H260V99L262 100V98H260V97H262V96H260V94H259V97H258V98H260V99H258V98L256 99L255 97H257V96H255V97L252 96V98H254L255 100H259V101H258L259 104H260L259 107H258V104H257V103H256L257 105H256V104L253 105V104L251 103L252 101H251L250 98H249L250 101L248 100V102H247V103L250 102V104H252V106L249 104L248 107L253 108V106H257L256 109L258 108V109H259L258 111H260V109L263 107V108L261 109V113H262L263 115H260V114H259L260 112H257V111H256V112L260 115V116L258 115L260 118L257 117V115H255L256 112H254V115H255L256 117H252V113H253V112H251V116H249L250 113H249V115H248V112H250V110H252V109H250V110L247 112V114H246V115H248L247 117H252V118H251V121H252V119H254L253 121L256 122L258 119H255V118H259V120H258L259 122L257 121V122H256L257 125L254 124V125H256V126H254V127H251V126H253V125H251V124H253V122H251V121L249 122L250 125H251V126H249V127H250L251 129H253V128H255V129H254V130H251V131H248V129H249V127H248L249 124H248V125H247V128H246L248 132H247V131H243V130H246V129H244L246 126L243 127V125H242V127H241V125H240V127L243 128V129H240V127H236L237 129L239 128V130H237V131L240 132V133L235 132V133H236V134H235V133H234V129L232 128L233 125L230 126V125L233 124L234 122L230 123V121H229V123H227V125L225 126L223 123L219 122V120H218V119L221 120V118L224 117V116H223V117L219 116V112H218L217 114H218V116L221 117V118H218V117H217V119L215 118V115H214V116L212 115V117L209 116V118H207V116L205 115V113L202 112L205 108H207V107H204V106H207V103H208L210 100H212V98H215V100H216L217 98H219V99L223 98V99L221 100V102L224 100L223 102L226 103L225 105H227V103H229V105H230V102H228V101H229V99L231 100V98H233V95H232V97H230V96H228V94H229V93H233V92H232L233 90L231 89L228 93H226L227 91H226L225 93L223 92V93H222L223 95H222L221 93H219V94L222 95V96H224V94H225V95L227 94L226 96H228L229 99H227L226 102H225V99H226L225 96L220 98V97H218V96H220V95H215V94H213V95H212L213 97H212V96H211L212 98L210 97L211 99L207 98V97H206L207 95H206V92H205ZM220 91H219V92H220ZM222 91H223V90H222ZM222 91H221V92H222ZM234 91H235V90H234ZM137 92H139V91H137ZM145 92H146V91H145ZM149 92L151 93L150 90H149ZM167 92H168V91H167ZM181 92H180V94L183 93V92H182V93H181ZM207 92H208V91H207ZM213 92H214V91H213ZM245 92L248 94V96H247V94H245ZM30 93L33 94V93H35V92H30ZM43 93H44V92H43ZM60 93H61V92H60ZM125 93H126V92H125ZM150 93H149V94H150ZM168 93H169V92H168ZM172 93H173V92H172ZM174 93H173V95L175 96ZM258 93H259V92H258ZM260 93L262 94V92H260ZM263 93H264V91H263ZM27 94H28V93H27ZM36 94H38V93H36ZM55 94L57 95V93H55ZM55 94H54V92H53V95H55ZM119 94H120V93H119ZM130 94H131V93H130ZM134 94H135V93H133V95H134ZM140 94H141V92H140ZM145 94H147V93H145ZM149 94H147L148 97H149ZM151 94H152V93H151ZM151 94H150V96H151ZM178 94H179V93H178ZM195 94L192 93L193 96H194ZM207 94H208V93H207ZM63 95H64V94H63ZM63 95L60 96V97H63ZM79 95H80V94H79ZM96 95H95V96H96ZM103 95H104V94H103ZM103 95H102V96H103ZM137 95H138V94H137ZM141 95H143V94H141ZM161 95H162V94H161ZM163 95H164V94H163ZM176 95H177V94H176ZM205 95H206V96H205ZM209 95H210V93H209ZM229 95H231V94H229ZM244 95H241V96L244 97ZM253 95H258V94H255V93H254ZM28 96H29V95H28ZM43 96H44V95H43ZM46 96H47V95H45V97H46ZM80 96H81V95H80ZM102 96H101V97H102ZM107 96H108V94H107ZM134 96H135V95H134ZM155 96H156V93H155ZM180 96H181V95H180ZM182 96H183V95H182ZM185 96H184V97H185ZM202 96H205V97L207 98L208 102L206 103V100H205V102H203V103H206V104L203 106L204 109H203L202 106H199V107L202 108L201 112L206 116L207 119H210V117H211V122H209V124H212V123H213V124L211 125V126L214 125L212 128H211V126H210V127H209V126H208V127L206 126V125L208 124V123H207L208 120H207L206 118H205V119H204V118H200V117H202V116H200V114H202V113H199V112H200V110H199L200 108H199V107H198V109H197V106H198V102H199V100H198V102H197L196 100H197V99H200L201 104H203V103H202V101H204L203 99H206V98H202V99H201ZM235 96H236V95H235ZM237 96H238V95H237ZM241 96H240V98H242ZM30 97H31V95H30ZM36 97H37V96H36ZM50 97H51V96H50ZM111 97H112V96H111ZM132 97H133V96H132ZM135 97L137 98V96H135ZM138 97H139V96H138ZM143 97H145V95H144ZM148 97H145V99H148V100H145V101L142 99V97H141V98L139 97L140 99H142V100H141V103H144V102H145V104H143V105H144V106L146 105V108H147L148 106H150L151 103L153 102V99H151V98L149 99ZM152 97H154V94L152 95ZM160 97H161V96H160ZM175 97H176V96H175ZM178 97H179V96H178ZM184 97H182V98H184ZM228 97H227V98H228ZM246 97H248V98H246ZM39 98H40V97H39ZM39 98H38V99H39ZM51 98H55V97L52 96ZM57 98H58V97H57ZM63 98H64V97H63ZM89 98H90V96H89ZM89 98H88V99H89ZM105 98H106V94H105L104 99H105ZM112 98H113V97H112ZM119 98H124V97H119ZM154 98H156V97H154ZM157 98H158V97H157ZM166 98H167V97H166ZM31 99H32V97H31ZM33 99H34V98H33ZM38 99H37V100H38ZM66 99H67V98H65V101H66ZM73 99H74V98H73ZM78 99H79V98H78ZM106 99H107V98H106ZM109 99H110V97H109ZM113 99H115V98H113ZM116 99H117V98H116ZM129 99H130V97H129ZM131 99H132V98H131ZM131 99H130V100H131ZM140 99H139V101H140ZM168 99H169V98H168ZM179 99H180V98H179ZM184 99H185V98H184ZM244 99H246V100H244ZM254 99H253V100H254ZM34 100H36V99H34ZM34 100H33V101H32V100H29V101H31V102L33 103ZM44 100H46V99H44ZM51 100H53V99H51ZM51 100L49 99V101H51ZM57 100L60 101L59 98H58ZM57 100H56V101H57ZM93 100H94V99H93ZM96 100L98 101L99 99L95 98V101H96ZM100 100H102V99H100ZM118 100H119V99H117L115 103H117ZM120 100H121V99H120ZM123 100L125 101V99H123ZM123 100H122V102H123ZM150 100H151V103H150ZM169 100H170V99H169ZM182 100H180V101H182ZM235 100H236V98H235ZM29 101H28V104H29V105H27L28 109H30L29 106H30V104H32V103L29 102ZM47 101H48V100H47ZM59 101H57V103H58ZM61 101H62V100H61ZM65 101H64V102H65ZM69 101H70V100H69ZM75 101H77V99H76ZM104 101H106V100H104ZM107 101H109V100H107ZM133 101L135 102V100H133ZM137 101H138V100H137ZM142 101H143V102H142ZM147 101H149L150 105H149V104H146V103H148ZM154 101H156V99H155ZM180 101H179V102H180ZM187 101H189V102H187ZM212 101H214V99H213ZM217 101H218V102H217ZM35 102H36V101H35ZM35 102H34V103H35ZM37 102H38V101H37ZM52 102H54V101H51V103H52ZM64 102H62V103L64 104ZM66 102H67V101H66ZM72 102H74V101H71V103H72ZM99 102H100V101H99ZM99 102H98V103H99ZM173 102H175V101H173ZM179 102H177V104H178ZM216 102L219 104L220 101L217 99ZM221 102H220V104H221ZM255 102H256V101H255ZM255 102L253 101V103H255ZM261 102H262V101H261ZM34 103H33V104H34ZM43 103H44V102H42V104H43ZM59 103H60V102H59ZM59 103H58V104H59ZM69 103H70V102H69ZM107 103H108V102H107ZM112 103H113V102H112ZM126 103H127V102H126ZM128 103H129V102H128ZM128 103L126 104V106L129 105ZM130 103H131V101H130ZM156 103H159V104H160V101L157 100ZM166 103H167V102H166ZM193 103H195L196 105L194 104V105H195V106H194ZM199 103H200V102H199ZM224 103H222V104H224ZM239 103H240V104H239ZM241 103H242V101H238V105H241ZM26 104H27V103H26ZM26 104H25V105H26ZM33 104H32V107H31V108H34L33 106H35V105H36V106H37L38 104L40 105V102L37 103V104L35 103L34 105H33ZM44 104H45V103H44ZM44 104H43V105H44ZM48 104H49V105H48ZM48 104H47L48 106H51L52 104L55 105V102L52 103L51 105H50V103H48ZM63 104H62V105H63ZM67 104H68V103H67ZM73 104H74V103H73ZM73 104L71 105L72 107H73ZM78 104H79V103H78ZM90 104H91V103H90ZM99 104H100V103H99ZM104 104H106V103H104ZM118 104H119V103H117V106H118ZM121 104H122V103H121ZM124 104H125V103H124ZM138 104H139V103H138ZM138 104H137V105H138ZM164 104H165V103H164ZM172 104H175V103H172ZM201 104H200V105H201ZM213 104H215V102H214ZM222 104H221V105H222ZM231 104H234V105H235L234 102H232ZM243 104H244V103H243ZM43 105H41V106L44 107ZM47 105H46V106H47ZM54 105L51 106L52 108L50 107V109H51L50 111H49V110H48V111L46 110V111L49 112V113H50L51 111H53L52 109H54V107H55ZM64 105H65V104H64ZM92 105H93V104H92ZM100 105H101V104H100ZM134 105H136V104H134ZM143 105H142V107L139 105V106L143 109V111L140 110V111H141L140 113L143 112V114H144V113L146 114V112H145V109H146V108H145ZM147 105H148V106H147ZM161 105H162V104H161ZM221 105H219V106H221ZM2 106H3V105H2ZM41 106H40V108H41ZM77 106H80V105H77ZM85 106H86V105H85ZM107 106H109V105H107ZM114 106H116V105H114ZM114 106H113V108H114ZM123 106H125V105H123ZM129 106H131V104H130ZM151 106H152V105H151ZM156 106H158V104H157ZM172 106L174 107V105H172ZM172 106H171V107H172ZM209 106H212V102L209 103ZM231 106H232V105H231ZM244 106H245V104H244L243 106H242V105L239 106V108H240V109L243 108L242 110H244L245 108H247V107H246L247 105L245 106V108H244ZM261 106H262V107H261ZM58 107H59V105H58ZM62 107H63V106H62ZM87 107H88V106H87ZM97 107H98V106H97ZM100 107H102V106H100ZM103 107H104V106H103ZM153 107H154V105H153ZM166 107H167V104H166ZM168 107H169V106H168ZM175 107H177V106H175ZM175 107H174V109H175ZM178 107H179V106H178ZM193 107L195 108V110H194ZM214 107H215V106L213 105L212 108H214ZM223 107H224V106H223ZM232 107H233V106H232ZM234 107H235V106H234ZM241 107H242V108H241ZM23 108H24V106H23ZM23 108H21V109H23ZM25 108H26V107H25ZM36 108L38 109V106H37ZM40 108H39V109H40ZM63 108H65V106H64ZM68 108H69V107H68ZM81 108H82V107H81ZM85 108H86V107H85ZM98 108H99V107H98ZM108 108H110V106H109ZM116 108H117V107H116ZM125 108H126V107H125ZM134 108H135V107H134ZM137 108H138V110H139V107H137ZM141 108H140V109H141ZM144 108H145V109H144ZM184 108H186V109H184ZM192 108H193V109H192ZM212 108H211V109H212ZM216 108H219V107H215V109H216ZM227 108H228V107H227ZM230 108H231V107H230ZM230 108H229L230 112H231V110H232V112L234 113V111H233L234 108H233V109H230ZM28 109H27V110H28ZM37 109H34V112H36V114H37V116H36V115H34V116H36V117H35L36 119L38 118V119H37V120H38L37 123H38L40 120H42L43 117H38V114H39V116H40V113L38 112ZM44 109H45V108H44ZM46 109H48V108H46ZM88 109H89V107H88ZM100 109H101V108H100ZM100 109H99V110H100ZM114 109H115V108H114ZM148 109H151V111L149 110V113H150V112H152V109H153V108H151V107H150V108H147L146 111H147ZM157 109H159V108L157 107ZM191 109H192V111H191ZM235 109H236V107H235ZM237 109H238V106H237ZM237 109H236V110H237ZM256 109H255V110H256ZM19 110H20V109H19ZM24 110H25V109H24ZM24 110H23V111H24ZM30 110L32 111V109H30ZM30 110H28V114H29V111H30ZM68 110L71 111L72 109H68ZM104 110H105V108H104ZM116 110H117V109H116ZM121 110H122V109H121ZM123 110H125V109H123ZM153 110H154V109H153ZM162 110H163V108H162ZM162 110H161V111H162ZM185 110H186L187 112H185ZM196 110H199V111H197V113H198L199 115H196V114H195V113H196ZM208 110H209V109H208ZM216 110H217V109H216ZM223 110H225V108H223ZM229 110L227 111L228 114H229ZM242 110H241V111L238 110V111H240V113H243L244 111H247V110H244V111H242ZM255 110H252V111H255ZM21 111H22V110H21ZM23 111H22V113H24V114L27 113V111H25V112H23ZM39 111H40V110H39ZM41 111H45V110L41 109ZM41 111H40V112H41ZM46 111H45V113H46ZM70 111H68V112L70 113ZM78 111H79V110H78ZM89 111H90V110H89ZM100 111H101V110H100ZM102 111H103V110H102ZM130 111H131V110H130ZM134 111H135V109H134ZM136 111H137V110H136ZM157 111H158V110H157ZM157 111H155V112H157ZM159 111H160V110H159ZM189 111H190V114L192 113L191 115H193V117H191V115L189 116ZM204 111H205V110H204ZM210 111H212V110H210ZM217 111H218V110H217ZM18 112H20V111H18ZM34 112H31V113L34 114ZM37 112H38V113H37ZM64 112H65V111H64ZM71 112H72V111H71ZM74 112H75V111H74ZM82 112H83V111H82ZM92 112H95V111L93 110ZM109 112H110V110H109ZM111 112H112V111H111ZM127 112H128V111H127ZM138 112H139V111H138ZM138 112H137V114H139L138 116H139V118H140V116H141L142 114H140V113H138ZM155 112H154V114H153V116H152L153 118L155 117L154 119H156V117H158L157 115H159V116L162 115V114H160V113L156 115ZM177 112H178V113H177ZM220 112H221V111H220ZM223 112H224V111H223ZM232 112H231V115H230V116H234V117H231L230 119H234L235 116H236V114H237L236 118L239 117L238 115H240V116L242 115V114H239V113H237V112L235 113V115H233ZM41 113H43V112H41ZM49 113H48V114H49ZM61 113H62V112H61ZM69 113H68V114H69ZM78 113H79V112H78ZM84 113H85V112H84ZM86 113H87V111H86ZM88 113H89V112H88ZM113 113H114V114H112V115L115 116V111H113ZM118 113H119V112L117 111V114H118ZM124 113H126V112H124ZM130 113H131V112H130ZM132 113H135V112H133V109H132ZM157 113H158V112H157ZM175 113H177V114H175ZM208 113L211 114V112H209V111H208ZM208 113H207V115H208ZM225 113H226V111H225ZM257 113H256V114H257ZM33 114H31V115L33 116ZM68 114L66 113V115H68ZM90 114H91V112H90ZM90 114H89V115H90ZM92 114H93V113H92ZM120 114H121V113H120ZM127 114H128V113H127ZM145 114H144V116L142 115L141 117H145V116L148 114V112H147L146 115H145ZM194 114H195V115H194ZM203 114H202V115H203ZM213 114H214V113H213ZM215 114H216V113H215ZM220 114H221V113H220ZM226 114H227V113H226ZM243 114H245V113H243ZM108 115H109V114H108ZM108 115H107V116H108ZM112 115H111V117H112ZM130 115H131V114H130ZM132 115H133V114H132ZM151 115H152V113H151ZM154 115H156V116H154ZM221 115H223V113H222ZM254 115H253V116H254ZM21 116L24 117V118H22V121H20L21 123L24 122V120L26 119V117H27V119H28V116H27V115L25 116V115L21 114ZM29 116H30V115H29ZM41 116H42V115H41ZM68 116H70V115H68ZM109 116H110V115H109ZM18 117H19V116H18ZM44 117H45V116H44ZM59 117H60V116H59ZM71 117H73V116H71ZM100 117H101V116H100ZM121 117H122V114H121ZM124 117H125V116H124ZM134 117H135V116H133L132 118H134ZM152 117H151V119H152ZM203 117H204V116H203ZM243 117H244V116H243ZM247 117L245 116V120L243 121L244 124L247 123V121L250 120V119H248V120L246 121ZM263 117H264V116H263ZM263 117H262V118H263ZM30 118H31V116H30ZM39 118H41V119H39ZM65 118H66V117H65ZM79 118H81V117H79ZM112 118H113V119H112ZM112 118H111L110 120H115L114 117H112ZM146 118L149 119V118H150L149 115L146 116ZM190 118H191V119H190ZM228 118H229V116H228ZM228 118H227V119H228ZM23 119H24V120H23ZM27 119H26L25 121H27ZM33 119H34V117H33ZM33 119H31L32 121H27V122H28V123H30V122H31V123H36L35 120H34L35 122H33ZM63 119H64V118H63ZM73 119H74V118H73ZM100 119H102V118H99V120H100ZM107 119L109 120V118H107ZM119 119H120V115H119ZM126 119L128 120V118H125V122H127ZM130 119H131V118H130ZM134 119H135V118H134ZM134 119H133V120H134ZM140 119H141V118H140ZM140 119H138V120H140ZM144 119H145V118H142L141 121H144ZM154 119H152L153 122L156 121V120L154 121ZM161 119H162V117H161ZM188 119H190V120H188ZM203 119H204L205 121L207 120V121H206L207 124H205L204 126L202 125V124H203L202 121H204ZM241 119H242V116L240 117L239 120H241ZM243 119H244V118H243ZM243 119H242V120H243ZM44 120H46V121L48 122V120H47L46 118H44ZM55 120H56V119H55ZM55 120H52V122L54 123V125L56 124V126H57V122H55ZM76 120H77V119H76ZM79 120H80V119H79ZM83 120H85V119H83ZM99 120H98V122H99ZM103 120H104V119H103ZM138 120H136V122H135L136 124H137V121H138ZM187 120H188V121H187ZM224 120H225V119H224ZM234 120H235V119H234ZM236 120H238V119H236ZM242 120H241V124L243 123ZM263 120H264V118H263ZM50 121H51V120H50ZM70 121H71V120H70ZM80 121H81V120H80ZM100 121H101V120H100ZM129 121H130V120H129ZM141 121L139 122V126H138V124H137L136 128L134 127V129H133V130L130 129V131L132 130L131 133L133 134V131H134V132H138V131L140 130V128H141L142 131L140 130L139 132H141L142 134L145 133V135L147 134V137H145V138H148V140H149L148 133H146V132L148 131V129H147L146 127H145L146 129L143 128L144 130H146L145 132H143L144 130L142 129V127H144V126L140 127V123H142ZM145 121H146V120H145ZM145 121L143 122L144 124H145ZM148 121H150V119H149ZM152 121H151V122H152ZM157 121H158V119H157ZM159 121H160V119H159ZM163 121H160V122H163ZM209 121H210V120H209ZM245 121H246V122H245ZM27 122H26V123H27ZM41 122H43V120L40 121L39 123H41ZM47 122H46V123H47ZM65 122H66V121H65ZM85 122H86V120H85ZM85 122H84V123H85ZM102 122H104V121H102ZM110 122H111V121H110ZM116 122H119V121L116 120L115 123H114L113 125L117 124ZM120 122H121V119H120ZM130 122L132 123V121H130ZM130 122L128 123V125L130 124ZM146 122H147V121H146ZM160 122H159V123H160ZM226 122H228V121H226ZM239 122H240V121H238V123H239ZM18 123H19V122H18ZM26 123H24V125H25ZM28 123H27V124H28ZM39 123H38V124H39ZM53 123H52V124H53ZM107 123H108V122H107ZM122 123H124V122H122ZM143 123H142V125H143ZM155 123H156V122H155ZM188 123H187V124H188ZM218 123H219V124H218ZM220 123H221V124H220ZM38 124H35V126L38 125ZM42 124H44V127H45V125L51 124V122H50V123L48 122V124H45V121H44V123H42ZM77 124L79 125V124H82V123H81V122H77ZM77 124H76V125H77ZM99 124H100V123H99ZM99 124L96 125V127H98V128L101 127V126H99ZM133 124H134V123H133ZM146 124H148V123H146ZM152 124H153V123H152ZM216 124H217V125H216ZM228 124H230V125H228ZM239 124H240V123H239ZM262 124L264 125V123H262ZM262 124H261V125H262ZM21 125H22V124H21ZM31 125H32V124H31ZM31 125L24 126V128H26V127L28 128V127H30ZM33 125H34V124H33ZM54 125H53L52 127H51V125H49V126H50V129H51V128L53 129ZM58 125H59V123H58ZM76 125H74V126H76ZM78 125H77V126H78ZM88 125H89V124H88ZM88 125H87V126H88ZM90 125H92V124H90ZM90 125H89V126H90ZM101 125H102V124H101ZM103 125H104V126H107L108 124H107V125H106V124H103ZM113 125H112V126H113ZM119 125H121V123H119ZM134 125H135V124H134ZM158 125H157V126H158ZM164 125H165V126H164ZM189 125H190V124H189ZM189 125H188V127H189ZM221 125L224 126L225 128H224V127H221ZM234 125H236V124H234ZM11 126H12V125H11ZM39 126L43 127L42 125H39ZM60 126H61V125H60ZM68 126H69V125H68ZM70 126H71V125H70ZM70 126H69V127H70ZM104 126H102V127L104 128ZM109 126H110V125H109ZM145 126H147V125H145ZM148 126H149V124H148ZM151 126H152V127H154V126L156 127V124H155L154 126H153V125H151ZM160 126H159V128H160ZM190 126H191V125H190ZM198 126H199V127H198ZM227 126H228V127H227ZM236 126H237V125H236ZM259 126H260V125H259ZM259 126H258V127H259ZM21 127H22V126H21ZM31 127H32V126H31ZM44 127H43V128H44ZM63 127H64V126H63ZM83 127H85V126H83ZM127 127H128V126H127ZM137 127H138V128L140 127V128L138 129ZM152 127H151V130L149 129L148 132H150V131L152 132ZM155 127H154V128H155ZM197 127H198V128H197ZM218 127H217V129H219ZM261 127H262V126H261ZM261 127L258 128V129H256V131L258 130L257 132H258L259 134L264 133V132H260ZM27 128H26V129H27ZM48 128H49V127H48ZM76 128H80V127H76ZM76 128H75V129H76ZM86 128H87V127H86ZM90 128H91V127H90ZM92 128H93V127H92ZM98 128L94 129V131H97ZM117 128H120V127H117ZM122 128H123V127H122ZM131 128H133V126H131ZM154 128H153V129H154ZM165 128H166V127H165ZM165 128H164V129H165ZM180 128H181V127H180ZM186 128H187V127H186ZM193 128H194V127H193ZM196 128H197V129H196ZM201 128H200V129H201ZM209 128H211V129H209ZM215 128H214L213 133L217 131V130H215ZM234 128H235V126H234ZM36 129H37V128H36ZM40 129H41V128H40ZM45 129H47V128H45ZM45 129H43V130H45ZM56 129H59V127L56 128ZM71 129H72V128H71ZM99 129H100V128H99ZM126 129H129V128H126ZM126 129H125V130H126ZM135 129H137V131H135ZM155 129H157V128H155ZM182 129H183V127H182ZM182 129H179V130H178L179 132L177 131V132H178L177 134H179L180 131H181V134H183L184 131H182ZM188 129L191 130V129H192V126H191L190 128L184 129V130H185V131L187 130L186 132L188 133ZM259 129H260V130H259ZM27 130H29V129H27ZM41 130H42V129H41ZM54 130H55V129H53V132L55 133L56 131H54ZM59 130H60V129H59ZM80 130L82 131V129H80ZM80 130H78V132H81ZM87 130H88V129H87ZM90 130L92 131L93 129H90ZM101 130H102V128H101L98 132H100ZM104 130H105V129H104ZM110 130H111V129H110ZM122 130H123V129H122ZM125 130H124V131H125ZM162 130H163V129H162ZM166 130H167V129H166ZM166 130H164L165 133H166ZM168 130H169V131H168ZM168 130H167V131H168L169 134H170L172 131L170 132V129H168ZM210 130H211V131H210ZM262 130H264V127L262 128ZM35 131H36V130H35ZM37 131H38V130H37ZM66 131H67V129H66ZM83 131H86V130L83 129ZM113 131H114V130H113ZM117 131L119 132L120 130H117ZM127 131H128V130H127ZM153 131H155V133H157V134H158V132H159V131L156 132V130H153ZM164 131H163V132H164ZM173 131H174V130H173ZM191 131L193 132V130H191ZM26 132H27V131H26ZM28 132H29V131H28ZM28 132H27V133H28ZM49 132H50V130H49ZM61 132H62V131H61ZM71 132H72V131H71ZM87 132L89 133V134H87V135H89V136L93 135L92 132L90 133L89 131H86V133H87ZM101 132H102V131H101ZM107 132H108V131H107ZM107 132H106V133H107ZM151 132H150V133H151ZM174 132H176V130H175ZM174 132H173V133H174ZM219 132H218V133H219ZM243 132H244V134H243ZM246 132L249 133V135H248ZM253 132H252V133H253ZM257 132H256V133H257ZM37 133H38V132H37ZM40 133H43V134H45V135L47 136V131H45V133H44V131H42V132H40ZM40 133H39V134H40ZM51 133H52V132H51ZM51 133H50V134H51ZM54 133H53V134H54ZM57 133H58V132H57ZM59 133H60V132H59ZM81 133H82V132H81ZM81 133H80V134L78 133L79 136L81 135ZM104 133H105V132H104ZM104 133H103V137L105 136ZM111 133H112V132H111ZM127 133H128V132H127ZM129 133H130V132H129ZM141 133H139V135H140L141 137H143L144 134L142 135ZM155 133H153V135H154ZM173 133H172V134H173ZM184 133H185V132H184ZM187 133H186V135H187ZM190 133H191V132H190ZM190 133H189V135H190ZM193 133L195 134V132H193ZM213 133H210V134H209L210 139H211L212 136H214ZM245 133H246V134H245ZM256 133L254 132L253 134H255V136H257L258 133H257V135H256ZM48 134H49V133H48ZM50 134H49V136H51ZM61 134H64V133H61ZM66 134H67V132H66ZM69 134H71V133H69ZM74 134H75V133H74ZM74 134H73V135H74ZM78 134L76 133V135H78ZM90 134H91V135H90ZM97 134H99V133H97ZM120 134H121V132H119V135H120ZM137 134H138V133H137ZM194 134H193V135H194ZM198 134H199V135H198ZM40 135H41V134H40ZM45 135H44V136H45ZM54 135H56V134H54ZM54 135H53V136H54ZM57 135H60V134H57ZM67 135H68V134H67ZM71 135H72V134H71ZM76 135H74L75 138L77 137ZM99 135H100V134H99ZM106 135H107V134H106ZM108 135H109V134H108ZM108 135H107V136H108ZM128 135H129V134L126 135L127 137L125 136V137L127 138V140H129V139H128L129 136H130V137L132 136L131 134H130L129 136H128ZM133 135H134V138H133V136H132L129 142H131V140H132V139H135L136 137H138V138L140 137L139 135L135 136L136 133L133 134ZM145 135H144V136H145ZM160 135H161V136H162V135L165 136V134H161V133L158 134V135L155 134L154 138L151 136V137H152V140L155 139L156 136H158V137H156L155 142H153V143H154V144H153V148H154V150L151 149V151L149 152L150 154H148V156H147V154H145V153H146L145 151H142V153L145 152L144 155L147 156V158L145 159V162L142 160V162H144V163H142L141 160L138 159V158H139V156L142 157V158H144L145 156H144V157L141 156V155H142L141 153H140L141 155H139V154H138V151L136 150V151H137L136 154H138V156H137V157H138L137 160H140V163H141V165L139 164L140 167L137 169V170H139V171H138L139 174H138V172H134V171H131V170H129V172H131L130 174H132V172H133V174H134V173H137L138 175H137V174H134V175L132 174L134 177L131 178V177L128 175L129 172L126 174V176L128 175V177H126L127 182H130V181H131V180H129V178L132 179V181H134L135 176H137L136 179H135V181H134L135 185H133V182L131 181V182H132V185L134 186V188H132V187L130 186L131 183L129 184V186L131 187V188H130V187H129V188H130V189H133V191H132L131 193L128 191V194H129V193L131 194V201H132V205H131V206H132V207H130V209H127V210L124 208V209H125V212H123V211H122V210H123L122 207H126V206H128L129 203H127V202H129V201H126V204H125L126 206H125V205L122 206V204H119V205L122 206V207H121V208H122L121 210L119 209V207L116 208V207L113 205V206H114V209L116 208V209L119 210V211H115L116 209H115L114 211L112 210L111 212H113V213H111V215H114V218L117 219L116 221H117V223L119 224V226H120L121 224H123V225H122L123 227L126 225V226L124 227V231H125V228H126V227L128 228V226H127L128 224H135V226H136V228H137V225L139 226V224H136V223H138V222L141 223V222L143 221V220L141 221V219L144 218L145 215H146V217L149 218L148 220H150V217L153 218L154 213L152 214V213L150 212V211L152 210V209L150 210V208H151L150 206H152V205H150V204H149V201H148V195H149V194H148V190H149L150 188H152V187H155V184H152L153 181H151V179H147V183L145 182V180H146V178L148 177V175H150V174H147L148 172H150V171H148L149 169H150V170H153L154 172H157L156 174H159V173L162 172V171H161L162 169H161V167H160V169H159V166H162V165L164 164L162 168H164V170H166V168L164 167L166 164L163 163V162H162L163 164L159 162L160 164H162V165H160V164L157 163L158 161H157V159H156L158 156H159L158 158H160V157H162V156L164 157V152H163L162 150H163L164 147H166V146H165L166 144H165V145L163 144L164 146H162V143H165V142H159L160 140H158V139L160 138V137H159ZM166 135H167V133H166ZM174 135H175V136H174ZM174 135H170V136H172V137H176V134H174ZM179 135H180V134H179ZM191 135H192V134H191ZM191 135L189 136V138H186V137H188V135L185 137V134H184V136H181L182 138L184 137V139H183L184 141L182 140L181 137H180V138H181V139H180L179 136H178L177 138H173L172 140H171V137L169 136V137H170L169 139L171 140L172 143L170 142V144H171V145H170L169 143L166 142L167 144H169V145H168L169 147L167 146V147H168V150H167L168 153H166V154H168V156H167V155H166V156L169 157V161H170L171 163L175 162L174 165H171L172 167H173V166L176 167V165L181 167L182 163L184 164V162H185V164H187L186 161H183V162H182V159L185 160V158H183V157H185V154H186V156H187V155L189 156V157L186 158V160H187L188 163L194 158V157H192V159H191V155H190V154H191V150H192V148H193V145L191 146L192 148H190V146L188 145V143H190V144H191V143L194 144L193 142H195V140H196V143H197V141H198L197 139H199V141H198L199 143H198V144H201V143H200V140L202 139V140H201V142H202L203 139H204V136H203V137L201 136L200 138L197 137V139H196L194 136H192V137L195 138V140L192 142L190 139L193 140L194 138H192ZM215 135L218 137L219 134L217 135V133H216ZM222 135H221V137H222ZM231 135H233V137H231ZM245 135H248V136H245ZM263 135H264V134H263ZM263 135L260 136V139H261V137H263V140H264V136H263ZM22 136H23V134H22ZM41 136H42V135H41ZM53 136H51V137H53ZM62 136H63V135H62ZM62 136H60V138H61ZM89 136H88V137H89ZM112 136H113V133H112ZM206 136H207V135H206ZM216 136H215L214 138H217ZM253 136H254V135H253ZM253 136H252V134H251L250 137L252 138ZM51 137H50V138H51ZM74 137H73V138H74ZM81 137H82V135H81ZM93 137H96L95 134L93 135ZM100 137H101V136H100ZM109 137H110V135H109ZM109 137H107V138H109ZM167 137H168V136H167ZM167 137H166V139H167ZM190 137H191V138H190ZM207 137H208V136H207ZM219 137H220V136H219ZM230 137H231V138H230ZM19 138H20V137H19ZM26 138H27V137H26ZM26 138H24V139H26ZM37 138H40V137H37ZM41 138H42V137H41ZM44 138H45V137H44ZM44 138H43V139H44ZM57 138H58V137H57ZM57 138H56V139H57ZM60 138H59V139H60ZM75 138H74V139H75ZM79 138H80V137H79ZM91 138H92V137H91ZM98 138H99V137H98ZM105 138H106V136H105ZM161 138H162V137H161ZM227 138H228V136L226 137V139H227ZM251 138H250V139H251ZM16 139H18V137H16ZM24 139H23V140H24ZM28 139H29V138H28ZM33 139H34V138H33ZM35 139H36V138H35ZM35 139H34V140H35ZM43 139H41V140H42V143H40V144H43V143H44L43 141L46 142L48 138H47V139L45 138L46 140H45V139L43 140ZM70 139H71V138H70ZM74 139H73V140H74ZM85 139H88V138H85ZM94 139H95V138H94ZM99 139H101V138H99ZM122 139H124V138H121V140H122ZM141 139H142V138H140V141H142ZM163 139H164V138H163ZM163 139H162V140H163ZM166 139H165V140H166ZM169 139H167V140L170 141ZM177 139L182 140L183 144L181 143V141H179V142H180V143H179V142L177 141ZM188 139H189V140H188ZM210 139H209V140H210ZM218 139L220 140V138H218ZM221 139L225 140L224 137L221 138ZM253 139H254V138H253ZM48 140L50 141V139H48ZM54 140H55V138H54ZM95 140H96V139H95ZM103 140H104V142H105V139H103ZM113 140H115V138H114ZM121 140H120V141H121ZM125 140H126V139H125ZM125 140H124V141H125ZM135 140H139V139H135ZM143 140H144V139H143ZM173 140H175V141H177V142H175V141L173 142ZM204 140H205V141H204L203 144H205V142H206V139H204ZM219 140L217 141V143H219ZM37 141H38V142H41V141H39L38 139H37ZM49 141H47V142L49 143ZM65 141H66V140H65ZM87 141H88V140H87ZM89 141H93V140H89ZM89 141H88V142H89ZM109 141H111V140L109 139ZM146 141H147V140H146ZM146 141H145V142L143 141V142L146 143ZM150 141H151V140H150ZM157 141H158V142H157ZM211 141L213 142V138L211 139ZM211 141H208V142L210 143ZM221 141H222V140H221ZM257 141H259V144H260V143H264L263 141L260 142L261 140H259V138H258V140H257V138H256V142H257ZM26 142H28V140H26ZM38 142H36V144H37ZM67 142H68V143H71L72 141H69V138H68V140L66 141V143H67ZM76 142H77V141H76ZM97 142H98V143H96L95 146H97V144L99 145V142H100V141L98 140ZM107 142H108V140H107ZM111 142H112V141H111ZM121 142H122V141H121ZM132 142H133V140H132ZM132 142H131V143H132ZM253 142H255V139H254ZM19 143H20V142H19ZM23 143H24V142H23ZM30 143H31V142H30ZM50 143H51V142H50ZM50 143H49V144H50ZM57 143H58V141H57ZM59 143H61L60 140H59ZM73 143H74V142H73ZM73 143H72V145H70V146L73 147ZM78 143H79V142H78ZM78 143H77V145H79ZM81 143H82V142H81ZM109 143H110V142H109ZM109 143H108V144H109ZM123 143H124V142H123ZM126 143H128V141H126ZM126 143H125V144H126ZM141 143H142V142H141ZM141 143H140V144H141ZM148 143H149V142H148ZM160 143H161V146H162V147L160 146ZM217 143H215V141H214V143H212V144L217 145ZM224 143H225V141H224ZM16 144H17V143H16ZM21 144H22V143H21ZM36 144H35L34 146H37ZM40 144H38V147H36V149L39 148V146H40V147L42 146V145H40ZM44 144H45V143H44ZM49 144H47V145H49ZM55 144H56V143H55ZM101 144H102V143H101ZM101 144H100V148L97 146L99 149H101ZM108 144H107V145H108ZM129 144H130V143H129ZM133 144H134V143H133ZM133 144H131L130 146H132ZM135 144H136V143H135ZM135 144L133 145L134 148H136L137 146H138V148L141 147V146H139L140 144H138L137 146H136ZM142 144H143V143H142ZM142 144H141V145H142ZM146 144H147V143H146ZM149 144H150V143H149ZM149 144H148V146H149ZM227 144H226V146H227ZM255 144L258 145V143H255ZM25 145H26V144H25ZM25 145H22V146H25ZM27 145H28V144H27ZM32 145H33V144H32ZM32 145H31V146H32ZM62 145H63L62 147H64V144H62ZM75 145H76V144L74 143V146H75ZM83 145H86V143L83 144ZM107 145H106V146H107ZM115 145H116V144H115ZM118 145H121V144H118ZM127 145H128V144H127ZM157 145L160 146V147H157ZM187 145H188V146H187ZM194 145L196 146L197 144H194ZM201 145H202V144H201ZM210 145H211V144H210ZM220 145H221V144H220ZM224 145H225V144H224ZM262 145H264V144H262ZM2 146H3V145H2ZM15 146H16V145H15ZM18 146H20V145H18ZM34 146H33V147H34ZM50 146H51V144H50ZM52 146H53V145H52ZM54 146H55V145H54ZM57 146H59V145H57ZM68 146H69V145H68ZM80 146H81V145H80ZM80 146H78V147L81 148ZM89 146H90V145H89ZM124 146H125V145H124ZM128 146H129V145H128ZM130 146H129V147H130ZM135 146H136V147H135ZM170 146H171V147H170ZM195 146H194V148H195ZM198 146H200V145H198ZM228 146H231V145H228ZM234 146H233V147H234ZM43 147H44V145H43ZM45 147H46V146H45ZM45 147H44V148H45ZM76 147H77V146H76ZM97 147H96V149H97ZM116 147H118V146H116ZM125 147H126V146H125ZM144 147H145V146H144ZM146 147H147V146H146ZM146 147H145V148H146ZM149 147H151V146H149ZM149 147H147V148H149ZM203 147H205V146L203 145ZM216 147H218V145H217ZM250 147H251V148H250ZM254 147H255V148H256V147L259 148V147H261V145L254 146ZM262 147H263V146H262ZM14 148H15V147H14ZM18 148H19V147H18ZM25 148H26L25 152L22 150V148H21V152H20V150H19V152L21 153V155H23V154H22L23 152H24V154L27 153V151H28L27 149H28L29 147H25ZM44 148H43V149H44ZM52 148H53V147H52ZM54 148L57 149V147H54ZM73 148H74V147H73ZM87 148H88V147H87ZM103 148H104V147H103ZM118 148H119V147H118ZM126 148H127V147H126ZM138 148H137V149H138ZM141 148H143V147H141ZM159 148L162 149V150H159ZM169 148H170V149H169ZM189 148H190V154H188V153H185V154H184V152H186V150L189 149ZM208 148H210V147H208ZM220 148H221V147H220ZM224 148H225V146H224ZM249 148H250L251 151L249 150ZM15 149H16V151L14 152ZM15 149L12 150L14 153L12 152L10 155H12V156H16V155L20 154V153L17 152V151H18L17 148H15ZM34 149H35V148H34ZM45 149H46V148H45ZM56 149H55V151H56ZM58 149L61 150L62 148L60 147V148H58ZM58 149H57V150H58ZM82 149H83V152H85L84 150H85L86 148L84 149V148L82 147ZM119 149L122 151V148H119ZM123 149H124V148H123ZM128 149H129V148H128ZM128 149H127L126 151H128ZM165 149H166V148H164V150H165ZM221 149H222V148H221ZM226 149H228V148H226ZM233 149H234V148H233ZM262 149H263V148H262ZM29 150H30V149H29ZM32 150H33V149H32ZM41 150H42V149H41ZM46 150H47V149H46ZM74 150H76V149H74ZM93 150H94V149H93ZM111 150H112V149H111ZM114 150H115V149H114ZM130 150H131V149H130ZM139 150H141V149H139ZM142 150H144V149H142ZM147 150H150V149H147ZM193 150H194V149H193ZM193 150H192V152H193ZM214 150H215V149H214ZM224 150H225V149H224ZM224 150H223V151H224ZM263 150H264V149H263ZM7 151H8V150H7ZM22 151H23V152H22ZM55 151H54V150H52V151L50 150V155H51V152L54 153ZM58 151H59V150H58ZM72 151H73V150H72ZM81 151H82V150L77 151V153H79V152H81ZM86 151H87V150H86ZM124 151H125V150H124ZM167 151H166V152H167ZM195 151H196V150H195ZM195 151L193 152L194 154H195ZM197 151H199V150H197ZM197 151H196V152H197ZM248 151H250L249 154H248ZM255 151H256V150H255ZM2 152H3V151H2ZM16 152H17V154H16ZM31 152H32V151H31ZM36 152H37V151H36ZM47 152L49 153V151H47ZM56 152H57V151H56ZM92 152H93V151H92ZM109 152H110V151H109ZM117 152H118V151H117ZM128 152H130V151H128ZM131 152H133V151H131ZM131 152H130V153H131ZM224 152H225V151H224ZM224 152H223V154H224ZM236 152H237V151H236ZM3 153H4V152H3ZM9 153H10V152H9ZM42 153H43V152H42ZM57 153H58V152H57ZM63 153L65 154L66 152H63ZM67 153H68V152H67ZM74 153H75V151H74ZM95 153H96V152H95ZM105 153L107 154V152H105ZM133 153H135V152H133ZM147 153H148V152H147ZM153 153H154L157 157H152L151 154H153ZM203 153H204V152H203ZM225 153H226V152H225ZM255 153H256V152L253 151V155H254ZM14 154H16V155H14ZM27 154H28V153H27ZM58 154H59V153H58ZM68 154H69V153H68ZM93 154H94V153H93ZM93 154L91 153V155H93ZM121 154H122V153H121ZM196 154H199V153H196ZM200 154H201V153H200ZM247 154H248V155H247ZM36 155H38V153H35V158H36ZM56 155H57V154H56ZM71 155H75V154L71 153ZM80 155H81V154H80ZM80 155H79V156H80ZM103 155H104V154H103ZM103 155H101V156H103ZM107 155H108V154H107ZM129 155H130V154H129ZM183 155H184V156H183ZM210 155H211V154H210ZM215 155H216V153H215ZM225 155H226V154H225ZM225 155H224V156H225ZM3 156H4V155H3ZM25 156H26V154H25ZM61 156L63 157L64 155H61ZM79 156L76 155V157H79ZM85 156H86V155H85ZM131 156H132V155H131ZM166 156H165V160H167V159H166ZM182 156H183V157H182ZM193 156H194V155H193ZM197 156H199V155H197ZM197 156L195 155V157H197ZM222 156H223V155H222ZM224 156H223V157H224ZM254 156L257 157V154L254 155ZM33 157H34V156H33ZM44 157H45V156H44ZM51 157H53V156H51ZM58 157H59V156H58ZM80 157H81V156H80ZM80 157H79V158H80ZM87 157H89V156H87ZM111 157H112V156H111ZM125 157H126V156H125ZM128 157H129V156H128ZM133 157H134V156H133ZM135 157H136V156H135ZM201 157H203V156H201ZM205 157H206V156H204L203 158H205ZM216 157H219V156H216ZM223 157H222V158H223ZM83 158H84V157H83ZM100 158H101V157H100ZM112 158H113V157H112ZM129 158H130V157H129ZM153 158H154V159H153ZM171 158H174V159H171ZM189 158H190V159H189ZM197 158H198V157H197ZM250 158L252 159L253 157L251 156ZM87 159H88V158H87ZM87 159L85 158L84 161H85V160H86V161H91V159H88V160H87ZM101 159H102V158H101ZM103 159H104V156H103ZM115 159H116V158H115ZM123 159H124V158H123ZM152 159H153V160H152ZM170 159H171V160H170ZM198 159H199V160H198ZM198 159H196V160L200 161V156H199ZM224 159H225V158H224ZM224 159H223V161H222V160H219L218 158L216 159V158L213 157V156H210V161H211V162L209 161V159H207V160H206V159H203V160H206V162H205V161H201L200 163H203V162L206 163V164L208 163L207 165H210V163H211V165H210V166H206V168H205V165H202V164H201L202 166H204V168H202L203 170L201 169L202 166L200 167V166H199L200 163L197 161V163H199V165L197 164V165L199 166V167H197V170H198V169H201L200 171H204V169H205V172L208 174V175L206 176V179L209 181V183H210V182H212V183H217V182H218V183H219V180H222V181H220V183H221V184L223 183V184L220 185V186H222V190H221V192H223L224 194L219 195V194H220V193H219L220 191H218V192H217V190H213V191H212L211 188L214 189L215 187H214L213 185H215V184H213V185L210 184L211 186H213V187L210 186L211 188L205 186V185H208V184H209V183H207V182H205V183H207V184H205V185H201V180H202V179L205 180V181H207L205 178H202V179H201L200 177H202V176H200V177L198 176V177H197V179H198V181H199L200 183L197 182V183H195V184L193 185L192 183H194V182H190L191 184L188 182V180L186 179V177H187V173H189L188 170L191 169V168L193 169V166H194V167L197 166V165L195 164V161H196L195 159H194L195 161H193V160H192V161H193V163H194L196 166H195V165L192 163V161H191V163H192L193 165L191 164V165H192L191 168H190V166L187 167V165H186V167L188 168V170H187V169L185 170V169H183L184 165H182V168H181V169H182V170H185L187 173H185V171H182V170H181V171H182L181 174H179L180 167H176V168L173 167V168L171 169L170 164L167 163V164L169 165V167H170V168H167L170 174H171V172H172V171H170V170H174V169L178 170V171H176V173H175V170H174V173H175V174L172 172V173L175 175V178H176V174H177V176H178V175H182V174L185 173L186 176L184 175L185 178H183V180L185 179L186 181H182V182H187V183H189L190 185L188 186V185H186V183H185L186 186H184V185H183L184 183H183V184H182L183 186H182V185L180 184L181 182H179V186L181 185L182 187H181V188H180V187L175 188V187L178 186V184H177V183H178V182H177L178 180L175 181L176 179L173 177V180L175 179V180H174L175 182H173V185L167 183V182H172L173 180H172V176H171V175H170V176H171V179H170V178L167 179V178L169 177V176L167 177V175H168L169 173H167L166 177H165V175L163 176V174H166V172H167V170H166L165 172H162V176H161V177H165V178L167 179V180L165 179V183H166L165 185L167 186L166 188L168 189V190H166V191L174 192L173 190L177 189V190H176L177 192L175 191V192H176V195H180L178 192H180V190H181V191L184 193L185 190H182V188H184V187H186V188H184V189H187V191H188V189H190V188H192V189H194L195 187H198V188L200 187V188H201V186L207 188V190L204 189V188H202V189L199 188V189L202 190V191H203V190H204V191H208V192H206V194L208 193V194H207L208 196H209V191H210V189H211V191H212V192L210 191V192L212 193V196H213V192L215 191V192L217 193V196L219 195L218 197H220V198H218V197L216 196L217 199H220L221 202H219L220 200H218L217 202H215V205H214V204H210V205H213V207H215L216 204H217V206H219L218 208H221V207L223 206V208H222L223 211H224V210L226 211V209H227V210L232 209V208H229V207H230V206H234V207H233L234 209L231 210L230 212H229V211H228V212H224V213H223V212H216V213H217L216 215H215V213H213V214L215 215V218L213 217V214H212V213H209V211H210L209 209L212 210L213 208H212L211 206H209V205H208V206L211 207V208L206 207V206H205L206 208L204 207V205H206L207 202H206L205 204L203 203L204 205H203V204L200 205L201 202L198 204V203H196V202H193V203H192V202L190 201V200L193 201V199H194V198L191 199V196H193V195L191 194V192H193L191 189H190L191 192H190V190L188 191V192H190L191 195L188 194L187 191H185V192H186V195H185V193H184L185 196H187V194L190 196V198H189V199H190V200H189V203L191 202L193 205H194V204L196 205L195 207L193 206V209H194V208H197L196 210L194 209L196 212H197V210L199 209V207L202 209V207H201L202 205H203V207H204V209H203L204 211H206L205 209H208V208H209L207 212H208L210 215H212V218H214V221H213V222H212L213 219H212V220L210 219V221H208V219L211 218V216H210L207 212H205L206 214H208V215L210 216V217H209V216L206 217V214L203 213L202 210H200V211H201L205 216H202V217L200 216V217H199V220H198V217H197V220H196V216H197V214H200V213L197 212L196 215H195L194 213L192 214L191 212L194 211L192 208H190V207H192V205H191V204L189 205V204L186 202V200H183V199H182V200L179 201V199H178L179 202H183V201H185V202H186L185 205L188 204L187 207L190 206L189 208H190V210H192V211H191V212L188 211L189 213H187V212L185 211V213H186V214H190V215H194V216H195L194 218L191 217L193 220H196L197 222H198V221L200 222V219L203 218V219L201 220V222H202V221H204V218L206 217L207 221H208L209 223L211 222V223L213 224V225L211 224L213 227H211V230H209V231H213V232H214L213 235H211L210 237H205V236H204L205 234L203 235L202 231L200 232L199 235H198V234H197V235H198V236H201V233H202L203 238H204V237H205L206 239L208 238V239L211 241V239H212V237H213V239H212L213 242H214V241H215V243H217V242H221V243L223 244V247H222V249H221V250L223 251L222 253L224 254L223 256H224L225 259H227V260H225V259H224V260L227 262L228 259H229V260H230V264H254V262H253L254 259L257 260V263H258V264H264V153H261V155H260L259 157L256 158V159H258V161H256V162H251V161H250L251 164H248V162H247L248 165H245V164L243 165V163L237 165V164H234V163H233V162H234L233 160H232L233 162L230 160L229 162H232V163H233V164H231V163H229L228 161H226V159H225V160H224ZM229 159H231V157H230ZM232 159H235V157L232 158ZM241 159H240V160H241ZM256 159H255V160H256ZM38 160H39V157H38ZM57 160H58V159H57ZM72 160H73V159H72ZM72 160H70V161H72ZM79 160L82 161V163H83V159H82V157H81ZM79 160H78L77 162H79ZM96 160H97V159H96ZM108 160H109V159H108ZM111 160H113V159H111ZM127 160H128V159H127ZM127 160H126V161H127ZM135 160H136V159H135ZM137 160H136V161H137ZM188 160H189V161H188ZM212 160H213V161H212ZM227 160H228V159H227ZM67 161L69 162V159H67ZM75 161H76V160H75ZM130 161H132V159H131ZM136 161H135L134 163H136ZM155 161H156V162H155ZM207 161H208V162H207ZM235 161H237V160H235ZM241 161H242V160H241ZM253 161H254V160H253ZM57 162H59V161H57ZM65 162H66V160H65ZM65 162H64V163H65ZM77 162H76V163H77ZM121 162H122V161H121ZM121 162H120V163H121ZM123 162H124V161H123ZM128 162H129V161H128ZM128 162H127V163H128ZM167 162H168V160H167ZM170 162H169V163H170ZM212 162H213V163H212ZM239 162H240V161H239ZM49 163H50V162H49ZM53 163H54V162H53ZM71 163H72V162H71ZM85 163H87V162H84V164H85ZM106 163H107V161H106ZM129 163H131V162H129ZM204 163H203V164H204ZM237 163H238V161H237ZM240 163H241V162H240ZM50 164H51V163H50ZM66 164H67V163H66ZM66 164H65V165H66ZM68 164H70V162H69ZM72 164H73V163H72ZM84 164H83L82 166H84ZM89 164H90V162H89ZM95 164H96V163H95ZM97 164H98V163H97ZM99 164H100V162H99ZM108 164H109V163H108ZM111 164H114V163H111ZM117 164H118V163H117ZM122 164H124V163H121V164H120V168H121ZM131 164H132V163H131ZM131 164H130V165H131ZM75 165H76L75 167H78V164H75ZM80 165H81V162H80L79 166H80ZM114 165H115V164H114ZM124 165H126V163H125ZM49 166H50V165H49ZM52 166L54 167V165H52ZM52 166H51V167H52ZM55 166H56V165H55ZM73 166H74V165H73ZM82 166H81V167H82ZM89 166H90V165H89ZM89 166H87V168H88ZM91 166H92V165H91ZM97 166L100 167V165H97ZM118 166H119V164H118ZM127 166H128V164H127ZM132 166H133V164H132ZM137 166H138V165H137ZM155 166H156V167H155ZM53 167H52V169L55 168V167H54V168H53ZM75 167H74V168H75ZM84 167H85V166H84ZM128 167H130V166H128ZM134 167H135V166H134ZM149 167H152V168H149ZM166 167H167V166H166ZM186 167H184V168H186ZM45 168H46V167H45ZM60 168H61V167H60ZM69 168L71 169V166H70ZM74 168H73V169H74ZM87 168H86V170H87ZM124 168H126V167L124 166ZM124 168H122L123 171L125 170ZM136 168H137V167H136ZM177 168H179V169H177ZM65 169H66V168H65ZM79 169H80V168H79ZM82 169H83V168H82ZM84 169H85V168H84ZM84 169H83L82 171H84ZM92 169H93V168H92ZM92 169H91V171H92ZM94 169H95V168H94ZM94 169H93V170H94ZM134 169H135V168H134ZM195 169H196V168H195ZM195 169H193V171L190 170V175H189L188 177H189L190 179H192L193 181L196 182V180H194V174H193V173L191 174V172H194V173H195ZM45 170H46V169H45ZM56 170H59V171H60V169H57V168H56ZM76 170H77V169H76ZM117 170H118V169H117ZM159 170H160L161 172H160ZM164 170H163V171H164ZM197 170H196V174H197ZM48 171H49V170H47L46 172L48 173ZM54 171H55V170H53V172H54ZM63 171H64V169H63ZM73 171H74V170H73ZM79 171H80V170H79ZM82 171H80V172H78V173H81ZM87 171H89V170H87ZM135 171H136V170H135ZM181 171H180V172H181ZM198 171H199V170H198ZM38 172H39V171H38ZM51 172H52V171H51ZM74 172H76V171H74ZM85 172H86V171H85ZM85 172H84V173H85ZM92 172H93V171H92ZM104 172H105V171H104ZM119 172H120V171H119ZM151 172H152V171H151ZM205 172H204V173H205ZM40 173H41V171H40ZM47 173H45V174H47ZM59 173H60V172H59ZM59 173H58V174H59ZM61 173L63 174L64 172H61ZM86 173H88V172H86ZM94 173H95V172H94ZM94 173H93V175H94ZM101 173H103V172H101ZM115 173H116V171H115ZM121 173H123L122 176H123V178H125V177H124V172H121ZM125 173H126V171H125ZM206 173H205V174H206ZM49 174H50V173H49ZM55 174H57V173H55ZM66 174H68V173H66ZM73 174L75 175V173H73ZM73 174L70 173L69 175H73ZM76 174H77V173H76ZM109 174L111 175V172H110ZM151 174H153V172H152ZM154 174H155V173H154ZM196 174H195V175H196ZM63 175H65V174H63ZM69 175H68V176H69ZM79 175H80V174H79ZM90 175H92V174H90ZM104 175H106V173H105ZM112 175H113V174H112ZM118 175H119V174H118ZM132 175H131V176H132ZM144 175H147V176L145 177V180H144V178H142V179H143V180H142L141 177H143ZM201 175H203V177L205 176V175L203 174V172L201 173ZM80 176H81V175H80ZM82 176H83V175H82ZM101 176H102V175H101ZM114 176H115V175H114ZM150 176H152V175H150ZM159 176H160V175H159ZM190 176H191V177H190ZM192 176H193V177H192ZM87 177H88V176H87ZM106 177L108 178V176H106ZM111 177H112V176H111ZM115 177H116V176H115ZM155 177H158V176L156 175ZM178 177H179V176H178ZM178 177H177V178H178ZM181 177H182V176H181ZM207 177H208V178H207ZM67 178H68V177H67ZM69 178H70V177H69ZM99 178H100V177H99ZM133 178H134V179H133ZM189 178H188V179H189ZM199 178H200L201 180H199ZM73 179H75V178H73ZM78 179H79V177H78ZM96 179H97V178H96ZM118 179H119V178H118ZM153 179H154V178L152 177V180H153ZM157 179H158V178H157ZM157 179L155 178L154 180L157 181ZM190 179H189V180H190ZM195 179H196V177H195ZM70 180H71V178H70ZM79 180H80V179H79ZM91 180H92V179H89V181H85V185L82 184V182H81V184H80V181H78V184H77L78 186L75 185V186L77 187V189H74L75 187H72V188H73V191H74V190H78V188L83 189V190L80 189L81 191H79V192L76 191V192L80 193L79 195H81V192H82V191H84V192L87 193V194H90L91 197H89L87 194H86V195L89 197L88 200H92L93 203H92L91 201H90V203H92L93 205H94V204L99 205L98 201H99L100 203H101V201H102V204H103L104 199L107 200V205H110L113 201H112L111 203L109 202V204H108V200H109L112 196H114L112 199L115 198V199H114V200H116L115 202H117V200H118V199L121 197V195H123V194H125V196H124V195H123V196L126 197V194H127L126 192H127V191L124 190V189H125L124 187L122 188V190H124V191H121V190H120V191H121L122 193L125 192V191H126V192L123 193V194H121V193L119 192L118 194H116V196L119 195V194H121V195H119V198H116V196L114 195L113 192L109 191V193H108V192L106 191L108 188H111L112 186L104 187L105 185L103 184L104 186L102 185V187H104V188L102 189V191H104V189L107 188V189H105V194L107 195V193H108V194H109V197L112 195L110 198H109V197L107 198V196L105 195L106 198H104L105 196L103 195V192H102V191H101V192H99V191L96 192V191H95V189H96V190L101 189V188H98V187H99L98 185L101 184V183H99V181H97V180H93V181H91ZM99 180H100V179H99ZM116 180H117V177H116ZM123 180H125V179H123ZM128 180H129V181H128ZM148 180H149V181H148ZM170 180H171V181H170ZM181 180H182V179H181ZM102 181H103V183H104V179H103ZM106 181L108 182V180H106ZM156 181H155V182H156ZM68 182H69V183H67V184H71V183L74 182V181H72V182H71V181H68ZM86 182H88V183L86 184ZM107 182H106V183H107ZM109 182H110V181H109ZM112 182H113V181H112ZM115 182H117V181H115ZM118 182L120 183V181H118ZM122 182H123V181H121L120 184H119V183H116V184H119L120 186H124V185L122 184ZM127 182H126V184H127ZM148 182H151V183L149 184V186H150L149 189L147 188V184H148ZM155 182H154V183H155ZM157 182L159 183L160 180H158ZM163 182H164V181H163ZM163 182H162V183H163ZM176 182H177V183H176ZM74 183H75V182H74ZM76 183H77V182H76ZM123 183L125 184V181H124ZM158 183H156V184H157L156 186L159 185ZM174 183H175V184H174ZM203 183H204V182H203ZM203 183H202V184H203ZM220 183H219V184H220ZM121 184H122V185H121ZM126 184H125V186L128 185V184H127V185H126ZM160 184H161V183H160ZM197 184H199L200 186H197ZM107 185H109V184H107ZM112 185H113V183H112ZM114 185H115V183H114ZM162 185H163V184H162ZM165 185H163V187H165ZM169 185H170V187H169ZM191 185L194 186V188H193ZM195 185H196V186H195ZM216 185H217V184H216ZM160 186H161V185H159L158 188H159ZM171 186H172V188H173V186H174V189H173V190L171 189L172 191L169 189V188H171ZM190 186H191V187H190ZM208 186H209V185H208ZM217 186H218V185H217ZM82 187H83V188H82ZM114 187H115V186H114ZM163 187H161V189L164 190ZM189 187H190V188H189ZM72 188H71V189H72ZM97 188H98V189H97ZM112 188H113V187H112ZM112 188H111V190H112ZM115 188H116V187H115ZM158 188H156L157 190H156L155 188H153V189H154V192L151 191V189H150V191H151V192H150V195H151L150 198L153 199V198H154L153 196H155L156 194L158 195L157 198H161V195H160V194L163 193V192L165 193V191L162 192V191L159 189L160 192H161V193L159 194V193L157 192V191H158ZM166 188H165V189H166ZM198 188H197V189H198ZM208 188H209V189H208ZM71 189H69V190H71ZM117 189H118V188H117ZM119 189H120V188H119ZM178 189H180V190L178 191ZM199 189H198V190H199ZM216 189H217V187H216ZM218 189H219V187H218ZM220 189H221V187H220ZM69 190H67L68 193H72L71 191L69 192ZM67 191H66V192H67ZM94 191H95L96 193H100V195L98 194L99 197H103L104 199L100 201V200H99L100 198L97 197V196H95L96 194H95V195L93 194ZM115 191H117V190H115ZM115 191H114V192H115ZM194 191H197L196 188L194 189ZM204 191H203V193H202L203 195H205ZM76 192H75V193H76ZM84 192H82V193L84 194ZM106 192H107V193H106ZM110 192H111V194H110ZM117 192H118V191H117ZM175 192H174V193H175ZM182 192H181V193H182ZM75 193H74V194H75ZM112 193H113V194H112ZM115 193H116V192H115ZM151 193H154V195H152ZM155 193H156V194H155ZM166 193H168V192H166ZM177 193H178V194H177ZM183 193H182V194H183ZM194 193H195V195H196V194L200 193V191L193 192V194H194ZM76 194H77V193H76ZM76 194H75V195H76ZM101 194H102L103 196H101ZM172 194H173V193H172ZM225 194H227L228 197H230V196L233 197V198H232L233 200L231 201V200H230L231 197L228 198V199H229V200H228V199H226L227 195L225 196V199H226V200L228 201V203L230 204V206H229V204H228V206H229L228 208H229V209H228L227 206L225 205V204H226L225 201L222 200V199H224L223 196H224ZM72 195H73V194H72ZM79 195H78V196H79ZM150 195H149V196H150ZM157 195H156V196H157ZM159 195H160V197H159ZM162 195H163V194H162ZM174 195H175V194H174ZM176 195H175V196H176ZM195 195H194V196H195ZM200 195H201V194H200ZM200 195L198 194V195H196V196L200 197ZM207 195H205V196H203V197L206 198ZM214 195H215V194H214ZM222 195H223V196H222ZM78 196H76V198H79ZM81 196H83V195H81ZM94 196H95V197H94ZM127 196L129 197L130 195H127ZM170 196H171V195H170ZM189 196H188V197H189ZM196 196H195V197H196ZM208 196H207V199H208ZM212 196L210 195L209 197H212ZM83 197H84V196H83ZM128 197H127V198H128ZM168 197H169V195H168ZM178 197H179V196H178ZM203 197H202V195H201V197L198 198V200L202 199ZM222 197H223V198H222ZM74 198H75V196H74ZM80 198H81V197H80ZM80 198H79V199H80ZM90 198H91V199H90ZM97 198H99V199H97ZM122 198H123V197H122ZM163 198L165 199L166 197H163ZM163 198H161V200H162ZM173 198H174V197H173ZM183 198H184V196H183ZM82 199H83V198H82ZM82 199H81V200H82ZM120 199H121V198H120ZM125 199H126V198H125ZM129 199H130V197H129ZM129 199H128V200H129ZM154 199H156V197H155ZM154 199H153V200H154ZM168 199H169V201H170L171 203H177V202H175V201L173 202V201H172V200H173L172 198H171V200H170V197L167 198V199H165V203H166V201H167ZM174 199H175V198H174ZM184 199H187V200H188L187 197L184 198ZM196 199H197V198H196ZM196 199H194V201H196ZM203 199H204V198H203ZM209 199L212 200L213 198H212V199L209 198ZM215 199H216V198H215ZM217 199H216V200H217ZM81 200H79V201H81ZM86 200H87V199H86ZM110 200H111V199H110ZM150 200H151V199H150ZM153 200H152V201H153ZM204 200L206 201V199H204ZM176 201H177V200H176ZM213 201H215V200H212L211 202H213ZM77 202H78V201H76V203H77ZM82 202H85V200L82 201ZM82 202H80V203H82ZM115 202H113V203L115 204ZM118 202H121V201H118ZM156 202H157V204H158V200H157V199H156ZM156 202H154V203L156 204ZM179 202H178V203H179ZM197 202H199V201H197ZM202 202H203V200H202ZM211 202L208 201V203H211ZM222 202H224L223 204L226 206V209H224L225 206L222 205ZM232 202H233V204H232ZM72 203H73V202H72ZM74 203H75V202H74ZM76 203L74 204V205H77L75 209H77V207H79V206L81 207L82 204L80 205L79 202H78V204H76ZM85 203H87V202H85ZM85 203H83V204H85ZM90 203H89V204H90ZM105 203H106V201H104V204H105ZM159 203H160V201H159ZM171 203H166V204H168V205H172V206L170 207V208L172 209L173 204H171ZM208 203H207V204H208ZM116 204H117V203H116ZM130 204H131V203H130ZM157 204H156V205H157ZM181 204H184V203H180L179 205H177V206L180 207L179 210H181V208H182V206H183V205H181ZM78 205H79V206H78ZM85 205H87V204H85ZM85 205H84V206H85ZM96 205H95V206H96ZM105 205H106V204H105ZM105 205H103V207H104ZM185 205H184V206H185ZM72 206H73V205H72ZM95 206H92V208L95 207ZM99 206H100V205H99ZM113 206H111V207H113ZM116 206H117V205H116ZM129 206H130V205H129ZM163 206H164V205H163ZM177 206H175V204H174V208H176ZM198 206H199V207H198ZM246 206H247V207H246ZM80 207H79V208H80ZM85 207H88L87 209L89 210V208H91V205H89V206L87 205V206H85ZM85 207H81V209L83 208V210H85V209H84ZM97 207H98V206H97ZM97 207H96V209H94L95 211L98 210V211H96V212H95L93 209H91V210H89V211L86 209V211L90 212V213H88V214H83V213H82V212H84L83 210H82V212H81V209H77V211L80 210V211H79L80 214L82 213L81 216H80V217L83 218V219H82V220H83V221H82V224L85 225V224H88V222H89L90 220L92 221V219L95 218V217L91 218L92 215H94V214H93L94 212H95V213H98L99 211L102 212V211H101V208H103V207H101V208L99 207L98 209H97ZM106 207H107V206H106ZM106 207L103 208L104 210H106L105 212H107V211L109 212V210L112 209V208L107 207V209L109 208V209L107 210ZM152 207H153V206H152ZM157 207H159V205H158ZM157 207H156L155 209H154V207H153V209L155 210V212H156V211L158 212V210H159V209L156 210ZM164 207H165L164 210H166V205H165ZM168 207H169V206H168ZM185 207H186V206H185ZM170 208H169V209H170ZM183 208H184V207H183ZM183 208H182V209H183ZM215 208H216V207H215ZM218 208H217V209H218ZM71 209H73V211H75V210H74V206H73V208H71ZM103 209H102V210H103ZM146 209L148 210V213H149V212L151 213V216L149 215L150 213H149V214H148V213L144 214L145 211H146ZM161 209H162V208H161ZM161 209H160V210H161ZM169 209L167 208V210H169ZM185 209H186V208H185ZM187 209H188V208H187ZM187 209H186V210H187ZM246 209H247V211H248V210H250V211L252 210L251 212L249 211L250 214H249V212L245 213V210H246ZM149 210H150V211H149ZM176 210H177V208H176ZM176 210H175V211H176ZM183 210H184V209H183ZM214 210H216V209H214ZM234 210H236V211L234 212ZM120 211H122V213H121ZM152 211H153V210H152ZM161 211H162V210H161ZM216 211H217V210H216ZM219 211H222V210L220 209ZM232 211H233V212H232ZM254 211H255V212H254ZM114 212H116L117 215H115ZM135 212H137L138 214L135 213ZM157 212H156V213H157ZM169 212H171V211H169ZM210 212H211V211H210ZM212 212H213V210H212ZM70 213H74V212L70 211ZM85 213H87V212H85ZM134 213H135L136 215H135ZM162 213H164V212L162 211ZM167 213H168V212H167ZM177 213L181 215V212L179 213L178 210H177V212L175 213V216H178ZM185 213H184V214H185ZM220 213H221V214H220ZM76 214L80 215V214L77 213V212H76ZM91 214H92V215H91ZM98 214H100V216H101V213H98ZM98 214H96L97 217L99 216ZM143 214H144V215H143ZM165 214H166V213H164V215H165ZM170 214L172 215V213H170ZM252 214H253V216H250V215H252ZM73 215H74V218H73V217H72V218H73L74 220L77 219V217L75 218V213H74ZM78 215H77V216H78ZM82 215H85V216L83 217ZM96 215H95V216H96ZM134 215H135V219L131 218L132 216L134 217ZM137 215H138V216H137ZM148 215H149L150 217H149ZM166 215H167V214H166ZM190 215H185V216H189V217H190ZM71 216H72V215H71ZM103 216H108V214L105 215V213H104ZM142 216H143V217H142ZM154 216H158V213H157V215H154ZM159 216L161 217V215H159ZM159 216H158V218H156V217H154V218H156V219H158V220L160 221ZM185 216H183V217H185ZM108 217H111V216H110V213H109V216H108ZM139 217H140V218H139ZM146 217H145L144 220H146ZM170 217H171V216H170ZM183 217H182V226H183V223H184V222H187V220L183 221ZM252 217H255V218L252 219ZM103 218H104V217H103ZM111 218L113 219V217H111ZM136 218H137V219H136ZM138 218H139V220H138ZM154 218H153V220H154ZM161 218H164V216L161 217ZM168 218H169V217H168ZM180 218H181V217H180ZM216 218H218L217 221L215 220ZM73 219H71V220H73ZM104 219H107V217L104 218ZM115 219H113V220H115ZM130 219H133L135 222H133V220L131 221ZM156 219H155V220H156ZM172 219H173L172 222H174V221H175L174 218H172ZM175 219H176V218H175ZM184 219H185V218H184ZM186 219H187V217H186ZM189 219H190V218H188V221H189ZM206 219H205V222H206ZM251 219H252L254 222H255V220H256V222L258 221V225H254V226H252V225L250 224ZM254 219H255V220H254ZM94 220H96V218L93 219L92 222L90 221L89 223H90V224H91V223L93 224V223L97 222V223H95V225H96V224L99 225L100 230H101V231H99V229L96 228L97 232H99L98 234H100V233L103 232L104 235H105V234H106L105 232H107V233L109 232V231H104L105 227H104V225L102 224V220L100 221L99 218H97V220H96L95 222H94ZM107 220H108V222L110 221L109 218H108ZM129 220H130V221H129ZM148 220H146V223H149V222L151 221V220H150V221L148 222ZM153 220H152V221H153ZM155 220H154L153 222H155V224H157V223H156L157 221H155ZM164 220H165V219H164ZM164 220H163V222L161 221L162 224L164 223ZM170 220H171V218H170ZM190 220H191V219H190ZM103 221L105 222V220H103ZM128 221L131 222V223H127ZM140 221H141V222H140ZM159 221H158V222H159ZM180 221H181V219H180ZM253 221H252V222H253ZM121 222H122V223H121ZM125 222H126L127 224H125ZM132 222H133V223H132ZM161 222H160V223H161ZM168 222H169V221H168ZM172 222H171L172 225L170 224L171 226H173L174 223L177 224L176 222L179 223V221H177V220H176L174 223H172ZM191 222H193V224H194V223H197V222H195V221H191ZM256 222H255V223H256ZM73 223L78 224V223H81V221H79L78 223L72 221V225L74 226ZM112 223H114V222L112 221ZM120 223H121V224H120ZM150 223H151V222H150ZM150 223H149V224H150ZM160 223H158L157 225H159ZM202 223L205 224L204 222H202ZM92 224H91V225H92ZM105 224H106V223H105ZM114 224H115V223H114ZM114 224H111V223H110V226H113V228H114V226H115V229H116V228H117V224H115V225H114ZM124 224H125V225H124ZM142 224L145 225V222L143 221ZM142 224L139 226V228L142 226ZM149 224H148L147 227L145 226L147 229L144 227V225H143L142 227L145 228V230H148V227L151 228V227H150L151 224L153 225V227H154V225H155L154 223H151L150 225H149ZM165 224H166V222H165ZM175 224H174V225H175ZM188 224L190 225V222H189ZM188 224L186 223V225H188ZM198 224H199V223H198ZM80 225H81V224H80ZM91 225H89V228H92L94 224H93L92 226H91ZM95 225H94V226H95ZM100 225H103V227H104V229H103V227H102L103 230L101 229V226H100ZM107 225H108V224H106L105 226L108 227L109 225H108V226H107ZM146 225H147V224H146ZM157 225H156L155 227H157ZM163 225H164V224H163ZM163 225H161V226L159 225V226H160L159 228L164 227ZM170 225L167 224V227L169 226L168 228H167L166 225H165V227H166L165 230H169V228H170V230H171V232H172V231H173V229H172L173 227H170ZM177 225H179L180 227H182L181 224H177ZM184 225H185V223H184ZM189 225H188V228H189V229L192 228L193 226H195V225H193V226H191V225L189 226ZM199 225H200V224H199ZM86 226H88V225H86ZM86 226H85V227H86ZM90 226H91V227H90ZM110 226H109L108 228H110ZM133 226H134V225H133ZM207 226H210V224H209V225L207 224ZM75 227L78 228L79 230L82 229L83 231H82V230H81V231H82L83 233H84V230L86 229L85 231H88V232H86L88 235L85 233V234H86V237H87V236H91L88 227H86L85 229H83L84 226H83V228H82V226H81V229H80L79 227L74 226V229H71V231H72V230L74 231V232H72V233H75V234H74L75 236H76L77 234H79V233H81L83 237L85 236V234H83L82 232H79V230H76V232H77V234H76V232H75ZM120 227H121V226H120ZM120 227H119V228H120ZM123 227H121V228H123ZM129 227H130V229H129V228H128V229H129V232H130V230L133 229V228H132L131 225H129ZM153 227H152V230H155V231H156V229L158 230V228L153 229ZM177 227H178V226H177ZM180 227H178V228L180 229ZM186 227H187V226H186ZM186 227H185V228H186ZM196 227H197V226H196ZM205 227H206V226H205ZM94 228H95V227H93L92 230H94ZM108 228H107V229H108ZM119 228H117V232H118V233L120 232V235H121V233H122L121 230H122V229L120 228L121 230H119ZM127 228H126V231H128ZM136 228H134V229L137 230ZM143 228H140V230H142V231H140V233H142V234H140V233L138 232L139 229L135 232L136 234L134 233V229H133L131 232H133V233L136 235L135 237H137L138 234L142 235L141 237H143V232H144V231H143ZM174 228H176V226H175ZM178 228H177V229H178ZM183 228H184V226H183ZM193 228H195V227H193ZM193 228L190 229L191 232L194 230ZM206 228H208V227H206ZM87 229H88V230H87ZM107 229H106V230H107ZM111 229H112V228H111ZM163 229H164V228H162V230H163ZM177 229H176V230H177ZM179 229H178V230H179ZM181 229H182V228H181ZM197 229H198V228H197ZM197 229H196V232H194L195 230H194L193 232H194V233H199L198 230L201 229V227H200L198 230H197ZM208 229H209V228H208ZM212 229H213V230H212ZM90 230H91V229H90ZM92 230H91V233L93 232ZM96 230H94V231H95V233H94L95 235H96V233H97ZM108 230H109V229H108ZM113 230H114V229H112V231H113ZM118 230H119V231H118ZM152 230L150 229V233H151ZM170 230H169V231H170ZM174 230H175V229H174ZM178 230H177V231H178ZM184 230H186V233H188V234H186L187 236L190 235V233L187 232V230H188L187 228L184 229ZM184 230H179L178 232H180V231L182 232V231H183V233H184V232H185ZM204 230H207V229H203V231H204ZM124 231H123V232H124ZM126 231L124 232L125 234H126ZM188 231H189V230H188ZM207 231H208V230H207ZM207 231H206V232H207ZM209 231L207 232L208 234H206V235H210V234H209ZM115 232H116V230H115L114 232H112V233H115ZM131 232H130V234H131ZM156 232H158V231H156ZM156 232H154V234H152L153 239H152V237H150L151 234L149 235V231H148V235L144 233L145 235H147V236L150 237V240L148 239V241H151V240H152L153 243H152V242H151V243L149 242L150 245H149V243H148V244L145 243V242H148V241H146L147 239L144 240V239H143L144 237L141 239V238H140V235H139L138 238L133 239L134 236L132 235V234H133V233H132V234H131V235L133 236L132 238L129 239V237H130L131 235H130V236H127L128 238H127L126 235H125V237H126V239H125V238L123 237V236H124V235H123L124 233L122 234L123 236H120V237H119L118 234H116L117 236H115V235L113 234V236H115L114 238H116V237L121 238V237H122L123 240H128V239L130 240V241H129L130 244H127L128 241L125 242V244H124V243H123L124 241L121 239L122 242H120V243L118 244V242H119V241H118L117 244H114L113 246L115 247V246L117 245V247H118V245H119V246L121 247V249L124 250V253H122V251H121L122 255H123V254H124L125 256L127 255V257L130 255V256H131L130 259L133 260V261H130L129 258H127V259H128L131 263H134V262H135V264H136V263H137L136 261H138V264H139V263H141V264H145V263H142V261H144L143 257H144V255H145V257H146L147 252L150 251V252H149V254H150L151 252H153V251H151V250H154V254H155V253H156V252H155V249H156V248H157V250H158L159 247L161 248L160 245H163V246H169V243H170V242L173 243V242L177 239L176 237L179 236V234H178V232H177L176 234H178V235H175V236H174L176 239H174L173 242L171 241V240L174 238V237H173V234H172V237H173V238H172V239L169 238V239H170V240H169L170 242H169L168 240H165V241H164V239L161 240V239H162L161 237H163L164 234L162 235L163 232L161 231V232H162V233H161L160 230H159V232H160L161 234H160V239H158V240H160V241H158V240H156L158 236H157V237L155 236V233H156ZM159 232H158V233H159ZM165 232H167V233L165 234V236H164L165 239H166L167 237H170V236H167L168 233H170V232H168V231H165ZM174 232H176V231H174ZM181 232H180V235L184 237L185 235H183V233H181ZM206 232H205V233H206ZM109 233H111V232H109ZM127 233H128V232H127ZM194 233H193V234H194ZM211 233H212V232H211ZM68 234H69V233H68ZM89 234H90V235H89ZM170 234H171V233H170ZM184 234H185V233H184ZM191 234H192V233H191ZM79 235H80V234H79ZM79 235H78L77 237H78V240L81 241V239L79 238ZM95 235H92V236L94 237ZM100 235H101V234H100ZM104 235H101V236L103 237ZM128 235H129V234H128ZM156 235H157V234H156ZM106 236H107V238H108L109 240H111L110 238L113 237V236L110 237L109 234L106 235ZM106 236H104L103 238H101L99 235H96L95 238H96V237H100L99 239L97 238V240H98V241L100 240L99 242H101V243H103V244H104V242H105L106 245H108V244H107L108 241H103V242H102V240H104ZM108 236H109L110 238H109ZM147 236H145V238H146ZM187 236H185V237H187ZM194 236H195V235H193V237H194ZM80 237H81V236H80ZM93 237H92V238H93ZM154 237H155V238H154ZM179 237H180V236H179ZM185 237H184V238H185ZM189 237H190V238H193L191 235H190ZM92 238H91V240H92V241L95 240V241H93V242H94L95 245H97V247L94 246V248H93L94 251L90 252V254H92L93 252L96 253V251H98V250L100 249V246H101V244H100L99 242H97L95 238H93V239H92ZM118 238H116V239H118ZM139 238L141 239V242H137V241H140ZM184 238H183V239H184ZM194 238H196V236H195ZM197 238H198V237H197ZM203 238H202V237H199V239H202V241H203ZM205 238H204V239H205ZM73 239H74V238H73ZM83 239L89 240L90 238H88V239H87V238H82V240H83ZM108 239H105V240H108ZM132 239H133V240H132ZM154 239H155L156 241L160 242V244H159L158 242H155ZM178 239H179V238H178ZM180 239L183 240L182 238H180ZM86 240H85V242H86ZM118 240H120V239H118ZM181 240H179V241H181ZM92 241H91V242H92ZM132 241H133V242H132ZM142 241H143V243H142ZM179 241H178V242H179ZM202 241L200 242V240H199V243H200V249L198 248L199 251L196 252V251L194 250V249L197 250V247H196V246L199 245L197 242H195L196 245H194V244H193V245H190L191 247H192V246L195 247L194 249H193V247L190 249V247L187 246V247H186V250H187V249H188V250H192V249H193V250L195 251V254H194V255H196V253H198V252H202V253L204 254V253H205V250H204V251H203V250L200 251V250L203 248V246L205 245V244H204L203 246L201 245V244H203ZM205 241H206V240H205ZM205 241H204V242H205ZM210 241L207 240L206 242H210ZM76 242H77V241H76ZM76 242H75V243H76ZM83 242H84V241H83ZM87 242H90V241H87ZM87 242H86V244H87ZM96 242L99 243L100 246H98V244H96ZM115 242H116V240H115ZM178 242H176V243H178ZM181 242H182V241H181ZM132 243H133V244H132ZM136 243H140V244H136ZM141 243H142L145 247H146L147 245H149V246H148L147 248H145ZM144 243H145V244H144ZM154 243H155V244H154ZM183 243H184V241H183ZM193 243H194V242H193ZM78 244H81V242L78 243ZM78 244H77V245H76V244L74 245V246H76V247H74V249L77 248V246H79ZM94 244H93V245H94ZM103 244H102V245H103ZM126 244H127V245H126ZM146 244H147V245H146ZM151 244H154V245L152 246ZM174 244H175V242H174L173 244H171V247H170V248L173 249V250L170 249V250L172 251L171 254H173V251L176 253V251L174 250V247L172 246V245H174ZM180 244H181V243H180ZM207 244H208V243H206V245H207ZM209 244H210V243H209ZM222 244H220V246H222ZM88 245L90 246V244H88ZM93 245H91V246H93ZM104 245H105V244H104ZM141 245H142L143 247H140ZM175 245H176V244H175ZM175 245H174V246H175ZM178 245H179V243H178ZM212 245H213V244H212ZM217 245H218V243H217ZM84 246H85V244H84ZM84 246H83V247H84ZM176 246H177V245H176ZM183 246H184V245H183ZM201 246H202V247H201ZM213 246H214V247H213ZM213 246H212L213 248H212V249L210 248L208 251H210V250L212 251L213 249H215V250L217 249V248L215 247V245H213ZM220 246H219V247H220ZM80 247H81V246H80ZM98 247H99V248H98ZM101 247H102V246H101ZM108 247H109V246H108ZM108 247L105 249L104 246H103V249H105V250L110 249V247H109V248H108ZM117 247H116V248H117ZM155 247H156V248H155ZM177 247H178V246H177ZM210 247H211V246H210ZM95 248H98V249L95 251ZM143 248H144V249H143ZM74 249H73V252H74ZM79 249H80V248H79ZM86 249H89L88 246H87ZM91 249H92V248H90V250H91ZM112 249H114V248L112 247L111 250H112ZM121 249H119V250H121ZM142 249L144 250V251H143L144 253H145L146 251H147V252H146L145 254H142ZM161 249H162V248H161ZM163 249H165V247H164ZM166 249H168V251L166 250L167 252L170 251L169 248H166ZM203 249H204V248H203ZM206 249H207V248H206ZM100 250H102V248H101ZM111 250H110V251H111ZM119 250H118V248H117V251H119ZM157 250H156V251H157ZM181 250H183V249H181ZM215 250H214V251H215ZM217 250H219V248H218ZM217 250H216V251H217ZM76 251L79 252V250L75 249V252H74L75 254H76ZM81 251H82V250H81ZM107 251H109V250H107ZM112 251L115 252L116 250L114 249V250H112ZM117 251H116V253H117ZM161 251H162V250H161ZM161 251H160V252H161ZM164 251H165V250H164ZM178 251H180V249L177 248V252H178ZM194 251H193V253H194ZM216 251H215V252H216ZM88 252H89V250H88ZM114 252H113V253H114ZM184 252H185V251H184ZM187 252H188V251H187ZM187 252H186V254H187ZM190 252H191V251H189V253H190ZM82 253H83V252H82ZM85 253H86V251H85ZM94 253H93V254H94ZM106 253H107V252H106ZM118 253L120 254V252H118ZM140 253H141V255H142V258H140L141 256H139L140 260H139V258L136 260V257H138L137 255H140ZM175 253H174V254H175ZM180 253H181V252H180ZM180 253H178V254H179V257L181 256ZM193 253H191V254H193ZM206 253H207V251H206ZM206 253H205V254H206ZM212 253H213V252H212ZM212 253H207L206 255H209V254L212 255ZM217 253H218V252H217ZM77 254H79V253H77ZM99 254H100V253H99ZM99 254H98V255H99ZM107 254H109V252H108ZM157 254H159V253H157ZM171 254H170V255H171ZM176 254H177V253H176ZM178 254H177V255H178ZM218 254H219V253H218ZM218 254H216V255H218ZM220 254H221V253H220ZM220 254H219V255H220ZM72 255H73V254H72ZM79 255H80V254H79ZM82 255H83V254H82ZM105 255H106V254H105ZM155 255H156V254H155ZM155 255L153 256V255L151 254V257H150V256H149V257L147 256L148 258H147V257H146V258H147V259H149V258L152 259V256L155 257ZM168 255H169V254H166V256H168ZM177 255H175V256H177ZM182 255H183V253H182ZM189 255H190V254H189ZM194 255H193V256H194ZM197 255H201V253H200V254H197ZM197 255H196L195 257H197ZM216 255H215V256H216ZM219 255H218V257H222V258H223V256H219ZM75 256H76V255H75ZM96 256H97V255H96ZM160 256L163 257V256H165V255H163V254L161 253ZM175 256L172 255V257H175ZM185 256H186V255H185ZM215 256H214V257H211V256H210V257H211L213 260H216V259H214V258H217V257H215ZM145 257H144V258H145ZM199 257H200V256H199ZM199 257H197V258H199ZM203 257H204L205 259H207L206 256H203ZM203 257H202L201 259H203ZM207 257H208V256H207ZM124 258H125V257H124ZM124 258H123V259H124ZM146 258H145V260H146ZM155 258H156V257H155ZM160 258H161V257H160ZM160 258H159V255H158L157 259H158L159 262L161 261V260H159ZM168 258H169V259H168ZM168 258H166V259L169 260L168 262H170V261H171V260H170L171 257H168ZM188 258H190V257H188ZM197 258H196V259H197ZM245 258H247L248 261L245 260ZM86 259H87V258H86ZM117 259H118V258H117ZM151 259H149V262H150ZM174 259H175V258H174ZM183 259H184V258H183ZM194 259H195V258H194ZM217 259H218V258H217ZM220 259H221V258H219V260H220ZM124 260H125V259H124ZM134 260H135V261H134ZM141 260H142V261H141ZM153 260H154V258H153ZM163 260H165L164 258L162 259V262H163L164 264H167V263H165V261H163ZM167 260H166V261H167ZM199 260H200V258H199ZM207 260H208V259H207ZM210 260H211V259H210ZM221 260H222V259H221ZM244 260H245V261H244ZM91 261H92V260H91ZM101 261H102V260H101ZM110 261H111V260H110ZM110 261H109V262H110ZM115 261H116V259H115ZM119 261H120V260H119ZM125 261H126V262H125ZM125 261H124L125 263H128V264L130 263V262H127V260H125ZM140 261H141V262H140ZM146 261H148V260H146ZM146 261H145V262H146ZM155 261H156V260H155ZM155 261H151V262H155ZM173 261H174V260H172V262H173ZM175 261H176V260H175ZM202 261H203L204 263L207 262V261H204V260H202ZM202 261H201V262H202ZM96 262H97V261H96ZM99 262H100V260H99ZM112 262H113V261H112ZM121 262L124 264V262H123L122 260H121ZM156 262H157V261H156ZM156 262H155V264H158V262H157V263H156ZM162 262H160V263H162ZM172 262L169 263V264H173ZM190 262H193V260H192V261L190 260ZM208 262H209V260H208ZM212 262H213L214 264H218V263H219L218 260H216L215 262H214V261H212ZM212 262H209V263H210V264H213ZM216 262H218V263H216ZM92 263H93V262H92ZM110 263H111V262H110ZM117 263L119 264V262H117ZM160 263H159V264H160ZM163 263H162V264H163ZM174 263H175V262H174ZM185 263L187 264L186 260H185ZM188 263H189V262H188ZM199 263H200V262H199ZM199 263H197V264H199ZM220 263H221V262H220ZM220 263H219V264H220ZM98 264H99V263H98ZM111 264H112V263H111ZM115 264H116V263H115ZM120 264H121V263H120ZM146 264H148V262H147ZM149 264H150V263H149ZM153 264H154V263H153ZM178 264H179V263H178ZM182 264H183V263H182ZM194 264H195V263H194ZM200 264H202V263H200ZM205 264H207V263H205ZM222 264H224L223 261H222Z\"/></svg>",
	"mask_w": 264,
	"mask_h": 264
}]
</instances>
